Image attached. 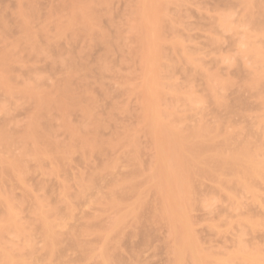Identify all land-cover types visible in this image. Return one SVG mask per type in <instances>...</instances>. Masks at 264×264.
<instances>
[{
	"label": "bare ground",
	"instance_id": "1",
	"mask_svg": "<svg viewBox=\"0 0 264 264\" xmlns=\"http://www.w3.org/2000/svg\"><path fill=\"white\" fill-rule=\"evenodd\" d=\"M8 1V0H7ZM9 1H11V0H9ZM14 1V0H13ZM27 2V4H31V2H33L32 0H26ZM58 2H56L57 4L59 3V0H57ZM70 1V3H67V1L65 2V3H67V5H69L70 6V4H71V6H70V8H72V7H75L76 8V10H77V6H76V4L78 3V2H84V1H86V0H69ZM92 1V0H91ZM96 0H94V2H95ZM99 1H101V0H99ZM104 2V4L106 5L107 3H109V1L107 2V0L105 1V0H103ZM123 1V0H122ZM129 1V0H128ZM134 1H138V0H134ZM164 1V0H163ZM171 1H173V0H171ZM171 1H170V3H171ZM181 1V0H180ZM179 1V2H180ZM190 1V0H189ZM228 1V0H227ZM3 2V1H2ZM21 2V0H19V2L18 3H20ZM55 2V1H54ZM64 2L62 1V3H63V5L62 6H65L66 4H64ZM87 2V1H86ZM85 2V3H86ZM90 2V1H89ZM89 2H87L85 5H83V7H82V5L80 4V3H78L77 5L79 6L78 7V11L77 12H79V13H77V14H79L81 17H78L77 16V18L79 19V18H82L81 20H85L86 21V24H84L83 25V23H85V21L81 24V22H80V25H82V26H86V28L84 29V30H86L85 32L86 33H83L82 34V36L83 35H86V37H87V31H88V35L90 36H88V38L90 39L91 37L94 39V41H95V39L96 38H94V37H96V35L98 36L97 37V41L96 42H99V44L98 45H100V43H102V42H104V39L106 38H104V36H107V35H109L110 33L109 32H107L108 34H106V31H105V28H108V27H105V28H103L102 26H100L99 24V27L98 28H100V27H102V28H100L99 29V31L102 29V31L104 30V33H105V35H98L100 32L98 31V30H96V28L95 29H93V24L94 25H97V24H95L96 22L94 21V19H95V15H97V13L98 14H100V12H102V10L104 11L105 9H103L102 7L104 6L105 7V5H102L103 3H100L101 4V8H102V10L101 11H99V12H97V11H95L96 9H94L93 7V4H92V6L90 7L89 5H91V4H89L88 6H87V4L89 3ZM97 2V5L99 4L98 3V1H96ZM95 2V3H96ZM113 2V1H112ZM121 2V1H120ZM156 2H157V4L159 3V4H161L162 5V3L163 4H165L166 3V1L165 2H162L161 3V1L160 2H158V0H139L137 3H139L140 4V6H141V9H142V13H141V15L139 14L140 13V10H139V8L137 9V7L139 6V4H135L134 5V8L132 9V10H134L135 11V13H133L132 12V15H133V21L135 22V23H137V24H135L134 22H133V24L135 25H133L132 24V27L134 26V27H136V25H137V27H136V30L137 31H135V30H133V28H132V30L134 31V33H135V35H136V33H139V31H140V38H138V35L139 34H137V38L139 39H137V41L139 42L138 43V45L136 46V49H134L135 51L137 50V52H138V55H136V52H135V56H137V57H139V52L141 53L140 55L142 56V59L144 60V63H145V70H144V73H143V75H142V81H141V85H140V87L142 86L143 87V89H144V92H141L142 91V89H141V91H140V89H138V92L136 91L137 90V86H138V88H140L139 87V85L138 84H136L137 86L135 87L136 88V90H134L135 91V94L137 95V96H135V99H136V97H138L137 99H141V107L138 105V103H137V105L141 108H137L136 106H135V108H137L138 110H140L142 113H141V122H140V120H136V118L138 117L139 119H140V114H139V111H138V114H139V116H138V114L136 113V111L135 110H137V109H135V108H133V107H130V111H132L131 109H134V111L133 112H128V111H123V114H122V116H120V117H116V116H114L113 115V112H111L110 110H112L110 107H109V109L110 110H107L108 112H110V113H112L111 115H113L114 116V119H115V117H116V119L117 118H121L122 120H124V122H122L121 121V119H120V122H121V124L120 125H118V123L119 122H117V124H116V129H118V127L119 128H121V130L119 131V130H116V131H119V133L121 132L123 135L122 136H124V137H122V136H118V132H117V134L115 135V133H113V132H111L113 135H114V137L115 138H108L107 137V139H105V141L107 140L108 142H104V139L102 140L101 139V137H100V139H101V141H103L102 142V144L104 143V145H105V143H106V145H108L107 143H109L110 142V144H114V142L113 141H116L115 139L116 138H118L117 140V142H119L120 141V139L122 138H126L125 136L126 135H128L127 137H129V135L131 134L132 135V133H130V132H132L133 130H136L135 132H134V137H136V132L138 131V126H140V124L142 123V124H144V126L142 125V127L140 126V129L141 128H143V130L145 129V131H144V133H142L141 131V134L143 135H145L146 133L147 134H149L151 137H153V139H155L156 140V142H154V152L155 153H151L149 156L150 157H152L151 155L152 154H156V156H157V158H155V160H157L156 162H155V169L154 170H152V174H151V185L152 186H154V189L155 188H157L156 189V191H157V196L155 195V193H156V191H152L151 189H153V188H148V187H146L147 185H146V182L144 183L146 186V188H148L149 190H151L154 194H153V200L152 201H155L156 199L159 201V202H156L155 201V203L156 204H158L159 205V207H158V205H156L154 202H152V201H150V199H148L152 204H151V206H150V208H152L153 206H157L158 207V209H157V211L156 212H158L159 211V208H161V210L158 212V213H156L157 214V217H158V220H160L161 218V220L160 221H162V220H164V218H166V222H167V220H169V230L171 231V232H169L168 230H166L167 231V233L165 232V233H163L164 235L165 234H167V236H165V237H169V239H170V234L171 233H173L175 236V239H174V242H176V243H178V239L179 238H177V237H180V242H179V244H178V246H177V248H176V252H175V263L176 264H184V263H187V262H183L184 260H186V258H188V259H190V258H192L194 261H195V264H219V261H217V256L216 257H214V258H212V255L214 256L215 254L213 253H211V251L209 250V251H207V249L204 247H202V250L201 249H199L198 247H197V245H196V241H195V239L194 238H192V234L190 233V231H189V220H190V222H191V220L193 221V222H191V223H194L195 221H194V219H195V217H192L193 219H189L188 220V218H191V217H188V209L190 208V207H192V205H193V207L191 208V209H189V210H192L194 207H196L197 206V203L199 204V202L200 201H197L196 200V202H193L192 203V201H194L195 199V197L196 196H194V195H196V192L198 191L199 193H202L201 192V190H203L204 188H206V186L204 187V184L205 183H207L206 181H208V179L210 178L211 180H209V182L208 183H210V184H208L209 186H213L212 188L211 187H209L210 189H211V192H212V190H214V188L215 189H217V191L219 190V192H221V193H219V192H217V191H215L216 193H218L217 195H219V194H221V195H223V194H225V195H223L224 196V198L225 199H229L230 198V200L231 201H233L234 202V204L235 203H237V206H239L240 208L239 209H242L241 208V206H240V202H239V204H238V202H236L237 200H239V199H237V198H239V197H235V195L233 194V191L235 190V188H236V192H238L237 194H240V193H244V191L247 193V192H249V193H247V194H250V196H252V198H251V200L253 199V201L255 200H258L260 197L258 196V193L260 192V190H261V188H260V190H258V185H259V187H260V185L261 184H264V139L262 138V140H261V142H263L262 144H261V142L259 141L260 139H259V135H260V132H262V131H264V22H263V19H264V17H260V16H264V0H238V3H237V6L240 4V9H242V11L243 12H241V14L243 15L242 17H243V20H244V18L246 19V22L245 23H247V24H249L250 26L251 25H253V32H251V33H249L248 35H247V40L245 41V44H246V46H247V49H246V54L248 55V56H250V58H251V62H252V67H251V71H250V68H248V70H249V72H250V74L248 73H246L245 72V69H244V72L246 73V78H244L243 80H242V77H239V78H241V82L239 81V83L237 82L238 80L237 79H235L234 78V75H232L233 77H231V76H229L228 74H224L225 76L226 75H228L227 77H224L223 75H221L222 76V79L221 78H219V77H221V76H219L220 74H221V72H220V74L218 73V70L216 71L217 73H218V77L216 76L217 75V73H214V71H213V73H214V75H212V74H210L212 71L210 70V73H207V72H209V69H208V71L206 72V71H204L202 68H200V67H205V70H207L206 69V64L205 65H200V67H197V66H194V62L195 63H197V64H201V63H203V62H201V60L200 59H196V61L195 60H193L192 58H193V56L192 55H194L192 52V55H191V53H189V55H188V53L186 54L184 51H183V55H184V58H182V56H180V57H178L179 59L181 58V64H187V65H189L190 66V64H192V66H191V68H194V67H196V68H194V70L192 71V70H190V72L192 71L194 74H196L195 73V71H199L197 74L200 76V78H201V75H202V78H204L205 79V81H206V86H204V84L205 83H203V88H202V93L201 94H204L205 92H207V94L210 96V98H209V101L207 100V98L209 97L208 95H205V97L207 96V98H205V100L204 101H208L207 103H204L202 100H203V95L201 96V97H199L198 96V93H196V95H193V94H195L194 92V88L192 89V88H190L189 86L190 85H188V87L186 86V87H181V86H174V85H176V84H168V83H177V82H174V81H170L172 78H170V76H169V72H171L172 70H171V67L173 66L172 65V62L173 63H176V61L174 62L173 60H171L170 58L173 56V55H171V56H166L164 59H165V61L166 60H168L167 62H171L170 64L171 65H169L170 66V69H168V71L169 72H167V74L165 75V74H163L164 72V70H165V68L167 67V65H168V63L166 62V67L165 66H163L162 68L164 69L163 71H161V67H160V64L164 61L162 58L164 57V54H163V52H166V51H163L162 49H161V51H163L162 52V55L161 54H158L157 53V50L159 49L160 50V48L158 47V42H159V40L160 39H163V41H165L166 40V38L163 36V35H161L160 36V33H161V31H163V30H159L161 27H162V25H164V24H159V23H163V20H164V22H165V20L167 19V17H168V15H169V12H168V9L167 8H165V9H167V12H168V14L167 15H165V16H163L162 17V15H159V11H161V13H163L162 11H163V9L161 10V8H160V5L158 6V5H156ZM179 2H177V3H179ZM182 2V1H181ZM236 2V1H235ZM234 2V3H235ZM6 3V2H5ZM13 3V2H12ZM16 3V2H15ZM22 3H25V0H23V2H21V4ZM25 3V4H26ZM56 3H54V5L56 4ZM60 3H61V1H60ZM73 3H76L75 5H72ZM94 3V4H95ZM228 3V2H227ZM33 6L31 7H29V5H25L26 7H28V10L30 9V10H32V11H30L29 12V17L31 16L30 15V13H32V14H34L35 15V13H36V15H37V12H36V10H35V13H33L34 12V10L32 9V8H34L35 9V4L36 5H38L37 4V0H34V2H33ZM48 4V3H47ZM55 5V6H61L60 4H58V5ZM99 4V5H100ZM110 4V3H109ZM109 4H107V6L109 5ZM119 4V3H118ZM127 5H129L130 6V4L129 3H126ZM218 4V3H217ZM230 4V3H229ZM18 5H20V4H18ZM15 6L16 8V10L18 9V7L20 8V6ZM32 5V4H31ZM81 5V6H80ZM113 5H115V4H113ZM126 5V6H127ZM138 5V6H137ZM219 5V4H218ZM231 6H233L232 4H230ZM230 5H227V6H230ZM235 5V4H234ZM2 6H3V4H2ZM40 6V5H39ZM48 6V5H47ZM55 6L53 7V9L54 10H52L53 12H51V13H54L55 14V16H58V17H61L60 15H62V13H64V11H65V9L67 10V12L66 13H68L69 15H72V14H70L69 12H72V10L73 11H75V9H71V11L69 10L70 8H68V7H58V9L57 8H55ZM110 6V5H109ZM116 6V5H115ZM119 6V5H118ZM129 6H128V9H130L129 8ZM132 6V5H131ZM153 6H158L159 7V10H158V15H157V10L155 11V7H153ZM175 6H177V5H175ZM179 6V5H178ZM217 6V5H216ZM97 7V6H96ZM95 7V8H96ZM99 7V6H98ZM111 7V6H110ZM114 7V6H113ZM112 7V8H113ZM133 7V6H132ZM157 7V8H158ZM163 7H164V5H163ZM169 7V6H168ZM181 7H183V6H181ZM180 7V8H181ZM242 7V8H241ZM8 8V9H7ZM10 7H6V9L5 10H10L9 9ZM23 7H22V5H21V11L23 10L22 9ZM38 7L36 6V9H37ZM41 8V7H40ZM43 8H44V6H43ZM60 8V9H59ZM65 8V9H64ZM89 8H91V9H89ZM100 8V9H101ZM116 8H118V7H116ZM127 8V7H126ZM179 8V7H178ZM232 8H235V6H233ZM25 9H27V8H25ZM58 11H57V10ZM64 10L63 12H62V10ZM92 9H94V11H95V13H93V14H95V15H92ZM98 10H99V8H97ZM137 9V10H136ZM216 9V8H215ZM20 9H18L17 11H16V14H18V13H20V11H19ZM27 10V11H28ZM38 10H39V8H38ZM48 10H50L49 8H48ZM91 10V11H90ZM121 10H123V8L121 9ZM11 11V10H10ZM19 11V12H18ZM24 12L26 11V10H23ZM41 11V10H40ZM57 11V12H56ZM110 11V10H109ZM108 10H106V11H104L103 13H101V14H108V12H109ZM113 11H114V9H113ZM137 11V12H136ZM178 11V10H177ZM212 11H213V9H212ZM217 10H215L214 12H216ZM223 11V10H222ZM227 11H229V10H227ZM3 12V11H2ZM24 12H22V13H24ZM115 13L116 12H118V10L117 11H114ZM114 12H113V14H114ZM123 12V11H122ZM121 12V13H122ZM125 12V11H124ZM223 12H225V11H223ZM15 13V12H14ZM22 13H20V15L18 16H16L17 17V19H20V16L22 15L23 16V14ZM38 13H40V12H38ZM42 13H43V11H42ZM57 13H59L58 15H56ZM73 13V12H72ZM75 13V14H76ZM120 13V14H121ZM164 13H165V11H164ZM164 13H163V15H164ZM217 13V12H216ZM3 14H5V13H3ZM12 14V13H11ZM25 14V13H24ZM26 14H27V12H26ZM46 13L44 12V14L42 15V16H44ZM47 14H48V11H47ZM46 14V15H47ZM49 14H50V12H49ZM74 14V15H75ZM76 14V15H77ZM127 14H129V12L127 13ZM137 14H139V21H135L136 20V18L138 17V16H136ZM166 14V13H165ZM176 14V13H175ZM174 14V15H175ZM178 14V13H177ZM212 14V13H211ZM221 14V13H220ZM6 15V14H5ZM9 15V14H8ZM14 15V14H13ZM34 15L33 16H31V17H33V18H30V20H28L29 18H27V23L26 24H24L25 22V20H26V18H24L26 15H24V17H21L23 20H21L22 22H23V25L25 26V25H28L31 21H34L35 19H34ZM41 15V14H40ZM39 15V16H40ZM45 15V16H46ZM66 15V14H65ZM68 15V16H69ZM74 15H72V17L69 19L68 17H67V15L65 16V18L66 19H68L69 21L65 24L64 22H66V20L64 21V19H62V20H59V22L60 21H62V23L63 24H65V25H63V26H61L60 28H59V30H58V27L59 26H57L56 28H55V30H56V34L54 33V36L56 37L57 36V34H58V36L60 37V36H62L63 37V34L65 35V37L64 38H62V40L63 39H67V37H66V32H68V34L67 35H69V26H71L70 27V32H73L74 30H75V32H73V38H75V39H77L78 38V34H77V32L78 33H80V31H82L83 29H82V27L81 26H78L79 24H73V23H76V21H78L77 19H75L76 18V16H74ZM122 15V16H121ZM120 16H121V18H123L124 17V15H123V13L121 14ZM131 15V16H132ZM180 15V14H179ZM184 15V14H183ZM38 16V17H39ZM50 16H51V14L49 15V16H47V18L49 17L50 18ZM109 16V15H108ZM128 16V15H127ZM136 16V17H135ZM162 17L161 19H159L160 17ZM214 16H215V14H214ZM227 16H229L228 14H227ZM226 16V13H225V16H221L220 18H219V23H218V21L216 20V23L219 25V28L221 27V26H223V28H221V29H223L222 31H224V29H228V28H230L229 27V23H227V19H229V17H227ZM11 17V16H10ZM36 17V16H35ZM58 17H57V19H58ZM70 17V16H69ZM98 17H100L99 15H97V17H96V19H98ZM102 17H104V16H102ZM110 18H111V20H113L112 18L114 17V15H113V17H112V14H111V16H109ZM130 17V16H129ZM169 17H172L173 18V16H172V14H171V16H169ZM180 17V16H179ZM178 17V18H179ZM218 17V16H217ZM3 18V17H2ZM1 17H0V19H2ZM6 18V17H5ZM47 18H46V21H47ZM53 18V17H52ZM62 18H63V16H62ZM105 18V17H104ZM120 18V17H119ZM175 18V17H174ZM183 18V17H182ZM262 19V21L261 22H263V23H261L260 24V22H259V19ZM6 19H8V18H6ZM14 19H16V18H14ZM34 19V20H33ZM39 19H42V17L41 18H39ZM44 20H45V17L43 18ZM56 19V20H57ZM60 19V18H59ZM95 19V20H96ZM106 19V18H105ZM176 19V18H175ZM181 19V18H180ZM80 19H79V21H81ZM99 20H101V19H98L97 21H98V23H99ZM122 20V19H121ZM138 20V19H137ZM177 20V19H176ZM179 20V19H178ZM212 20V19H211ZM3 21V20H2ZM2 21H0V23L2 22ZM6 21V20H5ZM8 21V20H7ZM14 21V20H13ZM17 22L19 25H21L20 27H21V29H22V24H20V23H22V22ZM49 21V20H48ZM75 21V22H74ZM78 21V22H79ZM105 21V20H104ZM110 21V20H109ZM115 21V20H114ZM119 21H120V19H119ZM161 21V22H160ZM168 22L169 21H173L172 19L170 20V18L167 20ZM182 21H184V18H183V20ZM16 22V21H15ZM14 22V23H15ZM53 22V21H52ZM112 21H110V23H111ZM122 22V21H121ZM131 22V21H130ZM139 22V23H138ZM178 22V21H177ZM176 22V23H177ZM180 22V21H179ZM4 23V22H3ZM2 23V24H3ZM17 23H16V25H17ZM44 23V22H43ZM56 23H57V21H56ZM61 23V24H62ZM118 23V22H117ZM120 23V22H119ZM132 23V22H131ZM170 23V22H169ZM168 23V24H169ZM174 23V22H173ZM175 23V25L176 26H178V24H176ZM214 23V22H213ZM253 23V24H252ZM259 23V24H258ZM12 24V23H11ZM33 24H35L34 22H33ZM46 24L48 25V22H46ZM50 24V23H49ZM104 24V23H103ZM122 23H120V25H121ZM171 24V23H170ZM169 24V26H173V25H170ZM180 24V23H179ZM215 24V23H214ZM7 25V24H6ZM10 25V24H9ZM9 25H7V26H9ZM15 25V26H16ZM18 25V26H19ZM57 25H60V23H58ZM73 25L74 26H77V27H79V28H75L74 29V27H73ZM97 25V26H98ZM114 25H116V24H114ZM113 25V26H114ZM158 25L160 26L159 28H158ZM221 25V26H220ZM254 25H256V27L254 26ZM11 26H13V25H11ZM23 26V27H24ZM28 26H30V28H32V29H34V25H33V27L31 26V24H29ZM28 26H27V28H28ZM48 26H50V25H48ZM96 26V27H97ZM105 26V25H104ZM130 26H131V24H130ZM2 27H3V25H2ZM20 27L18 28V29H20ZM44 27V26H43ZM66 27H67V29H66ZM139 27V28H138ZM163 27H165V25L163 26ZM162 27V28H163ZM224 27H226V28H224ZM228 27V28H227ZM6 28H8V27H6ZM5 28V29H6ZM16 28H17V26H16ZM26 27H24L23 29L25 30V29H27ZM29 28V29H30ZM71 28H73V29H71ZM97 28V29H98ZM112 28V27H111ZM122 28V27H121ZM161 28V29H162ZM171 28V27H170ZM169 28V29H170ZM251 28V27H250ZM252 28L250 29L251 31H252ZM0 29H1V27H0ZM23 29H22V32H23ZM28 29V30H29ZM32 29H30L29 30V32L30 33H27L28 32V30H25V32H23L24 34H22V35H24V38H21V39H19V41L22 43V45L20 44V43H18L19 41L18 40H16V41H18L17 43L18 44H20V47L17 45V43L16 42H12L11 44H10V42L8 43H6L7 45L8 44H10V45H13V47L15 48H17V46L19 47V48H21V50H23L24 49V51L26 50L28 53H29V51H30V53H33L34 51H31V49L33 50V49H35V48H37V45L35 44V45H33L34 43L32 42V33H33V31H32ZM37 29V28H36ZM76 29H78V31L76 30ZM117 29V28H116ZM126 29V28H125ZM127 29H129V28H127ZM135 29V28H134ZM173 29H175V28H171V31L173 30ZM177 29V28H176ZM178 29H179V27H178ZM177 29V30H178ZM12 30V29H11ZM15 30V29H14ZM65 30V33L63 32ZM67 30V31H66ZM83 30V31H84ZM91 30H94V31H91ZM124 29H122V31H123ZM130 30H131V27H130ZM158 30L160 31V32H158ZM208 30V29H207ZM207 30H205V31H207ZM218 30H220V29H218ZM250 30H249V32H250ZM2 32H4L5 33V30L3 31V29L1 30ZM7 31H8V29H7ZM9 31H10V28H9ZM34 31H35V29H34ZM59 31V32H58ZM91 31V33H89ZM101 31V32H102ZM110 31H111V29H110ZM164 31H166V27H165V30ZM178 31H180V30H178ZM204 31V32H205ZM2 32H1V34H2ZM16 32H17V30H16ZM42 32V31H41ZM58 32V33H57ZM95 32H98V33H95ZM117 32V34H118V32H120V31H117V30H115V33ZM125 32V31H124ZM127 32H130L129 30H127ZM159 34H158V33ZM168 32H169V30H168ZM3 33V35H5ZM36 32H34V34H35ZM38 33V32H37ZM94 33L96 34V35H94ZM121 33V32H120ZM120 33L118 34L119 35V37H124V35H122L123 33H121V35L122 36H120ZM164 33V32H163ZM166 33V32H165ZM178 33V32H177ZM180 33H182V32H180ZM206 33V32H205ZM207 33H209V34H211L212 35V38L211 39H213V36H215L214 34H213V32L211 31H209L208 30V32ZM12 34H13V32H12ZM11 34V35H12ZM17 34H20V33H17ZM26 34V35H25ZM45 34V33H44ZM161 37V38H159L158 37V35ZM162 34V33H161ZM170 34V33H169ZM216 34V33H215ZM8 35H9V33H8ZM22 35H20L21 37H22ZM36 35V34H35ZM46 35V34H45ZM50 34H48L47 36H49ZM52 35V34H51ZM70 35H71V33H70ZM133 35V34H132ZM173 35H174V33H173ZM180 35H182V34H180ZM206 35V34H205ZM217 35V34H216ZM2 36V35H1ZM10 36V35H9ZM44 36V35H43ZM46 36V37H47ZM54 36L52 37L53 39H54ZM167 36V35H166ZM218 36V40H220L219 39V35H217ZM5 37H7V35L5 36ZM11 37V36H10ZM36 37H37V35H36ZM70 37V36H69ZM77 37V38H76ZM79 37H80V34H79ZM113 37V36H112ZM111 37V38H112ZM117 37V36H116ZM116 37H114V38H112L113 40L114 39H117ZM118 37V38H119ZM162 37H164V38H162ZM169 37V36H168ZM176 37H178V35L176 36ZM176 37H174V38H176ZM3 38V37H2ZM19 38V37H18ZM44 38H45V36H44ZM47 38H50V37H47ZM72 38V40L75 42V39H73ZM84 38V39H83ZM91 38V40H87V41H89V43H90V41H91V43L93 44V42L94 41H92L93 39ZM99 38L101 39V42H100V40H99ZM109 38H110V36H109ZM111 38L110 39H108V37H107V40L106 41H112L111 40ZM24 39V40H23ZM46 39V38H45ZM44 39V40H45ZM53 39H49V40H53ZM71 39V38H70ZM70 39H69V41H70ZM79 39L80 38H78L77 40L79 41ZM81 39H82V41L83 42H80V43H83L84 44V40H86L85 39V36H83V37H81ZM122 39H124V38H122ZM136 39V38H135ZM157 39H158V41H157ZM168 39V38H167ZM178 39H179V37H178ZM181 39H182V36H181ZM3 40V39H2ZM14 40V39H13ZM48 40V41H49ZM57 40H59V38H57L56 40H55V42H51L52 44L53 43H55L56 44V41ZM103 40V41H102ZM121 40V39H120ZM120 40H119V42H120ZM130 40H132V39H130ZM171 40V42H170V44H172V47L174 46V47H176V45H178L177 44V42H173L174 40H173V36H172V39H171V36H170V38H169V40L168 41H170ZM173 40V41H172ZM180 40V39H179ZM183 40V39H182ZM181 40V41H182ZM214 40L215 41H212V40H210L211 42H214V43H219L218 42V40L216 41V39L214 38ZM7 41V40H6ZM24 41H26L27 43H29L28 44V47L30 46V44L31 45H33V46H31V48H30V50H29V48L26 46V44H24L25 42ZM66 40H63V42H65ZM68 41V40H67ZM72 41V42H73ZM87 41H86V43H87ZM105 41V42H106ZM117 43H118V41L117 40H115ZM123 41V40H122ZM135 41V40H134ZM136 41V42H137ZM161 41V40H160ZM167 41V40H166ZM167 41V42H168ZM176 41V40H175ZM185 41V40H184ZM3 42H4V40H3ZM34 42H35V40H34ZM50 42V41H49ZM48 42V43H49ZM60 42H61V40H60ZM96 42H94L95 44H96ZM105 42L104 43H102L101 45H103L104 46V44H105ZM124 43H125V41H123ZM123 42H122V44H123ZM173 42V43H172ZM186 42V41H185ZM210 42V43H211ZM37 43H38V40H37ZM46 43V41L44 42V46L42 45H40L41 47H42V50H43V55H41V56H44V54H45V52L47 51V49L48 48H50V46H51V48L53 47V46H55V44L52 46V44L50 45V44H45ZM62 43V42H61ZM76 43H77V45L79 44L80 46H81V44L80 43H78L77 41H76ZM88 43V44H89ZM91 43L89 44V45H91ZM107 43V45L109 46L110 45V47H108L107 46V48H110V49H112V46H111V44L113 43V44H117V43H115V42H111V43H109V42H106ZM129 43H130V41H129ZM160 43V42H159ZM213 43V44H214ZM6 44L4 45V47L2 46V45H0V46H2L3 48H4V52H2L1 51V55H0V89L1 90H3L4 92L3 93H5V96L6 97H3V100H2V102H0V113L1 114H3V115H5V117L3 116V118L2 119H4L5 118V121L7 120V119H11L10 117H8L7 115H9V114H12V113H10V112H12V111H10V110H13L14 111V109L12 108H10V110H8L7 111V109H9L8 107H7V109H6V104L4 105V103H3V101H5L6 100V98H8L7 99V103L8 102H10L11 100H13L14 101V99H11L10 100V96L11 95H15V96H12V97H18V95H19V93L21 92V94L24 96V94L23 93H25V94H27L28 96V99H30L31 100V102H32V104H33V106H31V108H33V110H31L30 112H31V115H30V117H26V119L27 118H29L28 119V123L26 122L27 120H25L24 119V123H27V125H26V127L24 128V130L22 131V129H21V131L20 130H18V127H21V125L20 126H18L17 124H15V125H17V126H15V125H13V126H15L17 129L16 130H18L17 131V133H19V131H20V133L21 134H19L18 135V137H17V139L15 140L16 142H17V144H18V148H19V151L17 152L18 154H16V153H14V152H16V151H14V149H16V147H14V146H17V144L15 143V141L13 140V138L15 137L16 138V136H14V135H17V134H15V133H13L12 134V136H14V137H12L11 135H10V133H9V129L12 127V125L10 124V122H13V121H15L14 119H15V117H14V119H12L11 121H9L8 120V123H9V125L11 126H9V125H6L7 123L6 122H4V123H0V148L3 150V152H2V150H1V154H0V180H1V178H2V180H3V184L0 182V186L2 187V185L3 186H5L4 184H7V186H9V184H8V182L6 183H4V181H5V178H8L9 179V181H10V184H11V181L13 180V181H15V183H16V185L14 184L13 185V187H15V186H18V187H20L21 189V191H22V196H23V198H21V200H20V197L21 196H19V194H18V196H19V201H15V198L17 197H14V198H12L13 197V193H12V195H11V192L9 191V189H8V187L7 186H5V187H7V191H9V193H10V195L4 190V188H2V189H0V208H1V214H0V264H34V263H36V262H34V257H35V259L37 258V257H41V258H43V256L46 258V256H48V255H52L53 253L55 254L56 252V250H55V248H57V241H56V238H57V240H58V242H60L59 241V239H60V237H59V235H61V234H59L58 232L63 228V224H62V221L63 220H65L64 222H66V220L67 219H70L71 220V218H68V217H72V214L70 215V216H68V217H66V216H64V218H67V219H64L62 216H63V214L65 213V212H67L69 209L71 210L72 208H70V207H72V205H74V203L72 204L69 200V198L66 196L67 194L65 193V192H67V191H70L71 189H69V190H67L66 189V184H67V182H66V184L63 182V181H60V177H63L64 179H66L65 178V176H59V175H61V173L59 174V175H57L58 176V178H59V181L60 182H63V183H61V186H62V188H58V190L59 191H61V195L59 194L60 192L58 191V192H56V193H58L59 195H60V197L58 196V198H59V200H61L60 202H54V201H56V200H54V198H55V195H54V198H51L52 197V195H51V193L50 192H52V191H54V188H51V189H49L46 185V187L48 188L45 192L43 191V189H42V193H45V194H41L42 196H43V199H44V197L45 196H47V197H45V200H47L49 197H50V199H51V202L50 203H54V204H57L58 203V205H60L59 207H62L61 205L62 204H60L61 202H63V204L65 203V200L69 203V205H71L70 207H69V205L67 204V206L69 207V209H68V207L67 208H65L66 207V204L65 205H63V209H64V213H63V211H62V214H60L61 215V217L60 218H63L62 219V221H61V219H59L57 216V218H58V222L56 221L57 219L55 218V215H57V211H56V209H57V207H58V205H54V204H51V205H53L54 206V208H56V209H53V207L51 206V208L49 207V212H48V207H46L45 205H47V203L45 204L44 202V200L42 199V197L41 196H39V195H35L36 197L38 196V198H34V197H32L33 199H34V202H31L33 199L32 198H30L29 197V193L31 192V190H33V188H30V186L29 185H31L30 183L28 184V180H24V177H26V179H27V177L28 176H26V175H28L27 173H29V172H34V170L35 171H37L38 172V170H42L43 171V169L45 168V167H50V164L51 165H53L52 167H51V169L50 168H48V170L45 168V171H48L47 173L44 171V173H46V175L43 173H41L42 175H44V177L46 178L48 175H50L51 176V174H55L57 171H59V172H61L62 171V169L61 170H59V168L61 167H63L66 163H67V161L69 160V158H70V160H74V159H71L72 157H73V155H71L74 151L75 152H77V154L79 153V154H82L83 155V157L85 156V155H89L90 156V153H93V152H95V151H97V153L98 152H100L99 151V149H100V147H101V145H99V143L98 142H100V141H98L97 139L99 138H97L96 139V133H97V130L100 128H104V129H106L107 127L106 126H103V124H104V120H106V118L107 117H100V113H99V115H98V109H96V108H100L101 107V105L100 104H98V107H97V105H93V106H96L95 107V109L96 110H92V109H94V107H91L90 106V103L88 104V102L89 101H87V103H85V105L86 106H83V104H80V103H83L84 101V99H82L81 97V100L83 101V102H81V100L80 99H78L79 97H78V95H80V96H83V97H85L86 95V97L89 99L90 98V96L88 95L89 93H90V90L93 88V87H95L94 86V84H95V82H94V84H92L93 85V87L89 90V88L88 87H86V89L87 90H85L87 93H88V91H89V93L88 94H84L85 93V91L83 92L82 90H83V88H80L79 90L80 91H77L78 89H76V91L75 90H73V89H75V88H73V86H74V84L72 85V87H70L71 85L69 84V83H71L70 81H69V79L70 78H72L73 76H71L69 79H68V77L70 76V74H69V71H68V73L66 72V69L65 68H63V70H65L64 72H66L67 74L65 75V74H62L63 73V71H62V68L60 67V65H58L57 63H56V66H58V67H60V69L58 70V71H62L61 73H57L56 74V76L57 75H59V74H62V75H65L64 77V79L62 78V76L61 75H59L60 77V80L62 79V81L60 82L59 81V83L57 84L55 81H57L56 79H55V77H53V79H55L54 80V82H55V84H57L58 86H53V84H54V82H53V84L52 83H50V84H52L51 85V88L49 87V92H50V94L49 95H46V94H48L47 92H46V94H44V92H43V94L42 93H40L39 92V90L38 89H40V88H42L43 89V86L45 87L46 85H43L42 83H41V85H43V86H40V84H39V86L40 87H38L37 88V86L35 87L34 85H36L37 84V82H34V83H36V84H33L32 86L31 85H29V83L30 84H32L33 83V80H31V77H33V73L31 74V77L28 79L30 82H24V84H26V85H21V86H19V83H18V86L21 88V89H18L19 90V92H18V95L16 94L17 92H14L13 91V89H15L16 91H18L16 88L18 87L17 86V84H16V88L14 87L15 85H11V83H13V82H15V81H10V80H8V77H7V74L5 73L4 74V72H8L9 70H10V65L8 66L9 67V69H7V65H8V63H9V60H11L13 57H12V55L14 56V55H16V56H19L20 55V52H19V54L17 55V50H20V49H14V48H12V49H7V51L8 50H10L11 52L13 51V49L14 50H16V53H14V51L12 52L13 54H10L11 52H7V51H5V49L9 46V48H10V45H8L7 47H5L6 46ZM63 44V43H62ZM70 44H72V43H70ZM70 44H67L68 45V48H70ZM112 44V45H113ZM119 44V43H118ZM160 44H162L163 46H164V44H165V42H163L162 43V41H161V43ZM169 44V43H168ZM168 44H167V46H168ZM170 44H169V46H170ZM185 44H187V45H189L187 42L185 43ZM209 44V43H208ZM17 45V46H16ZM24 45V46H23ZM47 45H49V47H47ZM58 45V44H57ZM56 45V46H57ZM67 45H65L66 46V48H67ZM86 45V44H85ZM115 45H113V47H115ZM132 45H134V44H132ZM139 45H140V47H139ZM162 45H160V46H162ZM180 45V44H179ZM183 45V44H182ZM186 45V46H187ZM215 45V44H214ZM27 47L28 48V50H27V48L25 49V48H23V47ZM46 46V47H45ZM63 46H64V44H63ZM73 46V45H72ZM71 46V47H72ZM93 46V45H92ZM92 46H90V47H92ZM102 46V47H103ZM128 46H130V45H128ZM192 46V45H191ZM209 46V45H208ZM33 47V48H32ZM41 47H39V48H37L36 49V51H35V56L38 54V53H40V54H42L41 52H42V50H41ZM75 47V46H74ZM89 46L87 47V48H85V49H83L82 47H80V48H82L83 49V51H85V52H83V56L82 57H85V56H87V55H85V54H87V51L89 50L88 48H90ZM98 47V46H97ZM105 47V48H104ZM103 47V50L104 49H106L107 51H108V49L106 48V46H104ZM117 48H118V45L116 46ZM158 47V48H157ZM171 47V46H170ZM169 47V48H170ZM173 47V48H174ZM189 47V46H188ZM1 48V47H0ZM2 48V49H3ZM50 48V49H51ZM56 48H59V46H57ZM73 48V47H72ZM122 48H124V46L122 47ZM164 48V47H163ZM167 48V47H166ZM187 48V47H186ZM215 48H217L216 46H215ZM1 49V50H2ZM55 49V48H54ZM62 49V48H61ZM77 49H78V47H77ZM88 49V50H87ZM109 49V50H110ZM115 49V48H114ZM130 49H132L133 50V48H131L130 47ZM171 49V48H170ZM175 49V48H174ZM173 49V50H174ZM178 48L176 47V49L174 50L175 51V53L177 52L176 50H177ZM188 49V48H187ZM194 49H195V47H194ZM39 50H41V52L39 51ZM59 50V49H58ZM64 50H65V48H64ZM72 49L70 48V51H71ZM106 50H104V52H102V53H104V55L103 56H107L108 55V57L110 56L109 54H105V51ZM116 50V49H115ZM119 50V49H118ZM125 50V49H124ZM128 50V49H127ZM131 50V51H132ZM139 50V51H138ZM183 50H184V46H183ZM186 50V49H185ZM23 51V52H24ZM37 51H39V52H37ZM49 51V50H48ZM47 51V52H48ZM62 51V50H61ZM106 51V52H107ZM111 51V50H110ZM110 51H108V52H110ZM122 51V50H121ZM131 51H129L131 54H130V56H132V54H133V51L131 52ZM160 51V52H161ZM170 51V50H169ZM194 51V50H193ZM200 51V50H199ZM199 51L196 53V55H198L199 54V56H200V53H199ZM37 52V53H36ZM47 52H46V54H47ZM64 52V51H63ZM72 52V51H71ZM71 52H68L69 53V55H70V53ZM75 52V51H74ZM77 52H78V54H80L81 52H79L78 50H77ZM100 52V53H101ZM107 52V53H108ZM128 52V53H129ZM168 52V51H167ZM187 52V51H186ZM195 52V51H194ZM212 52V51H211ZM29 53V54H30ZM56 53H58L57 51H56ZM122 53H123V51H122ZM125 53H126V50H125ZM171 53V52H170ZM40 54H39V56H40ZM59 54V53H58ZM61 54V53H60ZM65 54H67V53H64L63 55L61 54V56L60 55H57V56H59V57H56V59H58L59 61H60V59L61 60H63L62 58H64L65 57ZM74 54V53H73ZM73 54H71L69 57L71 58V56L73 57ZM111 54V53H110ZM176 54H179V52L178 53H176ZM211 54V53H210ZM214 54H216V53H214ZM31 55V54H30ZM82 55V54H81ZM80 55V56H81ZM85 55V56H84ZM90 55V54H89ZM112 55V54H111ZM124 55V54H123ZM133 55V56H134ZM191 55V56H190ZM203 56H204V54H202ZM209 55V54H208ZM217 55V57H218V54H216ZM15 56V57H16ZM51 54H50V58H51ZM63 56V57H62ZM66 56H68V54L66 55ZM75 56V55H74ZM79 56V55H78ZM116 56H118L117 54H116ZM126 56V55H125ZM134 56V57H135ZM161 56H163V57H161ZM174 56H175V54H174ZM176 56H178V55H176ZM199 56H197V57H199ZM12 57V58H11ZM14 57V58H15ZM19 57H21V55L19 56ZM47 57V56H46ZM45 56H44V58L45 59H48V57L46 58ZM53 57V56H52ZM55 57H53L52 59H55ZM69 57L68 58H64V60H65V62H67L66 60H68L69 59ZM92 57V56H91ZM121 57H123V56H121ZM121 57H119V58H121ZM126 57H128V55L126 56ZM137 57H135V59H137ZM161 57V58H160ZM194 57H195V55H194ZM212 57H213V54H212ZM11 58V59H10ZM75 58V57H74ZM73 58V60H71V61H73V63L72 64H74V66L71 68V66L69 67V68H71L72 70H70L69 68H68V70H70V71H72V73L74 72L75 74L77 73V76H79V74H81L80 72H84V70H83V68L84 69H86V71L87 70H89V69H91V67L89 68V67H87V64L83 61V58H75V59H79V61L77 62V64L75 63V59ZM98 58V60H97V63L99 62V59L101 60V62H99L100 63V65H106V64H108V63H103L102 61V59L103 58H100V57H97ZM105 58V57H104ZM114 58V57H113ZM116 58V57H115ZM119 58L117 59V60H119ZM124 58V57H123ZM18 58H16L14 61H16ZM21 59V58H20ZM20 59H18L19 61L17 62L18 63V65L19 64H21V60ZM51 59V60H52ZM56 59L54 60V61H56ZM72 59V58H71ZM80 59H82L81 60V62L83 61V65H81L82 63L80 62ZM86 59V58H85ZM84 59V60H85ZM90 59V58H89ZM92 59V58H91ZM112 59V58H111ZM122 59V58H121ZM125 59V58H124ZM131 59H132V57H131ZM139 59V58H138ZM159 59H161V60H163L161 63L159 62ZM174 59V58H173ZM184 59V60H183ZM195 59V58H194ZM23 60V59H22ZM33 60V59H32ZM35 60V59H34ZM56 61V62H58L59 63V61ZM105 61L107 60L108 61V58L107 59H104ZM110 60V59H109ZM114 60V59H113ZM123 60V59H122ZM126 61H127V58L125 59ZM143 60H141V61H143ZM170 60V61H169ZM178 60V59H177ZM200 60V62L198 63L197 61H199ZM203 60V59H202ZM12 61H13V59H12ZM11 62V63H15V65H16V62ZM36 61V60H35ZM40 60H38V62H39ZM50 61V60H49ZM71 61H69L68 60V64H65V63H61L62 64V66H64V64L66 65V66H64V67H68L69 66V64H70V62ZM87 61V60H86ZM104 61V62H105ZM106 61V62H107ZM114 61H116V60H114ZM124 61V60H123ZM130 61V63H131V60H129ZM164 61V62H165ZM210 61V60H209ZM219 61V60H218ZM23 62V61H22ZM29 62V61H28ZM27 62V63H28ZM37 62V61H36ZM38 62L35 64V65H37L38 64ZM52 61H50V65L52 66V63H54V62H52ZM61 62V61H60ZM63 62V61H62ZM88 62V61H87ZM90 62V61H89ZM89 62H88V64H89ZM113 62V61H112ZM117 62H119V61H117ZM134 62V61H133ZM132 62V63H133ZM139 62V61H138ZM137 62V63H138ZM186 62V63H185ZM11 63H9V64H11ZM26 63V62H25ZM26 63V64H27ZM31 63H33L34 64V62H31ZM48 63V62H47ZM80 63V65H81V67H83V68H81V67H79L78 66V64ZM86 65H85V64ZM102 63V64H101ZM110 64H111V62H109ZM116 63V62H115ZM124 63V62H123ZM127 63V62H126ZM137 63H133V64H137ZM158 63H160V64H158ZM207 63V62H206ZM215 63V62H214ZM13 64H11V65H13ZM40 64H42V63H40ZM39 64V65H40ZM60 64V63H59ZM123 67L125 66V63L124 64H122V63H120ZM140 64V63H139ZM219 63H217V65H218ZM31 65V64H30ZM43 65H45L44 63H43ZM71 65V64H70ZM76 65H77V67H76ZM91 65V64H90ZM96 65V64H95ZM99 65V64H98ZM142 65H143V62H142ZM142 65L139 67V65H137V67H138V69H140V68H142ZM158 65H159V67H158ZM179 65H180V63H179ZM21 66H25L24 65V63H23V65L21 64ZM28 66V65H27ZM42 66V65H41ZM56 66H52L53 67V69L56 67ZM97 66V65H96ZM95 66V67H96ZM108 65H106V67H107ZM115 66H116V64H115ZM118 66L120 67V65L118 64ZM132 66V65H131ZM130 66V67H131ZM168 66V67H169ZM175 66V65H174ZM233 66H235L234 64H233ZM35 67H37V66H35ZM39 67V66H38ZM44 66H42V68H43ZM48 67V66H47ZM51 67V68H52ZM75 67L78 69V67H79V69H82L80 72H79V74H78V71H79V69H78V71L75 69ZM100 67V66H99ZM98 67V68H99ZM111 68H106V70H105V72H108V69L109 70H111L112 69V66H110ZM117 67V66H116ZM116 67H114V69L116 68ZM129 66L127 67V69H129L130 68ZM133 67V66H132ZM134 67H136V66H134ZM184 67H185V65H184ZM231 68V65H229L227 68ZM77 71V72H75V71H73L74 69ZM87 68H89V69H87ZM104 68V67H103ZM103 68L101 67V69H96L95 68V70H96V73L99 71V73L98 74H104L105 72L103 71ZM121 68V67H120ZM158 68H159V71H161L160 73L163 75H161V74H159L160 76H161V78L160 79H162L161 80V82H160V79H159V75H158ZM190 68V67H189ZM190 68V69H191ZM200 70H199V69ZM229 68V69H230ZM6 69L8 70V71H6ZM23 69V68H22ZM40 69V68H39ZM105 69V68H104ZM125 69V68H124ZM123 69V70H124ZM130 69H132V68H130ZM136 69V68H135ZM135 69L133 68L132 69V73L133 72H135ZM172 69H173V67H172ZM196 69V70H195ZM211 69L213 70H215V68H212L211 67ZM216 69H219L218 67L216 68ZM27 70V69H26ZM41 70V69H40ZM100 70H102V71H100ZM113 70V69H112ZM117 70H119V69H117ZM134 70V71H133ZM166 70H167V68H166ZM223 70V69H222ZM43 71V70H42ZM55 71V70H54ZM91 71L93 72V69L92 70H90V71H87V72H84V73H82L83 75H81L82 76V78H81V76L80 77H78L77 79H76V75H74L75 76V78H73V79H75V81L76 80H81V82L83 83V82H85V79L86 78H89L90 79V77H92V75H94V74H92V75H90V74H87V73H91ZM114 71V70H113ZM120 71V70H119ZM138 71V70H137ZM136 71V72H137ZM142 71V70H141ZM178 71V70H177ZM231 71V70H230ZM229 71V72H230ZM242 71V70H241ZM241 71H239V73L241 72ZM13 72V71H12ZM16 72V71H15ZM56 72V71H55ZM55 72H54V74H53V76L55 75ZM101 72V73H100ZM121 72V71H120ZM120 72H118V74L120 73ZM129 72V71H128ZM127 72V73H128ZM130 72H131V70H130ZM129 72V73H130ZM163 72V73H162ZM166 72V71H165ZM202 72V73H201ZM227 72V71H226ZM228 72V73H229ZM233 72H235V71H233ZM237 72H238V70H237ZM244 72H242V74L244 73ZM9 74H11L10 72H8ZM48 73V72H47ZM71 73V72H70ZM93 73H95V72H93ZM116 74V72H112V74ZM126 73V72H125ZM126 73V74H127ZM140 73V72H139ZM142 73V72H141ZM172 73V72H171ZM182 73H184V71L182 72ZM200 73V74H199ZM236 73V72H235ZM15 74H17V76L16 77H18V73H15ZM28 74V73H27ZM37 74V73H36ZM36 74H35V79H36ZM46 74V73H45ZM88 75L85 79L83 78V76L84 75ZM117 74V75H118ZM121 74V73H120ZM120 74H119V80H123V78H121V76H120ZM126 74H122V75H124L125 77H126ZM135 74V73H134ZM175 74V73H174ZM176 74H177V72H176ZM196 74V75H197ZM223 74V73H222ZM238 74V73H237ZM236 74V75H237ZM69 75V76H68ZM110 75V74H109ZM128 75H130L129 77H134V75H132L131 76V74H128ZM141 74H139V76H140ZM173 75V74H172ZM184 75V74H183ZM191 75H193V74H191ZM240 75V74H239ZM245 75V74H244ZM243 75V76H244ZM9 76V75H8ZM11 76V75H10ZM9 76V77H10ZM13 76V75H12ZM11 76V77H12ZM24 76V75H23ZM67 76V77H66ZM102 76V75H101ZM100 76V77H101ZM105 76V75H104ZM112 76V75H111ZM168 76V77H167ZM175 77H176V75H174ZM181 76V75H180ZM248 76V77H247ZM15 77V76H14ZM39 77H41V76H39ZM38 77V78H39ZM44 77V75H42V78ZM85 77V76H84ZM114 77H116V75L114 76ZM163 77V78H162ZM164 77H165V79L166 80H168V81H170V82H168V83H166V80H165V85L167 84V86L169 85L170 87V89H168V87H166V89L165 88H163L162 86H163V79H164ZM172 77V76H171ZM187 77V76H186ZM189 77V76H188ZM236 78H237V76H235ZM245 77V76H244ZM18 78H20V77H18ZM18 78H16V79H18ZM25 78V77H24ZM23 78V79H24ZM38 78L36 79V80H38ZM41 78V81L43 82V83H45L48 79H50V78H48L47 79V76H45V78L47 79H42ZM59 78H57L58 80H59ZM81 78V79H80ZM98 78V77H97ZM103 78V77H102ZM111 78V77H110ZM110 78L108 79L107 77H106V81L104 80V82H107V81H109L110 80ZM138 78V77H137ZM139 78H141V77H139ZM178 78V77H177ZM190 78V77H189ZM201 78V79H202ZM228 79V78H230V80L228 79V80H224V79ZM234 79V81H232V79ZM12 79H15V78H12ZM22 79V78H21ZM23 79H22V81H23ZM26 79H27V77H26ZM40 79V78H39ZM84 79V80H83ZM98 79H100V78H98ZM97 79V80H98ZM108 79V80H107ZM114 79H116V78H114ZM125 79V78H124ZM127 79V78H126ZM125 79V80H126ZM131 79V78H130ZM174 79V78H173ZM176 79V78H175ZM180 79V78H179ZM179 79H176V80H179ZM182 79V78H181ZM197 79V78H196ZM195 79V80H196ZM203 79V80H204ZM44 80H46L45 82H44ZM51 80V79H50ZM71 80V79H70ZM78 80V81H79ZM88 80V79H87ZM91 80H92V78H91ZM118 80V79H117ZM117 80H114V81H117ZM125 80H123V81H125ZM128 80H129V78H128ZM186 80V79H185ZM185 80H183V81H185ZM190 80V79H189ZM235 80H237V81H235ZM240 80V79H239ZM21 81V82H22ZM40 81V80H39ZM51 81H53V80H51ZM78 81H76V82H78ZM99 81V80H98ZM130 82H131V80H129ZM132 81H133V79H132ZM180 81V80H179ZM242 81H243V87H245V89H247V90H249L250 92H252V90H253V94H254V96H253V94L251 93V95H250V93H249V95H250V97L249 98H251V97H254V99L256 98V100L254 101V103L257 101L258 102V108H257V102H256V106L254 105H252L253 104V102H251L252 100H254V99H250L249 101H250V103H252V104H250L249 103V101H247L248 103V105H250L248 108H250V109H248L246 106L247 105H245L246 104V102L244 103V101L245 100H247L245 97L243 98V95L244 94H246L247 92H246V90L245 91H242V90H238V89H241V88H243L241 85V88H240V86L238 87V92H246V93H244L242 96H241V94L242 93H238L237 92V94L236 95H240L239 97L240 98H238V96L236 97H233L235 100H232V99H230L229 98V96L227 97L226 95L228 94V93H225V91L227 92V90L226 89H228V90H231L230 88L231 87H233L234 85V87H235V91H237L236 90V85L237 84H240V83H242ZM20 82V81H19ZM32 82V83H31ZM48 82H50V81H48ZM58 82V81H57ZM72 82H74V81H72ZM87 82H89V80L87 81ZM103 82V83H104ZM110 82H111V80H110ZM112 82H113V80H112ZM118 82V81H117ZM116 82V83H117ZM122 82V81H121ZM126 82H128V81H126ZM125 82V83H126ZM188 83H189V81H187ZM184 83V84H188V83ZM201 82H202V80H201ZM204 82V81H203ZM237 82V83H236ZM17 83V82H16ZM23 83V82H22ZM39 83V82H38ZM75 83V82H74ZM99 83H101V81L99 82ZM99 83H98V87H99ZM103 83H101V84H103ZM119 84H123V86H125L124 84V82H122V83H120V81L118 82ZM118 83H117V85H118ZM134 83V82H133ZM140 83V82H139ZM190 83H191V81H190ZM189 83V84H190ZM193 83V82H192ZM191 83V84H192ZM28 84V85H27ZM45 84H47V83H45ZM78 84H80V83H78ZM91 84V83H90ZM105 84H107V83H105ZM112 84V83H111ZM128 83H126V85H127ZM135 84V83H134ZM133 84V85H134ZM162 84V85H161ZM199 84H200V82H199ZM198 84V85H199ZM38 85V84H37ZM77 85V84H76ZM75 85V87H77ZM110 84H107V85H105L106 87H108ZM128 85H130V87H132V85L131 84H128ZM127 85V86H128ZM165 85H164V87H165ZM177 85H179V84H177ZM193 85V84H192ZM191 85V86H192ZM202 85V84H201ZM34 86V87H33ZM50 86V85H49ZM81 86V84L79 85V87ZM84 85H82L81 87H83ZM87 86V85H86ZM91 86V85H90ZM100 86H102V85H100ZM104 86V85H103ZM102 86V87H103ZM111 86H113V85H110V87ZM121 86V85H120ZM135 86V85H134ZM200 86V85H199ZM47 87H48V85H47ZM55 87H56V90H55ZM78 87V88H79ZM85 87V86H84ZM102 87H100V88H102ZM115 87V86H114ZM122 87V86H121ZM126 87V86H125ZM181 87V88H180ZM198 87V86H197ZM206 87V88H205ZM234 87L232 88V91L234 90ZM37 88V89H36ZM54 88V89H53ZM73 88V89H72ZM96 88V87H95ZM109 88V87H108ZM129 88V87H128ZM180 88V89H179ZM187 88H189L190 89V91H189V89L188 90H186ZM41 89V90H42ZM45 89H46V87H45ZM103 89H104V87H103ZM102 89V90H103ZM111 89V88H110ZM114 89H116V90H118L117 88H114ZM113 89V90H114ZM121 89V88H120ZM131 89V91H133L132 89L133 88H130ZM164 89L165 90H169V92L172 94V96H173V99L175 98V100L177 99V101H175L176 103V105L174 104V106H173V109L169 112V111H167L166 112V110L165 109H167V108H169V106H170V108H171V106L173 105H169L168 104V107L167 106H165L164 108H162L165 104H163V103H161L162 105H160V100H162V96L165 94V92H164ZM203 89H206V91L205 92H203ZM219 89L220 90H223L222 92V94H224L225 93V96L224 95H221L220 93H221V91H219ZM225 89V90H224ZM51 90H55V92H53L52 94H51ZM95 89H93V91H94ZM98 90V89H97ZM100 90V89H99ZM101 90V91H102ZM113 90H111V92L113 91ZM129 90V89H128ZM127 90V91H128ZM183 90V91H182ZM185 90V91H184ZM197 90V89H196ZM45 91V90H44ZM92 91V90H91ZM105 91V90H104ZM110 91V90H109ZM194 91V92H193ZM199 91V90H198ZM234 91V92H235ZM256 92V95H255V92ZM15 94H14V93ZM78 92L80 93V94H78ZM108 92V91H107ZM117 92V91H116ZM120 92V91H119ZM122 93L124 92V91H121ZM125 92H126V89H125ZM129 92V91H128ZM127 92V93H128ZM193 92V93H192ZM229 92V91H228ZM13 93V94H12ZM96 93V92H95ZM94 93V95H95V97L94 98H96V97H98L96 94ZM105 94H106V92H104ZM104 93H102L103 95H104ZM109 93V92H108ZM118 93V92H117ZM139 94V96L141 95V93H143V95L142 96H138V94ZM230 93V92H229ZM92 94V92L90 93V95ZM98 94V93H97ZM112 94V93H111ZM116 94V93H115ZM126 93H124L123 95H125ZM130 94H132V92H130ZM168 94V93H167ZM51 95V96H50ZM85 95V96H84ZM101 95V94H100ZM109 95V94H108ZM117 95V94H116ZM127 95V94H126ZM125 95V96H126ZM166 95V94H165ZM247 95V94H246ZM248 95V96H249ZM2 96H3V94H2ZM26 96V95H25ZM53 96V97H52ZM56 98H55V97ZM89 96V97H88ZM106 96V95H105ZM105 96H103V97H105ZM122 96V95H121ZM121 96H119V97H121ZM133 96H134V92H133ZM167 96V95H166ZM11 97V98H12ZM22 96H20L19 95V98H21ZM93 97V96H92ZM90 98V102H92V103H96V99H94V101L92 100L93 98ZM112 97H113V95H112ZM164 97V99H165V96H163ZM168 97H169V95H168ZM225 97H227V99H228V101H234L235 102V104H233L232 103V105H233V107L231 108L232 109V112L233 111H238V107L240 106L241 107V105L242 106H245L246 108H242V109H240V111L242 110L243 111V109H248L249 111H247L246 110V115H248V114H250V115H248V117L251 119L252 117H251V115H253V113L255 114L254 116H255V118H256V120H255V118L253 117L252 119L253 120H255L256 121V123H255V121H254V123H255V125H256V127H259L258 129H260V131H259V134L257 135V133H256V131H254V130H256L254 127H255V125H253L252 127L254 128V129H252V127H251V125H250V127L251 128H249V129H251V131L249 130V131H247L246 129H243V130H246V132H244L242 129V131L245 133H243L242 131H240V129L239 128H241L243 125V123L245 122L244 120H242V122H241V120H240V122H241V126L239 125L240 124V122L238 123V125L237 126H239V131H236V133L235 134H237L238 132H239V134L241 135V139H242V134H244V136L246 135V138L244 139V140H241L239 137V139L237 140L236 139V141H235V139H233V135H235L234 133L233 134H231L233 137H230V134L226 131L227 130V128L225 127V126H223L225 129H222V125H224L225 123L224 122H222V121H220L221 119L223 120V118H224V114L226 115L227 113H229V115L231 116V115H233L234 113H232V114H230L231 112H229L231 109H230V106H232L231 104H230V102H227V99L225 98ZM244 99H242V98ZM17 99L16 101H18V100H20V99ZM87 98H85V101L86 100H88ZM106 98H109L108 96L107 97H105L104 99H106ZM170 98H171V95H170ZM236 98H238V99H236ZM5 99V100H4ZM24 99V98H23ZM27 99V98H26ZM98 99H100V97L99 98H97V101H98ZM112 98H110V101L112 102L113 101V103L115 102L116 103V106L114 107L112 104V106H113V108H116L117 107V101H114V100H111ZM118 99V97L116 98V100ZM120 99H125V98H120ZM119 99V100H120ZM168 99V98H167ZM166 99V100H167ZM240 99H242L241 101H240ZM0 100V101H1ZM8 100H10V101H8ZM79 100V101H78ZM108 100V99H107ZM118 100V101H119ZM126 100V99H125ZM131 100V102H129ZM130 100L128 101L129 103H131V104H133L134 105V99H132V98H130ZM178 100H181V102L179 101L178 102ZM210 100H212V103L214 104L213 106H217V108H222L223 109V111L224 112H222V110H220L221 112L220 113H218L217 114V111H215V108L216 107H213V106H211L212 107V111L214 112L215 111V113L217 114V115H221V116H223L222 118L221 117H219V116H217V115H215V113H213L214 115H215V117L214 118H216V122L214 123L213 122V127H204L203 125H205V124H203L202 126H200V123L202 124V122H200L199 120L202 118H197V119H199L198 120V122H200L199 124L197 123V122H195L196 124H194V125H198L199 127H187L186 128V126H185V123H184V121L185 120H183V119H186V118H188L189 117V121H190V117H191V115H189L188 113H190V109H196V107L197 106H199V103L201 104V105H203V104H207V105H209V102H210V104H212L211 103V101ZM15 101V102H16ZM24 102H26L25 101V99L23 100ZM99 101H102V99L101 100H99ZM98 101V102H99ZM140 101V100H139ZM138 101V102H139ZM162 101H164V100H162ZM168 101V100H167ZM198 101V102H197ZM78 102H80L79 104H78ZM106 102V101H105ZM108 102V101H107ZM106 102V104L108 105V103ZM119 102H121V103H119L120 104V106H118L116 109L117 110H119L120 108H122V106H121V104L122 105H124L123 103H125L126 101H124L123 103H122V100L121 101H119ZM165 102V101H164ZM169 102V101H168ZM194 102L196 103H198V105L197 104H195L194 105ZM203 102V103H202ZM5 103H6V101H5ZM12 103H14V102H12ZM12 103H10V104H12ZM17 103V102H16ZM15 103V104H16ZM21 103V102H20ZM19 102L16 104L17 106L20 104ZM23 103V102H22ZM21 103V104H22ZM101 103V102H100ZM172 103V102H171ZM173 103H174V100H173ZM177 103H178V106H184V105H186V106H184L183 108H184V110H186V108L188 109V111L189 112H187V114L188 115H186V111H185V113H179L180 111H183L184 112V110L182 109L181 110V107H180V111H179V109H177V111H175L174 109H176L175 108V106H177ZM179 103L180 104H182V105H179ZM185 103V104H184ZM236 103H237V105H236ZM240 103H242L241 105H239ZM244 103V104H243ZM24 104V103H23ZM22 104V107L21 108H23L24 107V105ZM28 104V103H27ZM30 104V103H29ZM29 104H28V106H29ZM88 104V105H87ZM103 104L105 105V103L103 102ZM102 104V105H103ZM130 104V105H131ZM192 104H193V106H195V108H191L192 107ZM100 105V106H99ZM103 105V106H104ZM110 105V106H111ZM115 105V104H114ZM128 105V103H126L125 104V107ZM167 105V104H166ZM197 105V106H196ZM207 105H205V106H207ZM238 106L236 109H235V107L236 106ZM9 106V105H8ZM16 106V107H17ZM20 106V105H19ZM18 106V107H19ZM132 106V105H131ZM162 106V107H161ZM209 106V107H210ZM252 106H253V108H252ZM12 107V106H11ZM15 107V106H14ZM18 107H17V109H18ZM108 107V106H107ZM124 107V109L125 110H127V107H129V106H127L126 108ZM20 108V109H21ZM119 108V109H118ZM179 108V107H178ZM207 108H208V106H207ZM214 108V109H213ZM235 110H234V109ZM252 108V109H251ZM255 108V109H254ZM256 108L257 109H259V111H256ZM16 109V108H15ZM30 109V108H29ZM101 109V108H100ZM115 109V110H116ZM124 109H122V110H124ZM129 109V108H128ZM163 109H164V111H165V114L167 115L168 114V116H166V118H165V115H164V111H163ZM197 109H199V107L197 108ZM197 109H196V111H197ZM201 109H202V107H201ZM228 110V112L226 111V110ZM28 110V109H27ZM53 111V110H55L56 111V113H58L59 114V118H61V122L62 123H60V119L58 120V124H60L61 125V127H62V130H61V128L60 127H57L59 130H58V132H61L62 133V131L64 130L67 134H68V136H70V137H68V138H70L68 141L70 142H68L67 141V139H63V140H65V142H68L67 144H64V146L62 145V143H64L63 141H62V143H60L61 145H59L58 143H56L55 142V140H54V136L57 134H55V135H52V137L50 136V134H54L53 132H54V130H53V128H52V126H51V118H49V113H50V111ZM75 110H78V112H80V113H82V117H80V118H83L84 119V123L87 121V119L90 121L91 119L93 120V117L92 116H95V115H93V114H96V116L97 117H99V118H97L96 116L94 117L95 119L93 120L94 122H91L90 121V123H92V125H93V127H92V130L90 129L91 128V126H90V130H91V134H88V135H90V136H88L87 134H86V132H87V129H85V127H84V129L85 130H82V131H86L85 132V134H82L81 135V133L79 132V127L78 126H75V127H72V126H74L73 124H72V122H71V120L69 119V121H70V124H67L68 122V118H67V116H69V118H72V116L70 117V115H72V113H73V111H75ZM104 110V109H103ZM106 110V109H105ZM115 111L114 112V114L117 112L118 113V111ZM203 110H206L207 111V109H206V107H205V109H204V105H203V109L201 110V113H203V112H205L206 113V111H203ZM218 110V109H217ZM252 111V113H251V111ZM10 111V112H9ZM94 111H97V113L96 112H94ZM101 111V110H100ZM99 111V112H100ZM106 111V112H107ZM114 111V110H113ZM120 111H121V109H120ZM195 111V110H194ZM194 111H192V112H194ZM199 112H197L200 116H201V113H200V109L198 110ZM239 111V114H237L236 112H235V114H236V116H238V115H242L243 116V114H245V112L243 113L242 111L240 112ZM255 111L257 112V113H255ZM17 112V111H16ZM16 112H15V114H16ZM24 112V111H23ZM29 112V111H28ZM27 112V113H28ZM29 112V113H30ZM72 112V113H71ZM122 112V111H121ZM227 112V113H226ZM7 113V114H6ZM25 113H26V111H25ZM29 113H28V115H29ZM54 113V112H53ZM75 113V112H74ZM102 113V112H101ZM110 113H108V114H110ZM116 113V114H117ZM129 113V120H131L130 118H132V116L130 117V113H132L131 115H133V113H134V115H135V113L137 114L136 116V118L135 117H133L137 122H135V125L136 124H138V126H136L135 128H134V126H132L133 125V119H132V127H133V129H131L130 127H128L126 124V119H124V118H127V117H125V116H128L127 114ZM222 113H224V114H222ZM242 113V114H241ZM0 114V115H1ZM21 114V113H20ZM70 114V115H69ZM107 114V113H106ZM108 114H107V116H108ZM115 114V115H116ZM124 114H126V115H124ZM181 114V115H180ZM197 114V115H198ZM14 115V114H13ZM53 115V114H52ZM110 115V116H111ZM184 115H186L185 117H183ZM206 115V114H205ZM213 115V116H214ZM246 115H244V116H246ZM8 118H7V117ZM10 116H12V115H10ZM54 116H55V114H54ZM58 116V115H57ZM103 116H104V114H103ZM110 116H109V118H110ZM164 116V117H163ZM193 116V115H192ZM227 117H228V115H226ZM230 116H229V120H231V119H233V118H231L230 119ZM51 117V116H50ZM196 117V116H195ZM207 117V116H206ZM217 117H219V119H217ZM226 117V118H227ZM247 116H246V119L248 118ZM13 118V117H12ZM20 118V117H19ZM53 118V117H52ZM57 118V117H56ZM77 118V117H76ZM79 118V119H80ZM98 120H97V119ZM101 118V119H100ZM105 118V119H104ZM112 118V117H111ZM194 118V117H193ZM203 118H204V116H203ZM202 118V119H203ZM207 118H209V117H207ZM221 118V119H220ZM226 118H224V121H225V119ZM236 118V117H235ZM234 118V119H235ZM249 118L247 119V120H249ZM82 119V120H83ZM86 119V120H85ZM103 119V120H102ZM113 119V118H112ZM111 119V120H112ZM197 119H196V121H197ZM233 119V120H234ZM241 119H243V117H241ZM251 119V120H252ZM107 120H109V119H107ZM106 120V121H107ZM128 120V121H129ZM194 120V119H193ZM207 121V119H205L204 118V121ZM229 120L226 122L227 124H229ZM233 120H231L232 121V123H231V121H230V123L232 124H230V128L232 127L233 128V126L234 127H236L235 125L236 124H234V123H236V122H234ZM238 120H239V118H238ZM246 120V124H247V122H248V127H249V123L251 122V123H253L251 120H249V121H247ZM4 120H2V122H3ZM52 121H53V119H52ZM55 121V120H54ZM53 121V122H54ZM89 121L87 122L88 124H89ZM96 121V122H95ZM97 121H98V123H97ZM104 121V122H103ZM110 121V120H109ZM117 120H115V122H116ZM203 121V122H204ZM244 121V122H243ZM1 122V121H0ZM52 122V123H53ZM56 122V121H55ZM78 122V121H77ZM100 122V123H99ZM103 122V124H101ZM112 122V121H111ZM110 122V123H111ZM186 122H187V120H186ZM194 122V121H193ZM234 122V123H233ZM15 123V122H14ZM18 123V122H17ZM79 123H80V121H79ZM83 123V124H84ZM122 123L124 124L125 123V125L128 127V128H126V126L123 128V127H120L121 125H122ZM129 123V122H128ZM178 123H182V124H179V125H177ZM205 123V122H204ZM250 123V124H251ZM19 124V123H18ZM57 124V122H56V124L55 123H53V125H54V127H55V125H58ZM78 124V123H77ZM82 126L81 127H83V126H85V125H83L82 123H80ZM87 124V125H88ZM106 125H108L107 124V122L105 123ZM104 124V125H105ZM191 124V123H190ZM193 124H191L190 126H192ZM234 124V125H233ZM71 127H70V126ZM79 125V124H78ZM110 125V124H109ZM181 125V127H185L186 129H188L187 130V132H189V131H191L190 133H185V136H183L182 135V132L179 130V129H181V127L179 128V126ZM193 125V126H194ZM206 125H207V122H206ZM209 125H211V122H210V124ZM211 125V126H212ZM226 125V124H225ZM115 126V125H114ZM118 126V127H117ZM124 126V125H123ZM188 126H189V124H188ZM226 126H228V131L230 130V128H229V125H226ZM244 126H245V123H244ZM260 126H262V129L263 130H261V128H260ZM14 127V128H15ZM76 127H78V129L76 128ZM89 127V126H88ZM110 128H111V126H109ZM247 127V126H246ZM245 127V128H246ZM9 128V129H8ZM14 128H12V130L13 131H15V129ZM179 128V129H178ZM185 128H184V130H185ZM244 128V127H243ZM56 129V128H55ZM83 129V128H82ZM88 129V130H89ZM99 129V130H100ZM126 129H128L126 132H129L128 134L127 133H124L125 131H123V130H126ZM139 129V130H140ZM237 129V130H238ZM257 129V130H258ZM11 129H10V132L12 131ZM113 130V129H112ZM142 130V129H141ZM183 129H182V131H184ZM253 130V131H252ZM51 131H52V133H51ZM56 132H57V129L55 130ZM232 131V130H231ZM230 131V132H231ZM102 132V131H101ZM139 132V131H138ZM137 132V133H138ZM140 132H139V135H137L138 137L139 136H141L140 135ZM233 132H235V130L233 131ZM250 133V132H255V133H253V135H252V133H250V134H248L249 136L250 135H252L253 137L254 136H258V142H260V145L259 144H256L257 142V137H254V138H256V139H254L252 136L249 138V137H247L248 135L246 134V133ZM60 133V134H61ZM242 133V134H241ZM263 134H264V132H262ZM63 134V133H62ZM66 134V135H67ZM98 134V133H97ZM255 134V135H254ZM83 135H85L86 136V138H84L83 137ZM109 135V134H108ZM111 135V134H110ZM119 135H121V134H119ZM238 135V134H237ZM57 136V135H56ZM88 136V137H87ZM112 136V135H111ZM110 136V137H111ZM117 136V137H116ZM239 136V135H238ZM243 136V137H244ZM58 137V136H57ZM67 137H65L64 136V138H67ZM104 137H106V136H104ZM113 137V136H112ZM138 137H136L135 138V140L137 141V139H138ZM145 137H147L146 135L144 136V138ZM236 137V136H235ZM234 137V138H235ZM261 137H264V135L263 136H260V138ZM52 138H53V140H54V142L52 141ZM56 138V137H55ZM62 138V137H61ZM103 138V137H102ZM140 138V137H139ZM150 138V137H149ZM110 139H112L111 141H110ZM122 139H121V141H122ZM129 139L130 138H128V139H126V140H128V142H129ZM141 139V138H140ZM148 139V138H147ZM152 138H151V140H153ZM249 139H251V140H253V141H255V143L254 144H256V145H252V143H250V141H249ZM58 140H60L59 138H56V141H58ZM139 140V139H138ZM142 140V142H143V138L141 139ZM155 140H153V141H155ZM239 140H241L242 142H238ZM73 141V142H72ZM76 141H78L77 143H76ZM120 141V142H121ZM124 142H126L125 140H123ZM131 141V140H130ZM135 141V142H136ZM146 141H149L150 142V139H148V140H146ZM75 142V143H74ZM80 142V144H78ZM81 142H82V144H81ZM113 142V143H112ZM117 142H115V144L116 145H108L109 147L111 146H113L112 148H114V146H116L115 148H117ZM124 142H121L120 144H123L125 147L123 148V149H120V151L122 150V151H124V149L126 148V144H124ZM132 142H134V140L133 141H131V143ZM139 142V141H138ZM141 142V141H140ZM16 144V145H14V144ZM72 143V144H71ZM74 143V144H73ZM131 143H129L128 144V146L130 147V144ZM137 143V142H136ZM157 145H156V144ZM12 144L14 145L13 146V148H12ZM75 144H78V145H76V146H74V147H79V148H81L82 150L79 152V151H77V150H75V148L72 146V145H75ZM84 144H85V146H84ZM120 144L118 143V145L120 146ZM142 144H144L145 145V142L144 143H142ZM28 145H30V149L31 150H29L28 149ZM66 145H69V146H66ZM81 145H83L84 146V149H83V146H81ZM103 145V147L102 148H105V149H102L101 148V153H105L106 154V152H105V150H107L108 149V146H104ZM123 145H121L122 147H123ZM147 145L148 146H150L149 144H148V142H147ZM156 145V146H155ZM121 146L119 147V148H121ZM127 146V152H126V154H128V157L129 156H131V157H133V155H131V153H129L130 151L128 150V147ZM134 146V144L130 147L131 148V150H135L134 148L132 149V147ZM135 146H137V151H134V153H136L137 152V154H135V156L137 155L138 156V158H139V154H138V151L140 150V152L141 151H143V150H141V148H139L140 146H138L137 144L135 145ZM77 147V148H78ZM106 147H107V149H106ZM141 147H143V145L141 146ZM151 147V149H153V147L152 146H150ZM150 147H147V146H145V147H143V148H147L148 149V152L150 151ZM17 148V149H18ZM76 148V149H77ZM78 148V149H79ZM119 148H117V150L119 149ZM136 148V147H135ZM138 148H139V150H138ZM111 149V148H110ZM110 149H109V151H110ZM147 149L146 150H144V152H147ZM102 150L104 151V152H102ZM113 150V149H112ZM111 150V151H112ZM119 150L117 151V153L119 152V154H117V156H116V158L115 159H117V160H115V161H119L118 160V157H122V156H119V155H121V152H120ZM132 151V152H133ZM115 153H116V151H114ZM96 153V152H95ZM110 153H113V152H110ZM115 153H113V154H115ZM94 154V153H93ZM92 154V155H93ZM100 154V153H99ZM98 154V156L100 157V155ZM107 154H108V152H107ZM112 154V155H113ZM122 154H124V152H122ZM149 154V153H148ZM147 154V155H148ZM90 156V160H91V158L93 157V156H95V154L93 155V156ZM104 154H102V156H103ZM111 155V154H110ZM111 155V156H112ZM145 156H147L146 154H144ZM70 156H72V157H70ZM76 156V155H75ZM79 156V155H78ZM89 156L87 157V158H89ZM109 156V155H108ZM110 156V157H111ZM141 156H142V153H141ZM144 156V157H145ZM149 156H148V161L150 162L151 160L149 159ZM81 157V156H80ZM80 157H79V159H80ZM124 157H125V155H124ZM126 157H127V155H126ZM144 157H142V158H144ZM153 157H155V155H153ZM28 158L29 159H31L30 160V162L31 161H33V162H35L34 160H36L37 162H38V165H35V163H30L29 162V160H28ZM51 158H53L54 160H55V162H53L54 164H52V161H51ZM87 158H82V160L84 159V162H85V160L87 159ZM103 158V157H102ZM112 158H114V156H112ZM112 158H107V160L108 159H112ZM46 159H48L47 161L49 162V159H50V163H49V165L48 166H44V165H46V164H44V163H42V161L43 160H46ZM52 159V160H53ZM95 159H96V157H95ZM125 159V158H124ZM129 159V158H128ZM132 159V158H131ZM131 159H129L128 161H131ZM134 159H136V160H138L137 162L139 163L140 162V160L139 159H137V157H135ZM53 160V161H54ZM69 160V161H70ZM77 160V159H76ZM81 160V159H80ZM81 160V161H82ZM89 160V159H88ZM114 160V159H113ZM113 160H111V161H113ZM123 160V159H122ZM121 160V161H122ZM126 160V159H125ZM142 160V159H141ZM143 160H145V159H143ZM142 160V161H143ZM155 160H153V161H155ZM46 161V162H47ZM114 161V162H115ZM135 161V160H134ZM134 161H132V162H130L129 163V165L131 166L132 164L131 163H134ZM147 161V160H146ZM25 162H29V163H27V164H29V166H31V165H33V167H36V168H34V170H32L31 171V169H33V167H29V168H31L30 169V171H29V168L28 167H26V168H28V169H26L25 168V166L27 165ZM39 162H41V163H39ZM84 162H82L83 164H84ZM88 162V161H87ZM92 162H93V160H92ZM100 162H102V160L100 161ZM107 162V161H106ZM106 162H104L103 161V163L104 164H102L103 165V167H101L100 166V168H99V165H98V168H99V170L101 171V172H104V170L106 169H110L109 170V172H111L112 170H113V168L115 167V165H114V162L112 163V162H110V160L108 161V165H106ZM124 162V161H123ZM136 162V166L133 164V166L132 167H134L135 166V168L137 167L138 168V163ZM145 162V161H144ZM78 163H79V161H78ZM95 163H96V161H95ZM110 163V164H109ZM118 163V162H117ZM122 163V162H121ZM128 163V162H127ZM141 163H143V162H141ZM146 163V162H145ZM145 163H143L144 165H145ZM37 164V163H36ZM41 164H43V166H44V168L41 166V168H40V165ZM69 164V163H68ZM68 164H66L65 165V170H64V173L63 174H65V171H66V166H68V167H70ZM72 164V163H71ZM74 164H77L76 162H74ZM119 164V163H118ZM126 164V163H125ZM140 164V163H139ZM148 163H146V165H147ZM151 164V163H150ZM35 165V166H34ZM87 165V164H86ZM97 165V164H96ZM96 165H94V163H93V166H96ZM101 165V164H100ZM106 165V166H105ZM114 165V166H113ZM142 165V164H141ZM145 165V166H146ZM72 166V165H71ZM78 166V165H77ZM85 166V165H84ZM83 166V167H84ZM129 166V167H130ZM149 166V165H148ZM147 166V167H148ZM37 167L38 168H40V169H38L37 170ZM78 167H80V166H78ZM86 167V166H85ZM92 167V166H91ZM122 167V166H121ZM131 167V169H133ZM142 167H144V166H142ZM43 168V169H42ZM87 169H89L88 168V166L86 167ZM95 168V167H94ZM101 168H102V170H101ZM103 168H104V170H103ZM112 168V169H111ZM124 168V167H123ZM126 168V167H125ZM72 169V168H71ZM73 169H74V166H73ZM93 169V168H92ZM117 169V168H116ZM119 169V168H118ZM128 169H130V168H128ZM127 169V170H128ZM144 168H142V170H143ZM147 169V168H146ZM146 169H144V170H146ZM152 169V168H151ZM50 170V171H49ZM67 170H68V168H67ZM75 171H76V169H74ZM80 170V169H79ZM84 170V169H83ZM99 170L98 171H96V174H98V176H100V175H102L101 174V172H100V174H99ZM137 170V169H136ZM142 170H141V168H140V170H137V171H139V173H137L138 175L141 173L142 174ZM150 169H148V171H149ZM26 171H28L27 173H26ZM126 171V170H125ZM154 171V172H153ZM41 172V171H40ZM58 172V173H59ZM66 172H68V171H66ZM77 172H78V170H77ZM77 172H75V173H77ZM83 172V171H82ZM90 172V171H89ZM89 172H88V174H85V175H88V176H85V177H89V175L91 176V179H93V181H97V183H99L98 181H100V180H97L96 178L94 179V178H92V177H94V176H96L97 177V175L95 174V172H94V174L92 173V170H91V174H89ZM98 172V173H97ZM115 172V171H114ZM117 172H118V170H117ZM131 172H136V171H131ZM25 173V174H24ZM39 173V172H38ZM58 173H56V174H58ZM78 173H81V172H78ZM77 173V174H78ZM105 173V172H104ZM103 173V174H104ZM107 173V172H106ZM112 173V172H111ZM133 173V174H134ZM143 173H145V172H143ZM37 174V173H36ZM40 174V175H41ZM62 174V175H63ZM71 174V173H70ZM117 174V173H116ZM126 174V173H125ZM125 174L123 175V174H121V175H123V176H125ZM128 174V173H127ZM136 174V173H135ZM23 175H25V176H23ZM82 174H80V175H78L79 177L81 176ZM113 175V174H112ZM111 175V176H112ZM130 175H132V174H130ZM137 175V176H138ZM143 175V174H142ZM141 175V176H142ZM3 176H6L5 178L3 177ZM50 176H48V177H50ZM55 176V175H54ZM66 176H68L67 174H66ZM110 176V177H111ZM117 176V175H116ZM119 176H120V174H119ZM129 176V175H128ZM134 176V175H133ZM35 177V176H34ZM38 177V176H37ZM42 177V176H41ZM79 177H77L78 179H80L79 180V183L80 184H83V180L81 179L82 178V176L79 178ZM83 177H84V174H83ZM102 177V176H101ZM100 177V178H101ZM106 177H107V175H106ZM109 176H108V178H110ZM136 177V176H135ZM135 177H133L132 179H134ZM149 177V176H148ZM11 178V179H10ZM52 178V177H51ZM74 178H76L75 176H74ZM90 178V177H89ZM113 178V177H112ZM120 178H122V177H120ZM124 179H126L127 177L125 176V177H123ZM122 178V179H123ZM130 178V177H129ZM144 178H146V176L144 177ZM199 178H205V179H207L206 181H205V179H204V181H202L201 179V181L204 183L203 185H202V183H201V187H203V189L201 188L200 189V191H199V189H197V191L195 190L196 188H199V187H196L195 186V188H193V185L195 184H197V183H194L193 184V182H196L195 180H199ZM8 179H6L7 181H8ZM43 179V178H42ZM53 179V178H52ZM84 179V178H83ZM86 180H88L89 181V179H87V178H85ZM84 179V180H85ZM90 179V180H91ZM132 179L130 178V180L132 181ZM31 180V179H30ZM63 180V179H62ZM118 180V179H117ZM121 180V179H120ZM127 180H129V179H127ZM129 180V181H130ZM140 180V181H139ZM138 181L136 180H133L132 182H134L135 181V183L137 184H135L136 186H138L139 184V182L140 183H143V180L142 179H139ZM141 180H142V182H141ZM28 181V182H27ZM81 181V182H80ZM111 180L109 179V182H110ZM125 181V180H124ZM123 180H122V182L121 183H123L124 182ZM127 182V181H125L126 182V184L125 183H123V184H125V186L124 187H126L127 189H128V187H130L131 185L133 186V183H131V182ZM148 182L147 183H149L150 181H149V178H148V180H147ZM213 181V183H212V185H211V182ZM27 182V183H26ZM94 182V183H95ZM112 182V181H111ZM69 184H70V182H68ZM93 182H87V184L85 183V186H84V184H83V188H87V187H90L91 188V186H92V184H94ZM114 183H116V182H114ZM35 184V183H34ZM43 184V183H42ZM42 184H40L41 186H42ZM100 184V183H99ZM103 184H105V183H103ZM143 184V185H144ZM48 185V184H47ZM56 185V184H55ZM110 185V184H109ZM111 185H113L112 183H111ZM143 185H139L140 187H142ZM206 185V184H205ZM11 186H12V184H11ZM10 186V187H11ZM32 186V185H31ZM36 186V185H35ZM37 186H39V185H37ZM44 186V185H43ZM73 186H75V184L73 185ZM120 187H121V189H123L122 188V185H119ZM199 186H200V182H199ZM13 187L11 188L12 190L11 191H13L14 189H13ZM17 187V188H18ZM53 187V186H52ZM101 187V186H100ZM119 187V188H120ZM134 187V186H133ZM140 187L139 188H137V191H135L136 190V188L134 187V188H132V190L133 189H135L134 191L135 192H141V193H138L139 194V196H137L138 198L139 197H141L140 195H143V192L141 191V190H139L140 189ZM16 188V187H15ZM68 188H69V186H68ZM71 188V187H70ZM77 188V190H79L78 189V186L76 187ZM75 188V189H76ZM96 188V187H95ZM110 188V187H109ZM116 188H118V185H116ZM125 188V189H126ZM6 189V188H5ZM61 189V190H60ZM106 189V188H105ZM112 189V188H111ZM125 189H123V190H125ZM129 189H131V188H129ZM141 189H144V188H141ZM147 189V190H148ZM208 189V188H207ZM238 189H240V190H243V192L241 191V192H239L238 191ZM1 190H4L5 192H2ZM48 190H49V192H48ZM67 190V191H66ZM104 190V189H103ZM115 190H117V189H115ZM123 190H122V192H123ZM194 190L196 191V192H194ZM206 190V189H205ZM15 191V190H14ZM83 191L84 190H82L81 192L83 193ZM96 191V190H95ZM106 191V190H105ZM126 191V190H125ZM124 191V193L123 194H125L126 192ZM131 191V190H130ZM134 191H132V193L134 192ZM144 191V190H143ZM150 191V192H151ZM209 191V190H208ZM257 191H259L258 193H257ZM264 191V190H263ZM34 192V191H33ZM33 192H32V194H33ZM38 192H39V190H38ZM37 192V193H38ZM47 192V193H46ZM71 192V191H70ZM80 191H78L77 193H72V194H74V195H76V196H79V195H82L81 193H79ZM84 192H86V191H84ZM94 192V191H93ZM98 192V191H97ZM108 192H110V191H108ZM112 192L113 191H111V194H109V195H113L112 194ZM119 192H121V190L119 189ZM118 192V194H120ZM121 192V193H122ZM135 192L133 193V194H129V191L127 190V193L129 194V196H130V198L132 197V198H134L135 196ZM204 193H205V191H203ZM214 192V193H215ZM24 193V194H23ZM40 193V192H39ZM49 193V194H48ZM52 193H55V191L54 192H52ZM67 193H69V192H67ZM78 193H79V195H78ZM104 193V192H103ZM131 193V192H130ZM146 193V192H145ZM199 193H198V195L197 196H199ZM210 193V192H209ZM223 193V194H222ZM226 193H227V196H226ZM234 193H235V191H234ZM31 194V193H30ZM31 194V195H32ZM36 194V193H35ZM47 194V195H46ZM66 194V195H65ZM72 194H68L69 195V197L70 198H74V196H72ZM84 194V193H83ZM94 194V193H93ZM123 194H121V199H122V195ZM211 194V193H210ZM236 194V193H235ZM263 194V193H262ZM51 195V196H50ZM98 195V194H97ZM104 195V194H103ZM107 195V194H106ZM115 195H116V193H115ZM114 195V198L117 196H115ZM149 195V194H148ZM148 195H146L145 196V198L148 196ZM151 195V197H152V194H150ZM261 195V194H260ZM33 196V195H32ZM72 196V197H71ZM94 196V195H93ZM92 196V198H94ZM125 197H126V194L124 195ZM129 196L128 197H126V198H128L127 200H129ZM156 196V197H155ZM158 196H161V197H164V198H162V200L163 199H165V197L167 198V203H166V201H164L163 200V203L165 202V204H163L164 205V207H161V200H159V197ZM192 196L194 197L193 199H192ZM213 196V195H212ZM232 196L234 197V199H235V201H234V199L232 198ZM240 196V195H239ZM27 197H29L30 199V202L31 203H33V204H31L30 202H28L27 200H25V202L27 201L28 203H29V205H30V207H31V209H32V211L33 212H30L31 211V209H29L28 210V212L29 213H32L31 215H33L32 217H31V215H30V217L29 218H31V219H28V217L25 219V220H27L28 219V221H25V220H23L22 219V217H20V215H18V210H19V212L21 213V211L23 212L24 211V208L26 209V207L25 206H28V205H25L24 204V206H23V203H25L24 202V199H27ZM39 197H41V198H39ZM69 199H67V198ZM81 197V196H80ZM86 197H87V195H86ZM89 197V196H88ZM107 197H109L108 195H107ZM112 198H113V196H111ZM120 197L119 196H117V198L118 199H114L116 202V204L114 203V205L112 206V203L114 202L113 200V202H111L110 204L111 205H108L106 202H104V203H106V206L105 207H107V209L106 210H108V211H110L109 209H111V211L113 210V208L115 207H118V206H116L117 204H120L121 205V203H122V201L124 200V199H122V201H121V199H120ZM124 197V198H125ZM149 197V196H148ZM147 197V198H148ZM150 197V198H151ZM263 197V196H262ZM47 198V199H46ZM64 198H66L65 200H63ZM72 198V199H73ZM79 198V197H78ZM82 198V197H81ZM83 198H84V196H83ZM99 198V197H98ZM100 198H101V196H100ZM105 198V197H104ZM111 198V199H112ZM134 199L135 201H134V203L135 202H137L138 204H139V202L140 201H145L144 202V204H146V201L147 200H145L144 199V195H143V200H140L139 201V199ZM156 198V199H155ZM202 198H203V196H202ZM233 200H232V199ZM50 199H48V200H50ZM71 199V200H72ZM74 199H76V198H74ZM107 199H110V197L109 198H107ZM141 199V198H140ZM196 199H198V198H196ZM212 199H214V197H212ZM218 199H220V198H218ZM16 200H17V198H16ZM47 200V201H48ZM97 200V199H96ZM100 200H102V199H100ZM106 200V199H105ZM118 200V201H117ZM119 200L121 201L120 203H119ZM206 200V199H205ZM222 200V199H221ZM230 200H228V201H230ZM242 200V199H241ZM46 201V202H47ZM57 201H58V199H57ZM90 201V200H89ZM102 201H104V200H102ZM125 202H126V200H124ZM124 201H123V203H122V206L120 207V205H119V210L121 209V208H123L124 209V207L126 206V205H128V207L131 205L130 203H133L132 202V200L131 201H129L128 203L129 204H127V202H126V205L125 206H123V204H124ZM209 201H211V199L209 200ZM208 201V202H209ZM214 201H218V200H214ZM230 201V202H231ZM259 201V200H258ZM263 201V200H262ZM27 202H26V204H27ZM107 202H108V200H107ZM110 202V201H109ZM203 202V201H202ZM202 202H201V204L200 205H198V206H201L202 205ZM233 202H231L230 204H233ZM242 202V201H241ZM251 202V201H250ZM260 202V201H259ZM49 203V204H50ZM71 203V204H70ZM90 203V202H89ZM93 202L91 201V203L90 204H92ZM97 203H98V201H97ZM100 203V202H99ZM133 203V205H134V207L128 212V210L127 211H125V212H128V213H126L127 215H129V216H133V217H139V215H137V213L139 212L140 213V211H138V210H140V209H138L137 211H133V213H131V214H129L133 209L135 210V208H137L136 206L138 205L137 203V205L136 204H134ZM153 203L155 204V205H153ZM160 203V204H159ZM203 203H206L205 201L203 202ZM213 203V202H212ZM261 203V202H260ZM88 204V203H87ZM94 204L96 205V202H94ZM101 204V203H100ZM142 204V202L140 203V205H138L140 208H141V206L143 207V204ZM148 204V203H147ZM192 204V205H191ZM207 204V203H206ZM211 204V203H210ZM229 204V205H230ZM253 204V203H252ZM255 204V203H254ZM259 204V203H258ZM264 204V203H263ZM78 205V204H77ZM82 205V204H81ZM111 206V207H108V206ZM133 205H131V206H133ZM196 205V206H195ZM208 205H209V203H208ZM208 205L206 206V207H208ZM227 205V204H226ZM257 205V204H256ZM256 205H255V207H256ZM261 205V204H260ZM260 205H258V206H260ZM22 206H23V209H21L20 210V208H22ZM33 206V207H32ZM47 206H49V205H47ZM55 206H57V207H55ZM65 206V207H64ZM80 206V205H79ZM83 206V205H82ZM130 206V207H131ZM145 206V205H144ZM262 206V205H261ZM29 207V206H28ZM29 207V208H30ZM74 207V206H73ZM93 207V206H92ZM127 207V206H126ZM149 207V206H148ZM156 207V208H157ZM189 207V208H188ZM206 207H204V208H206ZM223 207V206H222ZM232 207V206H231ZM246 207V206H245ZM245 207H243L244 208V210H245ZM253 207V206H252ZM47 208V209H46ZM84 208V207H83ZM114 208V212H115V209ZM145 210H147V211H149V208H145V207H143ZM224 208V207H223ZM28 209V208H27ZM53 211H56V212H52V210ZM94 209H96V208H94ZM128 209V208H127ZM144 209L142 210L141 209V211H142V216H143V213L145 212V214H146V216H148V219L149 220H151V218L154 220V222H156L157 221V223H156V228H157V225H158V230H159V227L161 226V227H163L164 225H168V223H166L165 221L163 222H161L162 223V225H163V223H164V225L162 226L159 222L160 221H158L155 217H156V214H154L152 211H149L148 213H146L147 211H144ZM196 209V208H195ZM197 209H198V207H197ZM229 209V208H228ZM250 209H251V207H250ZM253 209V208H252ZM252 209H251V211H252ZM257 209V208H256ZM261 209V208H260ZM264 209V208H263ZM47 210V211H46ZM50 210H51V212L52 213H50ZM57 210H61L60 208H58ZM101 210H104V209H101ZM124 210H126V208L124 209ZM123 210V211H124ZM150 210H152V209H150ZM156 210V209H155ZM218 210V209H217ZM223 210V209H222ZM235 211H237L236 209H234ZM243 210V209H242ZM259 210V209H258ZM26 211V210H25ZM76 211H77V208H76ZM108 211H106V213L108 212ZM112 211V212H113ZM116 211H118V210H116ZM144 211V212H143ZM195 211H197V210H195ZM202 211H203V206H202ZM209 211V210H208ZM212 211V210H211ZM210 211V212H211ZM221 211V210H220ZM230 211V210H229ZM247 211V210H246ZM69 212V211H68ZM71 212H72V210H71ZM70 212V213H71ZM83 212V211H82ZM124 212V213H125ZM155 212V211H154ZM192 212V211H191ZM203 212H206V210L205 211H203ZM231 212V214L234 212H232V211H230ZM240 212V211H239ZM254 211H252V213H253ZM55 213V215H53ZM59 213H61V211H59ZM58 213V214H59ZM94 213V212H93ZM97 213H101V212H97ZM96 213V214H97ZM116 213L117 212H115V213H113V215L115 216V218H113V220H112V222L111 221H109V222H111L110 224H109V226L107 225H103L104 224V219L106 218L107 219V216L109 217V219H107V220H111L112 218H110V216L109 215H111V214H109V215H105V218L103 219V220H101V219H99V221H97V225L99 226V229H101V231L103 232V238H101L102 237V233L100 232V237L99 238H96L97 239V244H100L101 242V244L100 245H98L99 247L98 248H100V246H101V248L98 250V248H97V250H98V252H97V254L96 255H98V256H96L95 254H93V255H95L96 257H98V258H96V259H99L100 258V260H98V261H100V264H109V259H111L112 258V256H113V252L112 251H109L108 250V245L112 242H114L113 244H118L119 242H117V241H121V240H123V241H126V242H128V238H131V237H136L137 236V234H135L136 236H132V235H134L133 234V232H136V231H133V228L136 230V226H137V221L139 220V219H141L142 220V218H141V214H140V217L138 218V220L135 222V220L134 221H131L130 222V226H132V231H131V228H130V231H129V233L131 232L132 233V235H130L129 237H127V239H125L124 240V237H125V235H129V233H127L126 234V231L127 230H129V227H128V229H126L125 231L123 230L124 228H126V226H124V224H127L129 221H130V219L129 218H127L126 216V214H125V216H123V217H125V218H127V220L128 221H126L125 223H123L124 221H123V217H122V215L123 214H119V216L121 217H117L116 218V216H118V215H116ZM151 213V214H150ZM159 213H161L160 214V216H158V214ZM194 213H196V212H194ZM200 213V212H199ZM198 213V214H199ZM215 213V212H214ZM221 213V212H220ZM224 213V212H223ZM222 213V214H223ZM238 213V212H237ZM245 213V212H244ZM264 213V212H263ZM95 214V213H94ZM104 214H105V210H104ZM103 214V215H104ZM164 214V215H163ZM191 214H193V213H191ZM219 214V213H218ZM221 214V215H222ZM228 214V213H227ZM226 214V215H227ZM231 214H230V216H231ZM241 214H242V212H241ZM259 214V213H258ZM257 214V215H258ZM262 214V213H261ZM18 215V216H17ZM26 215V214H25ZM29 215V214H28ZM59 215V216H60ZM82 215V214H81ZM113 215H111V216H113ZM149 215H151V216H149ZM153 215H155V217L153 216ZM164 217H163V216ZM203 215V214H202ZM214 215V214H213ZM224 215V214H223ZM234 215V214H233ZM233 215H232V217H233ZM250 215V214H249ZM249 215H244L243 216V218L241 219L240 218V216H239V218L241 219V220H239V221H242L243 223L241 224L240 222H237V224H238V226H240V224L243 226L244 225V223H246V225H244V227L246 226L247 228H245V229H247V230H249V231H251V232H254L255 233V231H257V230H259V231H261V230H264V217H263V219H257V217H255L257 220H255V218L253 219L252 218V216L251 217H249ZM254 215V214H253ZM74 216H75V214H74ZM93 216H95V215H93ZM99 216V215H98ZM98 216L96 217L97 218V220H98ZM102 216V215H101ZM100 216V217H101ZM128 216V217H129ZM145 216V215H144ZM145 216V217H146ZM189 216H191L190 214H189ZM198 216V215H197ZM207 216V215H206ZM205 216V217H206ZM217 216V215H216ZM242 216V215H241ZM245 216H246V218H245ZM259 216V215H258ZM263 216V215H262ZM23 220V223H21L22 221H20V218ZM23 217H24V214H23ZM92 217V216H91ZM130 217V218H131ZM150 217V218H149ZM155 219H154V218ZM160 217V218H159ZM210 217L211 216H208L207 218H209L210 219ZM215 217V216H214ZM218 217V216H217ZM228 217H229V215H228ZM249 217V218H248ZM74 218H76V217H74ZM83 218V217H82ZM96 218H94V219H96ZM124 218V219H125ZM224 218V217H223ZM234 218V217H233ZM236 218V217H235ZM238 218V219H239ZM252 218V219H251ZM261 218V217H260ZM87 219V218H86ZM85 219V220H86ZM136 219V218H135ZM143 219L145 220V218L143 217ZM147 219V218H146ZM202 219V218H201ZM204 219V218H203ZM219 219H221V218H219ZM237 219V218H236ZM29 220H31V221H33V222H35V224L38 222L39 223V228H37V226H36V228H37V230H34V229H36V228H30L29 226H31L30 224H32V226H34V224H33V222L31 223V221L29 222ZM140 220V221H141ZM143 220V221H144ZM153 220L152 221H149L148 222V220H146V221H142L143 223V225L141 224V222H140V224H141V226L139 225V227H141L140 228V232H142V226L144 227V225H145V222H146V224H149V223H151V225L149 224V227L150 226H152L153 224L152 223H154L153 222ZM199 220V219H198ZM205 220H206V218H205ZM212 220V219H211ZM213 220H214V218H213ZM227 220V219H226ZM77 221V220H76ZM89 221V220H88ZM100 221H101V223H100ZM201 221V220H200ZM223 221V220H222ZM27 222H29L30 224H29V226H25L24 224H26ZM71 222V221H70ZM83 222H85V221H83ZM93 222H94V220H93ZM93 222L91 221V224H93ZM134 222L136 223V225L134 224ZM148 222V223H147ZM197 222V221H196ZM195 222V223H196ZM221 222V221H220ZM224 222V221H223ZM228 222V221H227ZM234 222H235V220H234ZM80 223V222H79ZM88 223V222H87ZM90 223V222H89ZM106 223V222H105ZM190 223V224H191ZM194 223V224H195ZM199 222H197L196 224H198ZM219 223V222H218ZM240 223V224H239ZM65 224H67V222L65 223ZM107 224H108V222H107ZM177 224L179 225V227L177 226ZM194 224H191V225H194ZM88 225V224H87ZM87 225H86V227H87ZM94 225H96V224H94ZM96 225V226H97ZM101 225V226H100ZM135 225V226H134ZM154 225H155V223H154ZM62 227L59 231H57L55 228H57V227ZM73 226H75V225H73ZM82 226H83V224H82ZM82 226H78V227H81V229L82 228H85V225L82 227ZM91 226V225H90ZM93 226V225H92ZM91 226V227H92ZM96 226H95V228L94 227H92V228H94V233L95 232H97L98 233V235L97 234H95V236L97 235V237L99 236V231H98V226H97V228H96ZM104 226H105V228H104ZM166 226H164L163 228H164V230L166 229ZM218 227H219V225H217ZM222 226V225H221ZM224 226V225H223ZM237 226V227H238ZM241 226V227H242ZM58 227V228H59ZM107 227V228H106ZM147 229H149L148 228V226L146 225L145 226ZM68 228V227H67ZM90 227L88 226V228L86 229L87 231H88V229H89ZM103 228H104V230H103ZM123 228V229H122ZM137 228H138V226H137ZM146 228H145V230H146ZM153 228V227H152ZM206 228V227H205ZM211 228V229H210ZM210 230H212V229H216L217 227L216 226H214V225H210ZM234 227H232V229H233ZM235 228H236V226H235ZM243 228V227H242ZM54 229L56 230V231H54ZM74 230L75 228H71V230ZM77 229V231L79 232V230H81V229H79L78 230V228H76ZM202 229V228H201ZM200 229V230H201ZM209 229H206L207 231L209 230ZM237 229H239V228H237ZM236 229V230H237ZM31 230H34V232L37 234V237L39 238V242H38V247L36 246V245H34V248H33V244H36L37 242H36V240L34 241V242H32V238H31V235H33V234H35V233H33V231H31ZM39 230H41V231H39ZM63 230V229H62ZM65 230V229H64ZM70 230V236H71V239L69 238L70 236H69V234L67 235V236H65L66 238H64V237H62L61 239H67V238H69V244H71V247H73V245H74V248H75V244L76 243H78V242H76V236H77V234H76V232H75V234H72L71 231ZM90 231L92 230V229H89ZM97 230V231H96ZM143 230H144V228H143ZM144 230V231H145ZM204 230V229H203ZM247 230H243L244 231V233L243 234H248V233H250L249 231H248V233H247ZM69 231V230H68ZM82 231V230H81ZM89 231V233H85V235H84V237L83 238H85V236H86V238H88L89 237V235L88 234H91V232ZM92 231V232H93ZM163 231V230H162ZM191 231H193V230H191ZM230 231V230H229ZM241 231V230H240ZM246 231V232H245ZM32 232V233H31ZM61 232V231H60ZM84 232H85V230H84ZM83 231H82V233H84ZM122 232H124V236H122V237H120L119 235L122 233ZM128 232V231H127ZM138 232V231H137ZM147 232V231H146ZM145 232V234H143V235H145L146 236V234L148 235L149 233H150V231L148 230V232L149 233H146ZM161 232V231H160ZM164 232V231H163ZM196 232V231H195ZM202 232H204L205 233V231H202ZM223 232V231H222ZM232 232H233V230H232ZM262 232V231H261ZM38 233H40L41 235H38ZM59 235H58V234ZM62 233V232H61ZM68 233V232H67ZM143 233V232H142ZM154 233V232H153ZM170 233V234H169ZM197 234H199L198 232H196ZM207 233V232H206ZM224 233V232H223ZM231 233V232H230ZM238 233H241V232H238ZM253 233V234H254ZM58 236H57V235ZM81 234V233H80ZM79 234V235H80ZM138 234H141V233H138ZM194 234V233H193ZM202 234V233H201ZM200 234V235H201ZM210 234H212L211 233V231H210ZM227 234H229V232L227 233ZM234 234V233H233ZM246 234H245V236H246ZM12 235V238H11V240L9 241V240H7V242L9 241V243L11 242H13L14 244V246L12 245V247L11 246H7L6 244H5V240H6V237H7V239L9 238L8 236H11ZM64 235V234H63ZM66 235V234H65ZM79 235L77 236L78 238H79ZM121 235H123V234H121ZM151 235V233L149 234V236ZM158 235H160L159 237H162L161 236V234L159 233V234H156V236H157V239H158ZM208 235H209V233H208ZM242 235V234H241ZM13 236H14V238H15V240H14V238H13ZM34 236V239H36L35 237V235H33ZM42 236V237H41ZM69 236V237H68ZM92 236V235H91ZM94 236V235H93ZM140 236H142V235H140ZM139 236V237H140ZM155 236V237H156ZM210 236V235H209ZM214 236H215V234H214ZM225 236V235H224ZM228 236H230V235H228ZM235 236H236V233H235ZM249 236V235H248ZM258 236V235H257ZM82 237V236H81ZM118 237H120V238H118ZM138 237V236H137ZM147 237V236H146ZM165 237L164 238H162V239H165ZM173 237V236H172ZM194 237V236H193ZM204 237V236H203ZM220 237V236H219ZM237 237V236H236ZM239 237V236H238ZM242 237V236H241ZM254 237V236H253ZM259 237V236H258ZM90 238V237H89ZM126 238V237H125ZM143 238H144V236L141 238L142 240H143ZM147 238H149V237H147ZM147 238H145V241H147ZM199 238H200V236H199ZM202 238V237H201ZM206 238H209V237H206ZM215 238H216V236H215ZM257 238V237H256ZM17 239V240H16ZM79 239H81V238H79ZM99 239H101V240H99ZM103 239V240H102ZM156 239V238H155ZM155 239L152 241L153 243V246H154V244H156L157 242H158V240L156 241V243H155ZM166 239H168V238H166ZM165 239V240H166ZM168 239V242H169V246H170V240H172V238L169 240ZM222 239L224 240V238L222 237ZM227 239V238H226ZM239 239V238H238ZM237 239V240H238ZM241 239V238H240ZM243 239H244V236H243ZM245 239H247L246 237H245ZM255 239V238H254ZM263 239V238H262ZM261 239V240H262ZM13 240V241H12ZM42 240V242H40ZM82 240H84V239H82ZM86 240V239H85ZM84 240V241H85ZM98 240H99V242L100 243H98ZM116 240V241H115ZM135 240V239H134ZM161 240V239H160ZM165 240H161L163 243H165ZM201 240H203V241H205L206 239H201ZM211 240V239H210ZM215 240V239H214ZM229 240H231V239H229ZM232 240H233V238H232ZM235 240V239H234ZM264 240V239H263ZM14 241H16V242H14ZM63 241V240H62ZM61 241V242H62ZM89 241V240H88ZM87 241V242H88ZM122 241V242H123ZM132 241V240H131ZM130 241V242H131ZM209 241V240H208ZM228 241V240H227ZM248 241V240H247ZM250 241V240H249ZM253 241V240H252ZM6 242V243H7ZM61 242L60 243H58L59 245L61 244ZM67 244H66V243ZM65 242L63 241L62 242V244H64V245H66V247H68V248H71L70 247V245L68 246V242H67V240H65ZM79 242H80V240H79ZM86 242V241H85ZM84 242V243H85ZM91 242V241H90ZM93 242V241H92ZM94 242H96V240H94ZM130 242H128L129 243V245H132V244H130ZM140 242V241H139ZM143 242H144V240H143ZM160 243V241L158 242L159 244H163V243ZM201 241H199V243H200ZM210 242V241H209ZM214 241H212V243H213ZM220 242H221V240H220ZM226 242V241H225ZM243 242V241H242ZM17 243V246H15V244ZM43 243V248H39V244H42ZM80 243H82V242H80ZM124 243V242H123ZM122 243V244H123ZM132 243V242H131ZM202 243H204V244H206L205 242H202ZM202 243H200V244H202ZM216 244L218 243V242H215ZM229 243V242H228ZM246 243V245H243L244 247H242V246H240V244H238L236 247L237 248H235V250H236V252H235V254L233 255V256H229V257H227L226 259H225V262L224 263H220V264H233L236 260H240L243 264H264V253L262 252L263 250H262V248H261V245H260V248L258 249V251H257V249L255 250V249H253V250H255V251H253V250H249L248 251V248L250 247V246H248V248L247 247H245V246H247L248 244H247V242H245ZM261 243V242H260ZM60 245L59 247H60V249L62 248V247H64L63 245ZM79 244V243H78ZM83 244V243H82ZM82 244H79V245H77L76 247V249H79L80 250V252H79V250H77L79 253H81V252H83L84 254L86 253L85 252V250L87 249H85L83 246L84 245H82ZM88 245H89V242L87 243ZM93 244V243H92ZM91 244V245H92ZM96 244V243H95ZM97 244H96V246L95 245H92L95 249H96V247H97ZM149 244H150V241H149ZM152 244H151V246H152ZM166 244H168L167 242H166ZM166 244H164V245H166ZM214 244V243H213ZM221 244H222V242H221ZM254 244V243H253ZM8 245H10V244H8ZM91 245H90V248H88V250H90V252L89 253H93V251L95 250V249H91V248H93V247H91ZM119 245V247L120 246H122L123 247V245H121V244H118ZM163 245V249H164V246ZM211 245V244H210ZM218 245V244H217ZM226 245V244H225ZM252 245V244H251ZM258 245H259V243H258ZM62 246V247H61ZM85 246H87V245H85ZM132 246H134V245H132ZM138 246V245H137ZM150 246V247H151ZM162 246V245H161ZM166 246H168V245H166ZM168 246V249H170V247ZM222 246V245H221ZM263 246V245H262ZM16 247V248H15ZM36 247H37V249L39 250V252H38V250L36 249ZM58 247V248H59ZM66 247H64V248H66ZM87 247H89V246H87ZM118 247V246H117ZM147 247V246H146ZM155 247H157V245H155ZM219 247H220V243H219ZM228 247V246H227ZM226 247V248H227ZM252 247V246H251ZM255 247V246H254ZM254 247H252V248H254ZM258 246H256V248H257ZM67 248V249H68ZM115 249H116V245H115V247H114ZM132 248V247H131ZM130 248V252L132 253V249ZM136 249H137V247H135ZM153 248V247H152ZM159 248H160V246H159ZM166 249H167V247H165ZM230 248V247H229ZM232 248V247H231ZM34 249V250H33ZM40 249H42L43 250V252H44V255H37V253L39 254H41L42 252H41V250ZM75 249V250H76ZM129 249V248H128ZM141 249V248H140ZM148 249V248H147ZM166 249H164V250H166ZM209 249V248H208ZM221 249H222V247H221ZM225 249V248H224ZM223 249V250H224ZM247 249V250H246ZM63 249H61L60 251H62ZM72 250H73V248H72ZM84 250V251H83ZM87 250V251H88ZM96 250V251H97ZM111 250V249H110ZM113 251H114V249H112ZM118 251H119V248L117 249ZM153 250V249H152ZM161 250V249H160ZM171 250H172V247H171ZM207 252H206V251ZM226 251H227V249H225ZM232 250V249H231ZM260 250H262L261 252H260ZM25 251H26V253L28 252V251H31V252H33V253H36L35 255L37 256H35L34 254H33V259H32V256H30V257H28L27 256V254L25 253ZM35 251V252H34ZM60 251H57V254L60 252ZM64 252L66 251L65 249L63 250ZM71 251V250H70ZM95 251V252H96ZM117 251V252H118ZM121 251H122V248H121ZM121 251H119V253L121 252ZM144 251V250H143ZM162 251V250H161ZM168 250H166V252H167ZM214 251V250H213ZM212 251V252H213ZM218 252H219V250H217ZM225 251V252H226ZM229 251V250H228ZM253 251V252H252ZM74 252H76V251H74ZM111 252V253H110ZM115 252V251H114ZM124 252V251H123ZM136 252H138V251H136ZM136 252H135V254H136ZM149 252L151 253V250H149ZM169 252V251H168ZM210 252V253H209ZM216 252V251H215ZM224 252V253H225ZM229 252H231V251H229ZM233 252V251H232ZM113 253V254H112ZM116 253V252H115ZM126 253V252H125ZM221 253H222V251H221ZM263 253V254H262ZM26 254V255H25ZM45 254H46V256H45ZM57 254H55V255H57ZM60 254V253H59ZM59 254L56 256L57 258H55L54 257V255H52V257H51V259L50 260H52V261H54V259H52L53 257L55 258V261L57 260V261H60V262H62L60 259H61V257L63 256L64 257V254L62 253L61 255H60V257H59ZM73 254V253H72ZM111 254V255H110ZM121 254H122V252H121ZM143 254H145V252L143 253ZM142 253L140 254L141 255V257H142V255H143ZM148 254V253H147ZM163 254V256H164V258H165V256H167L168 254H164L163 252L161 253V255ZM170 254V253H169ZM217 254H219V253H217ZM226 254V253H225ZM224 254V255H225ZM29 255H31V253H29ZM76 255V254H75ZM87 255H88V257H89V254H88V252H87ZM86 254L84 255L85 257L87 256ZM118 255V254H117ZM126 255V254H125ZM156 255V254H155ZM158 255H160V254H158ZM171 255V254H170ZM173 255V254H172ZM79 256H81V255H79ZM78 255H77V258L79 257ZM95 256H92V260H90L88 257H87V260L89 259V261H92V262H95V261H93V257H95ZM115 256H116V254H115ZM121 256V255H120ZM126 256H129L128 254L126 255ZM151 256V255H150ZM153 256H154V254H153ZM227 256V255H226ZM225 256V257H226ZM62 257V259H63V264H65V257L63 258ZM74 257V256H73ZM85 257H81V258H85ZM118 257V256H117ZM131 257V256H130ZM138 257H140L139 255H138ZM210 257H211V259H212V261H210ZM40 258V259H41ZM81 258H80V260H81ZM127 258V257H126ZM133 258V257H132ZM145 258V257H144ZM154 258V257H153ZM222 258V257H221ZM44 259V258H43ZM43 259H41V260H43ZM79 259V258H78ZM78 259H72V260H70V261H66V263H71V261H73L74 262V264H75V262H76V260L78 261ZM114 259V258H113ZM118 260V258H116L115 257V260ZM139 259V258H138ZM149 260H150V258H148ZM160 259V258H159ZM166 259V258H165ZM171 259L172 258H169L168 257V262H166V264H169V262H171ZM174 259V258H173ZM214 259V260H213ZM49 260V259H48ZM47 260V261H48ZM79 260V261H80ZM127 260V259H126ZM131 261V258L129 259L128 258V261ZM133 260V259H132ZM134 260H135V258H134ZM143 260V259H142ZM144 260H146V259H144ZM154 260V259H153ZM161 260H163V259H161ZM161 260H159V261H161ZM38 262H39V260H37ZM57 261H56V264H57ZM78 261V262H79ZM88 261V262H89ZM139 261V260H138ZM140 261H141V258H140ZM173 261V260H172ZM223 261V260H222ZM234 261V262H233ZM44 262H45V260H44ZM60 262H58V264H61ZM84 262H85V260H84ZM87 262V264H92L91 262H89L88 263ZM110 262H112V261H110ZM113 262H115L114 260H113ZM142 262V261H141ZM148 262V261H147ZM156 262V261H155ZM191 262V261H190ZM48 263V262H47ZM46 263V264H47ZM82 263H83V261H82ZM82 263H80V264H82ZM128 263V262H127ZM130 263V262H129ZM135 263V262H134ZM161 263V262H160ZM165 263V262H164ZM189 263V262H188ZM187 263V264H188ZM192 263V262H191ZM190 263V264H191ZM235 263H237V262H235ZM39 264V263H38ZM40 264H45V263H42V261H40ZM49 264V263H48ZM72 264V263H71ZM79 264V263H78ZM84 264V263H83ZM85 264H86V262H85ZM95 264V263H94ZM97 264V263H96ZM125 264V263H124ZM137 264V263H136ZM150 264V263H149ZM157 264H159V263H157ZM172 264H174L173 262H172ZM238 264V263H237Z\"/></svg>",
	"mask_w": 264,
	"mask_h": 264
},
{
	"label": "rangeland",
	"instance_id": "2",
	"mask_svg": "<svg viewBox=\"0 0 264 264\" xmlns=\"http://www.w3.org/2000/svg\"><path fill=\"white\" fill-rule=\"evenodd\" d=\"M2 1H3V2H2ZM32 1L34 2V0H32ZM54 1H55V2H54ZM60 1H61V3H60ZM62 1H63V2H64V1L66 2V1H67V3H70L69 0H59V3H58V4H60V5L62 4V5H63ZM81 1H82V0H81ZM86 1H87V2L90 1V2L87 4V6H88L89 4H91V5H89V6L91 7L92 4H93V6H94L93 8L96 9L95 11H97V12L101 11L102 8L105 9L104 11H106V10L109 11V10H110V11L108 12V14H101V13L104 12L103 10H102V12H100V14L97 13V15L100 16V17H98V19H101V20H99V23H98V21H97L98 19H96L97 15L93 14V13H95V11H94V9H92V10H93V11H92V15H95V16H96V17H95L96 20L94 19V21L96 22L95 24H97V25L99 24L100 26L103 25V26H102L103 28L109 26L108 28H105V31H106V34H108L107 32H109L110 34L107 35V36H104V38L106 37V38L104 39V42L107 40V37H108V39H110L112 36H113L112 38H114V37L117 36V37H116L117 39H114V40H113V39L111 38V40H112L113 42L117 43V42L115 41V40H117L118 43H119V44L117 43L116 45L112 43L113 45H115V47H113V45L111 44L112 49H110V48H111L110 45L108 46L107 43H106V42L111 43L112 41H109V40H108V41H106L105 44H104V46H106V48H107V46L110 47V48H107L108 51L111 50L110 52H108L106 49H104V50H106V51L108 52V53H107V52L105 51V54H109V55H110L109 57H108V55H107V56H103L104 53H102V52H104V50H103V47H104V46L101 45V44L104 43V42L100 43V45H98L99 42H96V41L98 40V39H97L98 36H97L95 33H98V32H95V33H94V35H96V37H94V38H96L95 41H94V39L91 37V38L93 39L92 41L96 42V44H95L94 42H93V44H92L91 41H90L91 45H89L90 43H89V41H87V40H91V38H90V39L88 38V36H89V35H88V31H87V37H86V35H83V36H85V39L87 38L86 40H84V44H83V43H80V42H83L82 39H81V37H83L82 34H83V33H86V32H85L86 30H84V29L86 28V26H82V25H80V22H81V24H82L85 20L83 21V20H81L82 18H79V19L81 20V21H79V19L77 18V16L79 15V14H77V13H79V12H77V11H78V7H79V6H78V5H79L78 3H80V2L77 3L78 5H77L76 3H73V4H72V5H75V4H76V6H77V10H76L75 7L70 8L71 4H70V6L67 5V3H65V2H64V4H66V5H65L66 7L69 6L68 8H70V9H69L70 11H71V9H75V11L72 10L73 13H72V12H69V13L72 14V15H74V14L77 12V13H76L77 15L75 14L74 16H76L75 19H77L79 22L76 21V23H73V24H76V25L79 24L78 26H81L82 29H83L84 31L82 30V31H80V33L77 32V34H78V38H80L79 41H78V40H77V39H78L77 37H76L77 39L73 38V35H74L73 32H75L74 29H75L77 26H74V25H73L74 29L71 28V29L74 30L73 32H70V27H71V26H69V28H68V29H69V35H67L68 32H66V33H67V34H66L67 39H66V38L63 39V40H66L65 42H63L62 38H64L65 35L63 34V37H62V36L59 37L58 34H57V36L55 37V36H54V33L56 32L55 28H56L57 26H59V27H58V30H59V28H60L61 26L65 25V24L69 21V20L66 19V18L68 17V18L70 19V18L72 17V15H69L68 13H66V12H67V10L65 9L66 7H65V6H62V5H61V6H58V7H61V8H62V7H65L64 9H65L66 12H65L64 10H62V9H63V8H62L61 10H62V12L64 11V13H62V15H60L61 17H58V16H59V15H58L59 13L56 14V15H58V16H55L54 13H51V12H53L52 10H54L53 7L57 4L56 2H58L57 0H37V4H38V5L35 4V9L32 8V9L34 10L33 13H35V10H36L37 15H36V13H35V15L32 14V13H30L31 16L34 15V19H35V20L33 19L34 21H31V22L29 23V24H31L32 27H33V25H34V29H35V31H34V29L30 28V26H28L29 24L24 26V25H23V22L21 21V20H23V19L26 18V17L29 18L28 20H30V18H33V17H31V16L29 17V12L32 11V10H30L31 8L28 10V7H26L27 5H29V7H30V6L32 7V6L34 5L33 2H31V4H32V5H31V4H27V3H26V2H27L26 0H25V3H26V4H25V3H22V4H21V2H23V0H21L20 3H18L19 0H14V1H13V0H11V1H9V0H8V1H7V0H0V17H1V18L3 17L2 19H0V21L3 20V21L0 23V27H1V29H0V45H2L3 47H4V45H5L7 42H8V43L10 42V44H11L13 41L17 43V42L19 41V39L24 38V35H22V34H24L23 32H25V30H28L29 28L32 29V31H33V33L31 34V35H32V42L34 43L33 45H35V44L37 45V48L41 47L42 45L44 46V42H45V41H46L45 44H50V45H51V44H52L51 42H55V40H56L57 38H59V40L56 41V44H55V43L52 44V46H53L54 44H55V46H53L52 48H51V46H50L51 49L48 48L47 51H48V50H49V51H48V52L46 51L47 54H46V52H45L44 56H45V57H46V56H47V57L49 56L48 59H45L44 56H41V55H43L42 47H41L42 52H41V50H39L42 54L38 53V54L35 56L34 53H35V51H36L37 48H35V49H33V50L31 49V51H34V50H35V51H34L33 53H30L29 50H30L31 46H33V45L30 44V46L28 47V44H29V43H27L26 41H24V42H25L24 44H26V46L29 48V50H28L27 47H23L24 45H23L22 47L25 48V49L27 48V50L29 51V53H30L31 55H30L26 50H25V51H24V49L21 50V48H19V47H20V44L22 45V43L20 42L22 39L18 42V43H20V44L17 43V45L19 46V47H18V46L16 45L17 48H16V47H15V48L13 47V45L15 44L14 42H13L14 44L12 43L13 45L8 44V45H10V48H9V46L6 44L5 47H7V46H8V47L5 49V51H7V49H12V48H14V49H20V50H17V51H18V52H17V55H18L19 52H20L21 57H19L20 55H19V56H16V55L13 56V55H12L13 58H12V57H11V58L13 59V61H14L16 58H18V59L21 58V59H20V60H21V64L23 65V63H24V65H25V66H21V64L18 65V63H17V62L19 61L18 59L16 60L17 62L14 61V62H16V65H15V63H14V64L11 63V62H13V61H12V59L10 58L11 60H9V63H11V64H13V65H11V64L8 63V65H7V69H9L8 66L10 65V70L8 71V70L6 69V71L10 72L11 74H9L8 72H4V74H5V73L7 74L8 80H10V81H15V82L11 83V85H12V86L15 85V86H14L15 88L18 86V83H19V86H21V85H22V86H23V85H26V84H24V82H27V83L30 82L28 79L31 77V74L33 73V77H31V80H33V83L31 82L32 84L29 83V85L32 86L33 84H36V83H34V82H37L38 85H37V84L34 85L35 87L37 86V88L40 87V86L46 85V86H45L46 89H45V87L43 86V89L40 88V89H38V90H39V92L41 91L40 93H42V94H43V92H44V94H46V92H47L48 94H46V95H49V94H50V92H49V90H50L49 87L51 88V85L53 84L54 80L56 79L58 82H57V81H55V82L58 84L59 81H60V82L62 81V79L60 80L61 77H60L59 75H61L62 78L64 79V78H65L64 76H65V75L68 73V71H69L70 76L68 75V76H69L68 79H69L71 76H73L72 78H70L71 80L69 79V81L71 82V83H69V84L71 85L70 87H72V85L74 84L73 88H75V89H73V88H72V89L75 90V91H76V89H78L77 91H80V90H81L80 88H83L82 91L84 92V91L87 90L89 87H90V88H89V90H90V89L93 87L92 84H94V82H95L94 86H95L96 88L93 87V88L91 89L92 91L90 90V93L92 92V94L90 95L89 91H88L89 94H88L86 91H85L84 94H85V95L88 94V95L90 96V98L93 96V97H92V98H93L92 100L94 101V99H96V100H95L96 103H92V102H90V98L88 99V98L86 97L87 95H86V96L84 95L85 97L78 95V97H79L78 99H80V100H81V98L84 99V100H83L84 102L81 100V102H83V103L78 102V104L80 103V104H83V106H86L85 103H87V101H89L88 104L90 103V106H91V107H94V109H92V110H96V109H98V115H99V113H100V117H107L106 120H107V119L110 120V121H109V120H107V121L104 120V121H105V122L103 121L104 124L107 122L108 125H106V124L104 125L103 122H102L101 124H103V126H106V127L108 126V127H107L106 129H104L103 127H102L101 129L99 128L100 130H99V129L97 130V133H98V134L96 133V139L99 137L97 140L100 141V142H98V143H99V145H101V147H100V149H99L100 152H98V153H97V151H95L96 153L93 152V153L95 154V156H93V155H94L93 153H90V156L93 154V155H92L93 157L91 158V160H90V156H89V155H88L89 158H87L88 156L85 155L84 157L87 158V159H86L85 162H84V159L82 160V158H84L83 155H82V154H79V153L77 154V152L74 151V152L71 154V155H73V157L70 156V157H72L71 159H74V160H70V158H69L70 161H69V160L67 161L66 164L69 163L68 165H69L70 167L66 166V171H68V172L65 171V174H63V173H64V170H65V165H66V164H65L62 168H61V167L59 168V170L62 169L61 172L57 171L56 173H58V172H59V173H58V174L55 173V174H54L55 176H54L53 174H51V176L48 175V176H50V177L47 176V177L45 178L44 175H42V174L44 173V171H45V168L48 170V168L51 169V167L53 166V165L50 164V167H48V168L45 167V168H44V166H48V165H49V163H50V159H49V162L47 161L48 159L42 161V163L45 162L44 164H46V163L48 164V165L46 164V165H44V166H43V164L40 165V168H41V166L44 168V169L42 168L43 171H42V170H38V169H40V168L37 167V170H38L39 173H38L37 171H35L36 169L34 170V168H36V167H33V165L29 166V164H27V163L30 162L31 159L28 158L29 162H25V163L27 164V165L25 166V168H26V167H28V168H29V167H33V169L29 168V171H30V169H31V171L34 170V172H29V173H27L28 171H26V173L28 174V175H26V176H28V177H27V179H26V177H24V180H25V181L29 179V180H28L29 182L27 181L28 184L31 182L30 184H31L32 186H31V185H29V186H30V188H33V190H31L30 193L32 194V192L34 191L33 194H32L33 196L29 193V197H30V198H32V197H34V198H38V196L36 197L35 195H39V196H41L42 199H43V196H42L41 194H45V193H42V192H43V191L45 192L48 188H49V189L54 188L55 193H52V192H54V191L50 192L51 195H52L51 198H54V195H55L54 200H56V201H54V202H60L61 200H59L58 196L60 197V195H61V191H59L58 188H62L61 183H63V182H64L65 184H66V182H67V184H66V189H67V190L71 189L70 191H71L72 193H77L78 191H80L79 193L82 194V195H79V193H78L79 196H76L77 194L74 195V194H72L70 191H67V190H66V191L69 192V193L65 192V193L67 194V195H66V194H65V195H66L70 200H69L67 197H66V198H67L72 204L74 203V205H72V207H70L71 205H69V203L65 200L66 198L63 199V200H65V203H64V204H63V202L60 203V204H62V205H61L62 207H59L60 205H58V203H57V204L50 203V202H51L50 197L48 198V199H50V200H48L47 198H46V199H47L48 201L45 200V197L48 196L47 194H46L47 196H45L44 199H43V200L45 201L44 203H45V204L47 203V205H49V206L45 205L46 207H48V212H49V207L51 208V206L53 207V209H56V208H54V206L51 205V204L58 205V207H57V206H55V207H57V209H58V208L61 209V210H57V209H56V211H57V215H55V213L53 214V215H55V218L57 219V220H56L57 222H58V218L61 219V221H62V219L64 218V216L67 215L66 217H68V216H70V215L72 214V217H71V216L68 217V218H71V220H70V219H67V218H64V219H67V220H66L67 224H65V223H66V222H64L65 220L62 221L63 228H62V227H61V228H62L63 230H62L59 226H58L59 228H58V227L55 228L56 230L58 229L57 231H59V230L61 229L60 231H61L62 233H61L60 231L58 232V233L61 234V235H59V234L57 233V234L59 235V237H60V239H59L60 242H61L62 240H63L64 242H65V240H67V242H68V246L70 245V247H71V244H69V238L71 239V236H70V235H71V234H70V230H71V228H75L74 230H73V229L71 230V231H72L71 233H72V234H75V232L77 231L76 228H78V230L81 229V227H78V226H82V224H83V226L85 225V228H82V229H81L83 232H84V230H85L84 233H82L81 230H79V232H78V231L76 232L77 236L81 233V234L79 235V238H81V239H79V238L76 236V242H78L79 244H82V243H83V244H82V245H84L83 247H84L85 249L87 248V249L85 250V252H86L85 254L87 255V252H88L90 258L88 257V255L85 257V256H84L85 254H84L83 252L79 253L80 250H79V249H76V248H77L76 246L79 245L78 243L75 244V245H76L75 248H74V245H73V247L68 248V247H66V245H64L66 242H65L64 244H62V242H63V241H62L61 244H62L64 247H66V248H64V247L61 246V247H62L61 249H63V250L65 249L66 251H65V252H64L63 250L60 251L61 249H60L59 246H60L61 244H60V245L58 244V243H60V242H58V240H57L58 237L56 238V241H57V242H56V243H57L56 246H57V248H55V250H56V249H57V250L55 251V252H56L55 254H57V251H60V252H59L60 254L58 253V254H59V257H60V255L63 253V254H64V257H65V259H64V260H65V261H64L65 264H71V263L74 264L73 261H71V263H70V262H69V263H66V261H67V260L70 261V260H72V259L74 260V259H78V258H79V259H78V261H79L80 258H81L82 256L85 257V258H81V260H80L79 262L76 260L75 264H78V263L80 264V263H82V261H83L84 264H85V262H86V264H87V262L89 261V259L92 260V259H91L92 256H95V255L97 254L98 250H99V249L101 248V246H102V245H101L100 248H98V247H99L98 245H100L102 242L100 243L99 240H101V239H99V240H98V243H100V244H97V239H96V238H99V237H100V235H101L100 232L102 233V237H101V238H103V232H104V231H103V232L101 231L102 228L99 229V226L97 225V221H99V219L103 220V219L105 218V215H106V214H107V215H109V214L113 215V213H115V212H117L116 215H118V216H116V218L121 216V215L119 216L120 213L123 214L122 217L125 216V214L128 213V212L134 207V205H133V203H134V201H135L134 199H135V198H136V199L138 198V197H137V196H139L138 193H141V192H135V191H137V188L140 187L139 185H143V184L146 182V185H147V186L144 184L142 187H140L139 190H141V191L143 192L144 199L147 200V201H146V204H144L145 201H140V200H143V199H142V198H143V195H140L141 197L138 198L139 201H140L139 204H138L137 202H135L134 204L137 203L138 205H140V203L142 202L143 207H145V208H146V207L149 208V211H152L154 214L158 213V212L161 210V208H159V211L156 212L157 209H158V207H159V205L155 203V201H156L157 199L155 198L156 200H155V201H152V200L154 199V198H153V194H154V193H153L152 191H156L157 188L154 189V186L151 185V174H152L151 172H152V170H154V169L156 168L154 165H155V162L157 161V160H155V158H157V156H156V154H152V155H151L152 157H150L149 155H150L152 152L155 153L153 150L156 148V147L154 148V142H156V140L153 139V137H151V136H150L149 134H147V133L145 134L147 137L144 138L145 135H144V134H143V135L141 134V132L143 131L142 133H144V131H145V129H146V128H145V129L143 130V128L145 127L144 124H142V123L140 124L141 127H142V125L144 126L143 128H141L142 130L140 129V126H138V124L135 125V122H137L136 120H140V122H141V113H142V112H141L140 110H138L137 108H140V107H141V99H142V98H141V99H140V98L137 99L138 97H136V99H135V96H137V95L135 94V91H134V90H136V88H137V90H136L137 92H138V89H140V91H141V89H142L141 92H144L143 87H142V86L140 87V85H141V81H142V75H143L144 70H145V63H144V60L142 59V56L140 55L142 52H141V53L139 52V57H137V56L134 55L135 52H136V55H138L137 50L135 51L134 49H136V46H137L138 43H139V42L137 41V39L140 38V37H139V36H140V31H139V33H136V35H135L134 31H133V30L137 31V30H136L137 25H136V27H134V26H135V25L133 24V22H134V21H133V15H134V14L132 15V12H133L134 10H132V9L134 8V5H135L139 0H138V1H134V0H129V1H128V0H123V1H122V0H110V1H109V0H107V2L109 1V3H110V4H109V3H107V4H109L111 7H110L109 5L107 6V4L105 5V4L103 3V2H104L103 0H101V1L96 0V1H98L99 4H100V3H103L102 5H105V7H104V6L102 7L101 4H100V5H99V4L97 5V2L95 1V2H96V3H95L94 0H92V1H91V0H86ZM86 1L80 3V4L82 5V7H83V5H85V4L87 3ZM105 1H106V0H105ZM112 1H113V2H112ZM120 1H121V2H120ZM160 1H161V3L166 1V3H165V4L162 3V5L159 4V3L157 4V2H156V5H158V6L160 5L161 10L163 9L162 12L164 13V11H165L166 14L164 13V15H163V13H161V11H159V12H160L159 15H162V17H163V16L167 15L168 12L170 11V12H169V15H168V17H167V19L165 20V22H164V20H163V23H159L160 25H161V24H164L165 27H166V31H164V30H165V27H163L164 25H162V27H163V28L161 27L162 29H161V28L159 29V30H163V31H161L162 34L160 33V36L163 35V36L166 38L167 41L169 40L170 36H171V39H172V36H173V40L175 39L176 41H175V40H174V41L172 40V41H173V42H177V41H178V42H177L178 45H176V47L178 48V49L176 50V51H177L176 53L179 52V54H176V53H175L174 50L176 49V47H174L175 45L173 46L175 49L172 47V44H170L171 40L167 42L166 40L163 41V39H160V40L162 41V43L165 42L164 46H163L162 44H160V43H161L160 40H159L160 43H159V42L157 43V44H158V47H159V48L161 47L160 50H159V49L157 50V53L159 52L158 54H161V55H162V52H163V51H166V52H163L164 57L161 56V57H163L162 59H163L164 61H165L164 58H165L166 56L169 57V56H171V55H173V56H172L170 59L173 60V61H174V60L176 61V63H173V62L171 61V62H172V65H173V66H172L173 69H172V67H171V70H172V71H171L172 73H171V72H169L170 70L168 71V69H170V66H169V65H171V64H170L171 62H170V63L167 62L168 60H166V61L164 62L163 60L159 59V62H160V63L163 61L161 64L158 63V64H160V67H161V68L159 67V65H158V67L161 69V71L164 70L162 67L166 65V62L168 63L167 67L165 66V67L167 68V70H166V68H165V70L163 71L164 73H163V72H162V73H163V74H165V73L167 74V72H169V76H170V75L172 76V77L170 76V78H172L170 81L177 82V83H173V82H172V83H168V82H170V81L166 80L167 78L165 79V77H164V79H163V81H162L163 83H164L165 80H166V83H168L169 85H170V84H173V85L176 84V85H174L175 87H176V86H178V87L181 86V87H183V88L186 87V86L188 87V85H190V86H189L190 88H192V87L194 88V87H195V88H194V91H195V92L193 91L195 94H193V95H196V93H198V96H199V97H201V96L203 95L204 98H203L202 101H203L204 103H207V102L209 101L210 96L207 94V92H205L206 89H203V92H205L204 94H205V95H208L209 97L207 98V96L205 97L204 94H201V93H202V88H203V83H205L204 86H206V81H205V79L202 78V75H201V78H202V79L200 78V76L197 74V73L199 72L198 70L195 71V73L197 72V73H196L197 75L194 74V73L192 72V71L194 70V68H196V67L191 68L192 64H190V66L187 65V64H184V63L181 64V62H182V61H181V58L179 59L178 57H180V56L183 55V54H182L183 51H184L186 54L188 53V55H189V53L192 52V53L195 55V57H194V55H192V53H191V55L193 56V58H192L193 60L196 61V59H197V60L200 59L201 62H203V63H201V64L199 63L200 60L197 61L199 64H197V63L194 62V66L200 67V65H205V64H206V69L208 68V69H209V72H207L208 69L205 70V67H203V66L200 67V68H202V69H203L204 71H206L207 73H210V70H211L212 72H211L210 74H212V75H214V73H217L216 71L218 70V73H219V74H220V72H221V74H220L219 76L223 75L224 77H227V76L229 75V76L233 77L232 75H234V78L238 80V81H237V80H235V81H237V82L239 83V81L241 82V78H239V77H242V80H243L244 78H246V73H247V72L250 74L248 68H250V71H251L252 62H251V58H250V56H248V55L246 54L247 46H246V44H245V41L247 40V35H248L249 33L253 32V28H252L253 25L250 26L249 24L245 23V22H246V19H245V18H244V20H243V17H242V16H243V15H242L243 13L241 14V12H243V11H242V9H240V4L237 6L238 0H228V1H227V0H190V1H189V0H181L182 2H181L180 0H173V1H171V0H164V1H163V0H158V2H160ZM170 1H171V3H170ZM179 1H180V2H179ZM235 1H236V2H235ZM5 2H6V3H5ZM12 2H13V3H12ZM15 2H16V3H15ZM85 2H86V3H85ZM177 2H179V3H177ZM227 2H228V3H227ZM234 2H235V3H234ZM47 3H48V4H47ZM54 3H56V4L54 5ZM94 3H95V4H94ZM118 3H119V4H118ZM126 3H129L130 6L127 5ZM217 3H218L219 5H218ZM229 3L232 4L233 6H235V8H232L233 6H231ZM2 4H3V6H2ZM18 4H20V5H18ZM58 4H57V5H58ZM113 4H115L116 6L113 5ZM137 4H139V3H137ZM234 4H235V5H234ZM14 5H15V6H17V5L20 6V8L18 7V9H20V10H19L20 13L24 12L23 10H26V11L24 12L25 14L22 13L23 16H22V15L20 16V19H21V20H20V19H17V17H16L18 14L20 15V13L16 14V11H17L18 9L16 10V9H15L16 7H15ZM21 5H22V7H23V8H22V9H23L22 11H21ZM25 5H26V6H25ZM39 5H40V6H39ZM47 5H48V6H47ZM81 5H80V6H81ZM118 5H119V6H118ZM126 5H127V6H126ZM131 5H132L133 7H132ZM163 5H164V7H163ZM175 5H177V6H175ZM178 5H179V6H178ZM216 5H217V6H216ZM227 5H230V6H227ZM36 6L39 8V10H38V8L36 9ZM43 6H44V8H43ZM96 6H97V7H96ZM98 6H99V7H98ZM100 6H101L102 8H101ZM113 6H114V7H113ZM128 6H129L130 9H128ZM137 6H138V5H137ZM158 6H156V7L153 6V7H155V11L157 10V11H156V12H157V15H158V10H159V7H158ZM168 6H169V7H168ZM181 6H183V7H181ZM6 7H10L9 9H10L11 11H10V10H5ZM33 7H34V6H33ZM40 7H41V8H40ZM58 7L55 6V8H57V9H58ZM95 7H96V8H95ZM112 7H113V8H112ZM116 7H118V8H116ZM126 7H127V8H126ZM139 7H140V8H139ZM157 7H158V8H157ZM178 7H179V8H178ZM180 7H181V8H180ZM25 8H27V9H25ZM48 8H49L50 10H48ZM97 8H99V10H98ZM100 8H101V9H100ZM122 8H123V10H121ZM138 8H139V10H140V13H139V14L141 15V13H142V9H141L140 4H139V6L137 7V9H138ZM165 8L168 9V12H167V9H165ZM215 8H216V9H215ZM241 8H242V7H241ZM7 9H8V8H7ZM57 9H56V10H57ZM59 9H60V8H59ZM89 9H91V8H89ZM113 9H114V11H117V10H118V12L115 13V12L113 11ZM134 9H135V8H134ZM137 9H136V10H137ZM212 9H213V11H212ZM27 10H28V11H27ZM40 10H41V11H40ZM177 10H178V11H177ZM215 10H217V11H216L217 13L214 12ZM222 10L225 11V12H223ZM227 10H229V11H227ZM2 11H3V12H2ZM19 11H18V12H19ZM42 11H43V13H42ZM47 11H48V14H47ZM57 11H58V10H57ZM57 11H56V12H57ZM90 11H91V10H90ZM122 11H123V12H122ZM124 11H125V12H124ZM14 12H15V13H14ZM26 12H27V14H26ZM38 12H40V13H38ZM44 12L47 14V15L45 14L46 16H45V15L42 16V15L44 14ZM49 12H50L51 16H50V18H49V17L47 18V16L50 15ZM113 12H114V14H113ZM121 12H122L123 15H124L123 18H121V16H122V15H121V14H122ZM128 12H129V14H127ZM136 12H137V11H136ZM3 13H5L6 15L3 14ZM11 13H12V14H11ZM104 13H105V12H104ZM120 13H121V14H120ZM133 13H135V11H134ZM175 13H176V14H175ZM177 13H178V14H177ZM211 13H212V14H211ZM220 13H221V14H220ZM225 13H226V16H227V14L229 15V16H227V17H229V19H227V23L230 24V25H229L230 28L227 27L228 29H224V31H222L223 29H221V28H223V26L220 25L221 27L219 28V25L216 23V20L218 21L219 18H220L221 16H225ZM8 14H9V15H8ZM13 14H14V15H13ZM40 14H41V15H40ZM65 14L67 15L66 18H65V16H66ZM111 14H112V17H113V15H114V17L112 18L113 20H111V18L109 17V16H111ZM139 14L136 15V16H138V17L136 18L135 21H139V18H140V17H139ZM171 14H172L173 18H172V17H169V16H171ZM174 14H175V15H174ZM179 14H180V15H179ZM183 14H184V15H183ZM214 14H215V16H214ZM19 15H18V16H19ZM24 15H26V16L24 17ZM39 15H40V16H39ZM68 15H69L70 17H69ZM108 15H109V16H108ZM120 15H121V16H120ZM127 15H128V16H127ZM131 15H132V16H131ZM10 16H11V17H10ZM35 16H36V17H35ZM38 16H39V17H38ZM62 16H63V18H62ZM102 16H104L106 19H105L104 17H102ZM129 16H130V17H129ZM136 16H135V17H136ZM179 16H180V17H179ZM217 16H218V17H217ZM5 17L8 18V19H6ZM21 17H24V18L22 19ZM41 17H42V19H39V18H41ZM44 17H45V20L43 19ZM52 17H53V18H52ZM57 17H58V19H57ZM78 17H81V16L79 15ZM119 17H120V18H119ZM159 17H160V16H159ZM162 17H160L159 19H161ZM174 17H175L177 20H176ZM178 17H179V18H178ZM182 17L184 18V21H182V20H183ZM260 17L262 18V17H264V16L262 15V16H260ZM14 18H16V19H14ZM27 18H26V20L24 19V20H25V21H24V22H25L24 24L27 23V21H28ZM46 18H47V21H46ZM59 18H60V19H59ZM169 18H170V20H171V19L173 20L172 22L169 21L171 24L167 21ZM180 18H181V19H180ZM56 19H57V20H56ZM62 19H64V21L66 20V22H64L65 24H63L62 21L59 22V20H62ZM119 19H120V21H119ZM121 19H122V20H121ZM137 19H138V20H137ZM178 19H179V20H178ZM211 19H212V20H211ZM258 19H259V18H258ZM262 19H263V18H262ZM262 19H259L260 24L264 22V19H263V22H261ZM5 20H6V21H5ZM7 20H8V21H7ZM13 20H14V21H13ZM48 20H49V21H48ZM104 20H105V21H104ZM109 20L112 21V22L110 23ZM114 20H115V21H114ZM161 20H162V19H161ZM15 21H16V22H15ZM18 21H19V22L21 21L22 23H20V24H22V25H23L24 27H26V28H27V26H28V28L24 30V29H23L24 27L22 26V29H23V32H22V29H21V27H20L21 25H19V24L17 23ZM52 21H53V22H52ZM56 21H57V23H56ZM121 21H122V22H121ZM130 21H131L132 23H131ZM177 21H178V22H177ZM179 21H180V22H179ZM244 21H245V22H244ZM3 22H4V23H3ZM14 22H15V23H14ZM33 22H34L35 24H33ZM43 22H44V23H43ZM46 22H48V25H50V26H48V25L46 24ZM74 22H75V21H74ZM117 22H118V23H117ZM119 22L122 23V24L120 25ZM160 22H161V21H160ZM173 22H174V23H173ZM176 22H177V23H176ZM213 22H214L215 24H214ZM2 23H3V24H2ZM11 23H12V24H11ZM16 23H17V25H16ZM49 23H50V24H49ZM58 23H60V25H57ZM61 23H62V24H61ZM103 23H104V24H103ZM134 23H135V22H134ZM138 23H139V22H138ZM168 23H169L170 25H173V26H169ZM175 23L178 24V26H176ZM179 23H180V24H179ZM218 23H219V21H218ZM6 24H7V25L10 24V25L7 26ZM84 24H86V21H85V23H83V25H84ZM114 24H116V25H114ZM130 24H131V26H130ZM132 24L134 25L133 27H134L135 29L132 27ZM135 24H137V23H135ZM219 24H220V23H219ZM252 24H253V23H252ZM258 24H259V23H258ZM2 25H3V27H2ZM11 25H13V26H11ZM15 25L17 26V28H16ZM18 25H19V26H18ZM97 25H94V24H93V26H94L93 29L96 28V30L99 31V29L102 28V27L98 28L99 25H98V26H97ZM104 25H105V26H104ZM113 25H114V26H113ZM43 26H44V27H43ZM65 26H66V25H65ZM96 26H97V27H96ZM254 26L256 27V25H254ZM6 27H8V28H6ZM19 27H20V29H18ZM111 27H112V28H111ZM121 27H122V28H121ZM130 27H131V30H130ZM159 27H160V26L158 25V28H159ZM170 27H171V28H175V29H173V30L171 31V28H170ZM178 27H179V29H178ZM250 27L252 28V31L250 30V29H251ZM5 28H6V29H5ZM9 28H10V31H9ZM36 28H37V29H36ZM77 28H79V27H77ZM97 28H98V29H97ZM103 28H102V29H103ZM116 28H117V29H116ZM125 28H126V29H125ZM127 28H129V29H127ZM132 28H133V30H132ZM138 28H139V27H138ZM169 28H170V29H169ZM176 28H177L178 30H180V31H178ZM224 28H226V27H224ZM2 29H3V31L5 30V33H6V34H5L4 32L1 31ZM7 29H8V31H7ZM11 29H12V30H11ZM14 29H15V30H14ZM30 29H29V30H30ZM56 29H57V28H56ZM66 29H67V27H66ZM68 29H67V30H68ZM79 29H80V28H79ZM102 29L99 31L100 33H99L98 35H100V34H101V35H102V34L105 35L104 30L102 31ZM110 29H111V31H110ZM122 29H124V30L122 31ZM207 29H208L210 32L212 31L213 34L215 35V36H213V39H211V38H212V35L209 34V33H207V32H208ZM218 29H220V30H218ZM16 30H17V32H16ZM29 30H28L27 33H30ZM67 30H66V31H67ZM76 30L78 31V29H76ZM115 30L120 31L121 33H123L122 35H124V37H122V38H124V39H122L121 37H119L118 34H119L120 32H118V34H117V32L115 33ZM127 30H129L130 32H127ZM159 30H158V32H160ZM168 30H169V32H168ZM205 30H207V31H205ZM249 30H250V32H249ZM41 31H42V32H41ZM54 31H55V32H54ZM91 31H94V30H91ZM91 31H90L89 33H91ZM101 31H102V32H101ZM124 31H125V32H124ZM204 31H205L206 33H205ZM1 32H2V34H1ZM12 32H13V34H12ZM34 32H36L35 34L37 35V37H36V35L34 34ZM37 32H38V33H37ZM58 32H59V31H58ZM58 32H57V33H58ZM63 32L65 33V30H64ZM158 32H157V33H158ZM163 32H164V33H163ZM165 32H166V33H165ZM177 32H178V33H177ZM180 32H182V33H180ZM3 33H4L5 35H3ZM8 33H9V35H10L11 37L8 35ZM17 33H20V34H17ZM21 33H22V34H21ZM44 33H45L46 35H45ZM70 33H71V35H70ZM121 33H120V36H122ZM169 33H170V34H169ZM173 33H174V35H173ZM215 33H216L217 35H219V39H220V40L217 39L218 36H217ZM11 34H12V35H11ZM48 34H50V35L47 36ZM51 34H52V35H51ZM55 34H56V33H55ZM72 34H73V35H72ZM79 34H80V37H79ZM132 34H133V35H132ZM137 34H139V35H138V38H137ZM158 34H159V33H158ZM158 34H157V35H158ZM180 34H182V35H180ZM205 34H206V35H205ZM1 35H2V36H1ZM6 35H7V37H5ZM20 35H22V37H21ZM25 35H26V34H25ZM43 35L45 36L46 39L44 38ZM166 35H167V36H166ZM177 35H178V37H179L180 40L178 39V37H176ZM46 36H47V37H50V38H47ZM53 36H54V39L52 38ZM69 36H70V37H69ZM109 36H110V38H109ZM160 36L158 35L159 38H161ZM168 36H169V37H168ZM181 36H182V39H183V40L181 39ZM2 37H3V38H2ZM18 37H19V38H18ZM89 37H90V36H89ZM118 37H119V38H118ZM164 37H162V38H164ZM174 37H176V38H174ZM70 38H71V39H70ZM72 38L75 39V42L72 40ZM135 38H136V39H135ZM167 38H168V39H167ZM214 38L216 39V41L218 40L219 43H214V42H211V41H210V40L215 41ZM2 39L4 40V42H3ZM13 39H14V40H13ZM44 39H45V40H44ZM49 39H53V40H49ZM69 39H70V41H69ZM83 39H84V38H83ZM120 39H121V40H120ZM130 39H132V40H130ZM6 40H7V41H6ZM16 40H18V41H16ZM23 40H24V39H23ZM34 40H35V42H34ZM37 40H38V43H37ZM48 40H49L50 42H49ZM60 40H61V42L64 44V46H63V44L60 42ZM67 40H68V41H67ZM99 40H100V42H101V39H100V38H99ZM119 40H120V42H119ZM122 40L125 41V43H124ZM134 40H135V41H134ZM138 40H139V39H138ZM181 40H182V41H181ZM184 40H185L189 45L185 44L186 42H185ZM72 41H73V42H72ZM76 41H77L78 43H80L81 46H80L79 44L77 45ZM86 41H87V43H86ZM102 41H103V40H102ZM129 41H130V43H129ZM136 41H137V42H136ZM157 41H158V39H157ZM48 42H49V43H48ZM122 42H123V44H122ZM173 42H172V43H173ZM210 42H211V43H210ZM70 43H72V44H70ZM88 43H89V44H88ZM97 43H98V44H97ZM168 43L170 44L171 47L169 46ZM208 43H209V44H208ZM213 43H214L215 45H214ZM3 44H4V45H3ZM57 44H58V45H57ZM67 44H70L69 46H70V48L72 49V50H71L72 52L70 51V48H68V45H67ZM85 44H86V45H85ZM132 44H134V45H132ZM167 44H168V46H167ZM179 44H180V45H179ZM182 44H183V45H182ZM40 45H41V46H40ZM56 45L59 46V48H56V47H57ZM65 45H67V48H66ZM72 45H73V46H72ZM92 45H93V46H92ZM117 45H118V48L116 47ZM128 45H130V46H128ZM160 45H162V46H160ZM186 45H187V46H186ZM191 45H192V46H191ZM208 45H209V46H208ZM2 46H0V47H1V48H0V53H1V51L4 52V48H3ZM14 46H15V45H14ZM71 46H72L73 48H72ZM74 46H75V47H74ZM88 46H89V47L92 46V47L88 48L89 50L87 49V50H88V51H87V54H85V55H87V56L84 55L85 57H82V56H83V52H85V51H83V49L87 48ZM97 46H98V47H97ZM102 46H103V47H102ZM123 46H124V48H122ZM183 46H184V50H183ZM188 46H189V47H188ZM215 46H216L217 48H215ZM45 47H46V46H45ZM47 47H49V45H47ZM77 47H78V49H77ZM80 47H82L83 49L80 48ZM130 47L133 48V50L130 49ZM139 47H140V45H139ZM158 47H157V48H158ZM163 47H164V48H163ZM166 47H167V48H166ZM169 47H170L171 49H170ZM186 47H187L188 49H187ZM194 47H195V49H194ZM2 48H3V49H2ZM32 48H33V47H32ZM54 48H55V49H54ZM61 48H62V49H61ZM64 48H65V50H64ZM104 48H105V47H104ZM114 48H115L116 50H115ZM1 49H2V50H1ZM14 49H13V51H14V53H16V50H14ZM39 49H40V48H39ZM58 49H59V50H58ZM109 49H110V50H109ZM118 49H119V50H118ZM124 49L126 50V53H125V50H124ZM127 49H128V50H127ZM161 49H162L163 51H161ZM173 49H174V50H173ZM185 49H186V50H185ZM61 50H62V51H61ZM77 50H78L79 52H81V51H82V52H81L80 54H78ZM85 50H86V49H85ZM121 50L123 51V53H122ZM131 50L133 51L132 56H130L131 53L129 52V51H131ZM169 50H170V51H169ZM193 50H194L195 52H194ZM199 50H200V51H199ZM13 51H12V52H13ZM23 51H24V52H23ZM39 51H37V52H39ZM56 51H57L59 54L56 53ZM63 51H64V52H63ZM74 51H75V52H74ZM101 51H102V52H101ZM132 51H131V52H132ZM138 51H139V50H138ZM160 51H161V52H160ZM167 51H168V52H167ZM186 51H187V52H186ZM198 51H199V53H200V56H199V54L196 55V53H197ZM211 51H212V52H211ZM7 52H11V51L8 50ZM12 52H11L10 54H13ZM37 52H36V53H37ZM68 52H71L70 55L74 53V54H73V57L71 56L72 59L69 57L70 55H69ZM100 52H101V53H100ZM128 52H129V53H128ZM170 52H171V53H170ZM60 53H61L62 55H63L64 53H67L68 56H66L67 54H65V57H66V58L69 57V59H68L69 61L73 60L74 57H75V58H77V57H78V58H79V57H80V58H83V61L87 64V67H89V68L91 67V69L87 68V69H89V70H87V71H90V70L93 69V72H95V73H93V72L91 71V73L89 72V73H87V74H90V75L94 74V75H92V77H90V79H89V78H86V77L88 76V75L86 74V75H84L85 77L83 76L84 79L86 78V79H85V82L82 83L81 80H79V79H78L79 81L76 80V81H78V82H76L75 79H73V78H75L74 75H76V79H77L78 77H80L81 75H83L82 73L87 72L86 69H84L83 67H81V65H83V61L81 62L82 59H80V62H81L82 64L80 65V63H79L78 66L80 65L79 67L83 68L84 72H80L82 69H79V67H78V69H79V71H78V69L76 68V67H77V65H76L75 69L78 71V74H79V72L81 73V74H79V76H77V73L75 74L74 72L72 73V71H70V70H72L71 68L74 66V64H72L73 61L70 62L71 65L69 64L68 67H64V66H66L65 64H68V63H69L68 60H66V61L68 62V63H67V62H65V60H64L65 57L62 58L63 60L60 59L61 62H60L58 59H56V57H59V56H57V55H60V56H61ZM110 53H111L112 55H111ZM210 53H211V54H210ZM214 53L218 54V57H217V55L214 54ZM39 54H40V56H39ZM50 54H51L53 57L56 56L55 59H56V61L58 60L60 64H59L58 62L54 61L55 59H52V58H53L52 56H51V58H50ZM81 54H82V55H81ZM89 54H90V55H89ZM116 54H117L118 56H116ZM123 54H124V55H123ZM174 54H175V56H174ZM202 54H204V56H203ZM208 54H209V55H208ZM212 54H213V57H212ZM0 55H1V54H0ZM74 55H75V56H74ZM78 55H79V56H78ZM80 55H81V56H80ZM125 55H126V56L128 55V57H126ZM133 55H134L135 57H137V59H135V57H134ZM176 55H178V56H176ZM179 55H180V56H179ZM191 55H190V56H191ZM15 56H16V57H15ZM91 56H92V57H91ZM121 56H123L125 59L127 58V61H126L123 57H121ZM197 56H199V57H197ZM14 57H15V58H14ZM47 57H46V58H47ZM62 57H63V56H62ZM97 57L103 58V59H102V60H103L102 62L105 63V64L108 63V64H106V65H108V66L106 67V65H100V63H99V62H101L100 59H99V62L97 63V60H98ZM104 57H105V58H104ZM113 57H114V58H113ZM115 57H116V58H115ZM119 57H121L124 61H123L121 58H119ZM131 57H132V59H131ZM161 57H160V58H161ZM75 58H74V59H75ZM85 58H86V59H85ZM89 58H90V59H89ZM91 58H92V59H91ZM107 58H108V61L106 60V61H107V62H106L104 59H107ZM111 58H112V59H111ZM118 58H119V60H117ZM138 58H139V59H138ZM166 58H167V57H166ZM173 58H174V59H173ZM182 58H184V55L182 56ZM194 58H195V59H194ZM22 59H23V60H22ZM32 59H33V60H32ZM34 59H35L37 62H38V60H40V61L38 62L37 65H35L37 62H36ZM51 59H52V60H51ZM84 59H85V60H84ZM109 59H110V60H109ZM113 59L116 60V61H114ZM167 59H168V58H167ZM177 59H178V60H177ZM202 59H203V60H202ZM49 60L52 61V62H54V63L51 62L53 67L56 66V63H57L58 65H60V67L62 68V71H63L62 74H65V75L59 74V75L56 76V74H57L58 72L61 73L62 71H61V70L58 71V70L60 69V67H58V66H56V67L53 69V67L50 65V61H49ZM86 60H87L88 62L90 61L89 64H88V62H87ZM129 60H131V63H130ZM141 60H143V61H141ZM183 60H184V59H183ZM209 60H210V61H209ZM218 60H219V61H218ZM22 61H23V62H22ZM28 61H29V62H28ZM62 61H63V62H62ZM78 61H79V59H75V63H76V64H77ZM104 61H105V62H104ZM112 61H113V62H112ZM117 61H119V62H117ZM133 61H134V62H133ZM138 61H139V62H138ZM169 61H170V60H169ZM175 61H174V62H175ZM25 62H26V63L28 62V63L26 64ZM31 62H34V64L31 63ZM47 62H48V63H47ZM109 62H111V64H110ZM115 62H116V63H115ZM123 62L125 63V66H124V67L120 64V63L124 64ZM126 62H127V63H126ZM132 62H133V63H137V62H138V63L135 65V64H133ZM142 62H143V65H142ZM206 62H207V63H206ZM214 62H215V63H214ZM40 63H42V64H40ZM43 63H44L45 65H43ZM61 63H62V64L65 63L64 66H62ZM85 63H84V64H85ZM139 63H140V64H139ZM179 63H180V65H179ZM185 63H186V62H185ZM204 63H205V64H204ZM217 63H219V64L217 65ZM30 64H31V65H30ZM39 64H40V65H39ZM86 64H85V65H86ZM90 64H91V65H90ZM95 64H96L97 66H96ZM98 64H99V65H98ZM101 64H102V63H101ZM115 64H116L117 67L115 66ZM118 64L120 65L121 68L118 66ZM233 64H234L235 66H233ZM27 65H28V66H27ZM41 65L44 66V67L42 68ZM131 65H132L133 67H132ZM137 65H139V67L142 65V68L138 69ZM174 65H175V66H174ZM184 65H185V67H184ZM229 65H231V68L229 67L230 69L227 68ZM35 66H37V67H35ZM38 66H39V67H38ZM47 66H48V67H47ZM70 66H71V68H69ZM83 66H84V65H83ZM95 66H96V67H95ZM99 66H100V67H99ZM110 66H112V69H113L114 71H113L112 69H111V70L108 69V72H105L106 68H108V67L111 68ZM128 66H129V67L131 66L130 68H132V69H133V68H134V69L136 68V69H135V72L132 73V69H130V68L127 69ZM134 66H136V67H134ZM168 66H169V67H168ZM51 67H52V68H51ZM98 67H99V68H98ZM101 67H102V68H103V67L105 68V69L103 68V71H104L105 73H104V74H103V73H102V74H98L99 71L96 73L95 68L99 70V69H101ZM114 67H116V68L114 69ZM189 67H190L191 69H190ZM211 67H212V68H215V70H214V69L212 70ZM217 67H218L219 69H216ZM22 68H23V69H22ZM39 68H40L41 70H40ZM63 68H65V69L67 68V69H66V72H67V73L64 72L65 70H63ZM68 68H69L70 70H68ZM124 68H125V69H124ZM159 68H158V71H159ZM26 69H27V70H26ZM73 69H74V68H73ZM75 69H74L73 71L77 72ZM117 69H119L121 72H120L119 70H117ZM123 69H124V70H123ZM192 69H193V70H192ZM198 69H199V68H198ZM222 69H223V70H222ZM244 69H245V72H246L247 70H248V71L245 73V72H244ZM42 70H43V71H42ZM54 70H55L56 72H55ZM130 70H131V72H130ZM137 70H138V71H137ZM141 70H142V71H141ZM177 70H178V71H177ZM190 70H192V71L190 72ZM195 70H196V69H195ZM199 70H200V69H199ZM230 70H231V71H230ZM237 70H238V72H237ZM241 70H242V71H241ZM12 71H13V72H12ZM15 71H16V72H15ZM100 71H102V70H100ZM103 71H102V72H103ZM106 71H107V70H106ZM128 71H129L130 73H129ZM133 71H134V70H133ZM136 71H137V72H136ZM161 71L158 72V75L161 74V73H160ZM165 71H166V72H165ZM183 71H184V73H182ZM213 71H214V73H213ZM226 71H227V72H226ZM229 71H230V72H229ZM233 71H235L236 73L233 72ZM239 71H241V72L239 73ZM47 72H48V73H47ZM54 72H55V75L53 76ZM70 72H71V73H70ZM112 72H116V74H115V73L112 74ZM118 72L121 73V74H120V73H119V74H120L121 78H123V80H125L126 78H127V79H126L125 81H123V80H119V78H118V77H119ZM125 72H126V73L128 72V73L126 74ZM139 72H140V73H139ZM141 72H142V73H141ZM176 72H177V74H176ZM228 72H229V73H228ZM242 72H244V73L242 74ZM15 73H18V77H20V78L16 77L17 74H15ZM27 73H28V74H27ZM36 73H37V74H36ZM45 73H46V74H45ZM100 73H101V72H100ZM134 73H135V74H134ZM174 73H175V74H174ZM201 73H202V72H201ZM218 73H217V75H216L217 77H218ZM222 73H223V74H222ZM237 73H238V74H237ZM248 73H247V74H248ZM35 74H36V79H37L39 76H41V77H39L40 79L38 78V80H36V79L34 78V77H35ZM73 74H74V75H73ZM84 74H85V73H84ZM109 74H110V75H109ZM117 74H118V75H117ZM122 74H126V77H125L124 75H122ZM128 74H131V76L134 75V77H133V76H132V77H129L130 75H128ZM139 74H141V75L139 76ZM166 74H165V75H166ZM172 74H173V75H172ZM183 74H184V75H183ZM191 74H193V75H191ZM199 74H200V73H199ZM224 74H228V75L225 76ZM236 74H237V75H236ZM239 74H240V75H239ZM244 74H245V75H244ZM8 75H9V76H10V75H11V76L13 75V76H12V77H11V76L9 77ZM23 75H24V76H23ZM42 75H44L43 78H42ZM101 75H102V76H101ZM104 75H105V76H104ZM111 75H112V76H111ZM115 75H116V77H114ZM161 75H162V74H161ZM167 75H168V74H167ZM174 75H176V77H175ZM180 75H181V76H180ZM243 75H244L245 77H244ZM14 76H15V77H14ZM29 76H30V77H29ZM45 76H47V79L50 78V79L53 80V81H51L50 79L47 80V79L45 78ZM100 76H101V77H100ZM117 76H118V77H117ZM162 76H163V75H162ZM186 76H187V77H186ZM188 76H189L190 78H189ZM229 76H228V77H229ZM235 76H237V78H236ZM24 77H25V78H24ZM26 77H27V79H26ZM53 77H55V79H53ZM59 77H60V78H59ZM66 77H67V76H66ZM88 77H89V76H88ZM97 77L100 78V79H98ZM102 77H103V78H102ZM106 77H107L108 79L111 77V78H110L111 82H110V80L107 81V82H104V80L106 81ZM137 77H138V78H137ZM139 77H141V78H139ZM167 77H168V76H167ZM177 77H178V78H177ZM247 77H248V76H247ZM12 78H15V79H12ZM16 78H18V79H16ZM21 78H22V79L24 78L23 81H22ZM41 78H42V79H46L47 81L44 80V82L46 81L45 83H47V84L43 83V82H42L43 80L41 81ZM57 78H59V80H58ZM81 78H82V76H81ZM81 78H80V79H81ZM91 78H92V80H91ZM114 78H116V79H114ZM124 78H125V79H124ZM128 78H129V80H131V82L128 80ZM130 78H131V79H130ZM160 78H161V76L159 75V79H160ZM162 78H163V77H162ZM173 78H174V79H173ZM175 78H176V79H179V78H180V79H179L180 81H179V80H176ZM181 78H182V79H181ZM196 78H197V79H196ZM219 78L222 79V76L219 77ZM84 79H83V80H84ZM87 79L89 80V82H87V81H88ZM97 79H98L99 81H98ZM103 79H104V80H103ZM108 79H107V80H108ZM117 79H118V80H117ZM132 79H133V81H132ZM185 79H186V80H185ZM189 79H190V80H189ZM195 79H196V80H195ZM203 79H204V80H203ZM228 79L230 80V78H228ZM228 79L226 78V79H224V80H228ZM231 79H232V78H231ZM239 79H240V80H239ZM39 80H40V81H39ZM112 80H113V82H112ZM114 80H117L118 82L120 81V83H122V82L125 83L126 81H128V82H126V83L131 84L132 87H130V85H128V84H127V85H128V86H127L126 83L124 84V85L126 86V87H125V86H123V84H119L117 81H114ZM161 80H162V79H160V82H161ZM183 80H185V81H183ZM201 80H202V82H201ZM222 80H223V79H222ZM19 81H20V82H19ZM21 81H22L23 83H22ZM48 81H50V82H48ZM72 81H74L75 83L72 82ZM100 81H101V83H103V82H104V83L101 84V83H99ZM121 81H122V82H121ZM187 81H189V83H190V81H191V83L193 82V83H192L193 85H192L191 83L189 84ZM203 81H204V82H203ZM232 81H234V79H232ZM16 82H17V83H16ZM38 82H39V83H38ZM55 82H54L53 86H55V85L58 86L57 84H55ZM116 82L118 83V85H117ZM133 82H134L135 84H134ZM139 82H140V83H139ZM186 82H187L188 84H184V83H186ZM199 82H200V84H199ZM237 82H236V83H237ZM41 83H42L43 85H41ZM50 83H52V84H50ZM78 83H80L81 86L84 85L85 87H84V86H83V87H81V86L79 87L80 84H78ZM90 83H91V84H90ZM98 83H99V87H98ZM105 83L110 84V85H113V86L110 87V85H109V86H108L109 88H108V87L105 86V85H107V84H105ZM111 83H112V84H111ZM16 84H17V86H16ZM39 84H40V86H39ZM76 84H77V85H76ZM133 84H134L135 86H134ZM136 84H138V85L140 84V85H139L140 88H138V86H137ZM177 84H179V85H177ZM198 84H199L200 86H199ZM201 84H202V85H201ZM242 84H243V81H242V83L237 84V85H236V86H237V87H236V90L238 89V87H239L240 85L243 87ZM27 85H28V84H27ZM47 85H48V87H47ZM49 85H50V86H49ZM75 85H76L77 87H75ZM86 85H87V86H86ZM90 85H91V86H90ZM100 85H102V86L104 85V86H103L104 89H103V87L100 86ZM120 85H121L122 87H121ZM161 85H162V84H161ZM164 85H165V83H164L163 86H162L163 88L166 89V87H168V89H170L169 87H170L171 85H170V86H169V85L167 86V84H166L165 87H164ZM191 85H192V86H191ZM19 86L16 88L17 90H18V89H21ZM34 86H33V87H34ZM114 86H115V87H114ZM136 86H137V87H136ZM197 86H198V87H197ZM234 86H235V85H234ZM234 86H233V87H234ZM241 86H240V88H241ZM78 87H79V88H78ZM86 87H88V88L86 89ZM100 87H102V88H100ZM128 87H129V88H128ZM135 87H136V88H135ZM181 87H180V88H181ZM233 87L230 88L231 90H228L229 88L226 89L227 92L225 91V93H228L226 96H227V97L229 96V98L232 99L233 97H235V96L237 97V96H238V95H236L237 92H238V90H242V89H243L242 91H245V90H246L247 93H246V92H241V91L238 92V93H239V94L242 93L241 96H242L244 93L247 94V95L244 94V95H243V98H244L245 96H246V97H245L246 99L248 98L247 100L244 101V103L246 102L245 105H247L246 107L248 108L250 105L247 104V103H248L247 101H249L250 99H251V100L254 99V97L249 98L250 95H251V93L253 94V90H252V92H250L249 90L245 89V87H243V88L238 89L237 91H235V87H234V90L232 91V88H233ZM37 88H36V89H37ZM110 88H111V89H110ZM114 88H117L118 90H116V89H114ZM120 88H121V89H120ZM130 88H133V89H132L133 91H131ZM180 88H179V89H180ZM193 88H192V89H193ZM205 88H206V87H205ZM41 89H42V90H41ZM51 89H52V88H51ZM53 89H54V88H53ZM79 89H80V90H79ZM84 89H85V90H84ZM93 89H95V90L93 91ZM97 89H98V90H97ZM99 89H100V90H99ZM102 89H103V90H102ZM113 89H114V90H113ZM125 89H126V92H125ZM128 89H129V90H128ZM165 89H164V92L166 91L165 94H166L167 96H166L165 94L163 95V96H165V99H164V97L162 96V100H164L165 102L162 101V100H160V105H162L161 103L165 104L164 106L162 105L163 107L161 106L162 108H164L165 106L168 107V104H169V105H172V104H173V105L171 106V108H170V106H169V108L165 109L166 112H167V111L170 112V111L173 109V106H174V104L176 103L175 101H177V99H176V100H175V98L173 99V96H172V94L169 92V90H165ZM185 89H186V88H185ZM188 89H189V88H187L186 90H188ZM196 89H197V90H196ZM44 90H45V91H44ZM55 90H56V87H55ZM55 90H54V91L51 90V94H52L53 92H55ZM101 90H102V91H101ZM104 90H105V91H104ZM109 90H110V91H109ZM111 90H113V91L111 92ZM127 90H128L129 92H128ZM198 90H199V91H198ZM224 90H225V89H224ZM13 91H14V92H17L16 94L18 95L19 90L16 91L15 89H13ZM107 91H108L109 93H108ZM116 91H117L118 93H117ZM119 91H120V92H119ZM121 91H124V92L122 93ZM182 91H183V90H182ZM184 91H185V90H184ZM189 91H190V89H189ZM219 91H221V93H220L221 95H224V96H225V93L222 94V93H223V92H222L223 90H220V89H219ZM228 91H229L230 93H229ZM234 91H235V92H234ZM3 92H4V91L0 89V98L2 97V98H1L2 100H3V97H6V96H5V93H3ZM14 92H13V93H14ZM95 92H96V93H95ZM104 92H106V94H105ZM127 92H128V93H127ZM130 92H132V94H130ZM133 92H134V96H133ZM193 92H192V93H193ZM254 92H255V91H254ZM13 93H12V94H13ZM80 93H81V92H80ZM80 93L78 92V94H80ZM94 93H95L98 97L94 98V97H95ZM97 93H98V94H97ZM102 93H104V95H103ZM111 93H112V94H111ZM115 93H116L117 95H116ZM124 93H126L127 95H126V94H125L126 96L123 95ZM167 93H168V94H167ZM249 93H250V95H249ZM2 94H3V96H2ZM14 94H15V93H14ZM23 94H24V96L21 94V92L19 93V95L22 96L21 98H19V95H18V97H12V96H15V95H11V96H10V100H11V99H14V101H13V100H11V101L8 100V101H10V102H8V103H7V99H8L9 97L6 98V100L4 99V100L6 101V103H5V101H3V103H4V105L6 104V109H7V107L9 108V109H7V111L10 110V108H11V109L13 108L14 111H13V110H10V111H12V112L9 111V112L12 113V114H9V115H7V116L10 117L11 119H10V120L7 119L6 121H5V118L2 119L3 116L5 117V115H3V114L0 113V114H1V115H0V121H1L0 123H1V124L4 123V122H6V123H7L6 125H9L8 120L11 121V120L14 119V117H15V119H14L15 121L12 120L13 122H10V124H11V125H12V124H13V125L17 124L18 126H20V125L22 124L21 127H18V130L21 131L22 128H23L22 131L24 130V128L26 127V125H27V123H28V119H29V118L26 119V117H30L31 112H32L31 110H33V108H31V106H33V104H32V102H31V100L28 99V97H27L28 95L25 94V93H23ZM53 94H54V93H53ZM55 94H56V93H55ZM55 94H54V95H55ZM81 94H82V93H81ZM100 94H101V95H100ZM108 94H109V95H108ZM137 94H138V93H137ZM25 95H26V96H25ZM105 95H106V96H105ZM112 95H113V97H112ZM121 95H122V96H121ZM142 95H143V93H141L140 96H142ZM168 95H169V97H168ZM170 95H171V98H170ZM248 95H249V96H248ZM255 95H256V92H255ZM50 96H51V95H50ZM89 96H88V97H89ZM103 96H105V97L108 96L109 98L104 99L105 97H103ZM119 96H121V97H119ZM138 96H139V94H138ZM140 96H139V97H140ZM196 96H197V95H196ZM239 96H240V95H239ZM239 96H238V98H240ZM251 96H252V95H251ZM253 96H254V94H253ZM11 97H12V98H11ZM52 97H53V96H52ZM54 97H55V96H54ZM80 97H81V98H80ZM99 97H100V99H98V101L101 100V99H102V101H99V102H98V101H97V98H99ZM117 97H118V99L116 100ZM227 97H225V98L227 99ZM16 98H17V99L19 98L20 100L16 101V100H17ZM23 98L25 99L26 102L23 101V100H24ZM26 98H27V99H26ZM55 98H56V97H55ZM85 98H87L88 100L85 101ZM110 98H112L111 100L117 101V107L120 106L119 103H121V102H119V101L122 100V103H123L124 101H126L125 103H123L124 105L121 104L122 108H120V109H121L122 112L120 111L119 108H118L119 110H117V109H116L117 107H116V108H113V106H114V107L116 106V103H115V102L113 103V101L111 102V101H110ZM120 98H125L126 100H125V99H120ZM130 98L134 99V100H133V101H134V102H133L134 105L131 104L132 102H131ZM167 98H168V99H167ZM205 98H207L208 101H207V100L204 101ZM229 98H228V99H229ZM238 98H236V99H238ZM241 98H242V97H241ZM243 98H242V99H243ZM1 99H0V100H1ZM107 99H108V100H107ZM119 99H120V100H119ZM166 99H167L169 102H168ZM210 99H211V98H210ZM228 99H227V102H230V104L232 105V103H233L234 101L231 102V101H228ZM230 99H229V100H230ZM242 99H240V101H241ZM2 100H1L0 102H2ZM118 100H119V101H118ZM129 100H130V101H129ZM139 100H140V101H139ZM173 100H174V103H173ZM232 100H235V99L233 98ZM243 100H244V99H243ZM255 100H256V98H255L254 100L251 101V102H253V104L250 103V101H249V103L252 104V105L254 106V105L256 104V102H257V101H256V102L254 103ZM15 101H16L17 103H18V102H19V103H20V102H21V103L23 102L24 104H23V103H22V104L24 105V107L21 108V107H22V104H21V103L19 104L20 106L18 105V106H19V107H18V106L16 105L17 103H16ZM78 101H79V100H78ZM105 101H106V102H107V101L109 102V103L107 102L108 105L106 104ZM128 101L131 102V103H129ZM138 101H139V102H138ZM179 101L181 102V100H178V102H179ZM210 101H211V103H212V100H210ZM12 102H14V103H12ZM100 102H101V103H100ZM103 102L105 103V105L103 104ZM171 102H172V103H171ZM197 102H198V101H197ZM197 102H196V103L194 102V105H195V104L198 105ZM203 102H202V103H203ZM10 103H12V104H10ZM15 103H16V104H15ZM27 103H28V104L30 103L29 106H28ZM112 103H113V104H112ZM126 103H128L127 106H129V107L126 106V107H127V110L124 109ZM137 103H138V105L140 104V105H139L140 107L137 105ZM181 103H182V102H181ZM244 103H243V104H244ZM88 104H87V105H88ZM94 104L97 105V107H98V104H100V105H101V107H100L101 109H100V108H96V109H95L96 106H93ZM102 104H103L104 106H103ZM111 104H112L113 106H112ZM114 104H115V105H114ZM130 104H131L132 106H131ZM166 104H167V105H166ZM184 104H185V103H184ZM207 104H208V103H207ZM207 104H203V105H204V109H205V107H206V109H207V111H206V110H203V111H206V113H205V112L201 113V110L203 109V105H201L200 103H199V106L196 105V106H197L196 109H197L198 107H199V109H200L201 116L197 113V112H199V111H198L199 109H197V111H196V109H193V110L190 109V113H188L189 115H191V117H190V118H191L190 121L188 120L189 117L186 118V117H187L186 115H188L187 112H189L187 108H186V110H184V108H185L184 106H186V105H184V106H178V103H177V106H175V108H176V107H177V108L174 109V110L177 111V109H179V111H180V107H181V110L183 109L184 112H183V111H180L179 113L182 114V113H185V111H186V115L183 116V117L186 116V117H185L186 119H183V120H185L184 123H185L186 128H187V127H188V128H189V127H190V128H191V127H194V128H195V127H199L198 125H194V124H196L195 122H197L198 124H199L200 122H202V124L200 123V126H202L203 124H205V125H203L204 127L206 126V127H209V128H210V127H213V125H214L213 122L216 120V118H214L215 115H217L218 113H220V112H221L220 110H222V112H224V111H223L222 108L220 109V108H217V106H213V105H214L213 103L210 104V102H209V105H207ZM233 104H235V102H234ZM241 104H242V103H240L239 105H241ZM8 105H9V106H8ZM30 105H31V106H30ZM100 105H99V106H100ZM110 105H111V106H110ZM175 105H176V104H175ZM179 105H182V104L179 103ZM205 105H207L208 108H207V106H205ZM210 105L213 106V107H216V108H215V111H217V114L215 113V111H214V112L212 111V107H211ZM236 105H237V103H236ZM236 105H235V106H236ZM239 105H238V106H239ZM11 106H12V107H11ZM14 106H15V107H14ZM16 106L18 107V109H17ZM107 106H108V107H107ZM135 106H136L137 108H135ZM209 106H210V107H209ZM238 106H236L235 109H236ZM253 106H252V108H253ZM255 106H256V105H255ZM258 106H259V105H258V102H257V108H258ZM109 107H110L112 110H110ZM126 107H125V108H126ZM130 107H133V108L137 109V110H135L137 114H138V111H139L140 119L136 116V115H137L136 113H135V115H134V113H133V115H131L132 113H130V117L132 116V118H130L131 120H129V119H128V118H129V113H128V114L126 113V114L128 115V116H125V117H127V118H124V119H126V121H125V122L127 123L126 125L128 126V125L130 124L128 127H130L131 129H133L132 126H134V125H135L134 128H135L136 126H138V128H137V127H136V128L138 129L139 132L141 131V132H140V135H141V136H139V137H140L141 139L143 138L144 140H143V142H142V140L137 136V135H139V132H138V131H137L138 133L136 132L135 135H136V137H138L139 140H138V139H137V141L135 140L136 137H134V132H135L136 130H133L132 132L129 131L130 133H132V135H131L129 132H126L128 129L123 130V131H125L124 133H127V134L129 133L130 135H129V137H127L128 135H126V136H125L126 138H123V139L121 138L122 141H121V139H120L121 142H124L123 140L126 141V142H124V144L127 143V144H126V148L124 149V151L121 150L122 152H124V154H122V152L120 151V149H123L125 146H124L123 144H120V143H121L120 141L117 142V141H118L117 139H118L120 136L123 135V134H122L123 132L121 131L122 133H121V132L119 133V131L121 130V128H119V127L117 126L118 129H116V124H117V122H119L118 125L121 124L120 119L123 117V116H122L123 111H125V112H126V111H128V112H133V111H134V109H131L132 111H130ZM178 107H179V108H178ZM183 107H184V108H183ZM201 107H202V109H201ZM232 107H233V105L230 106V109H231ZM241 107H242V108H243V107L246 108L245 106H242V105H241ZM241 107H240V106L238 107V111H237L238 113H237L236 111H233V112H232V109H231V110L229 111V112H231L230 114L234 113V114L231 115V116L229 115V113H227L228 110L225 109V110L227 111V112H226V113H227L226 115H228V117H227L224 113H222V114H224V115H223L224 118L227 117V118L225 119V121H224V118H223V120L221 119L223 116H221L220 114H219L220 116L217 115V116L221 117V118H220V119H221L220 121L224 122L226 125H229V128H230V124L232 123L231 120H233V119L236 117V118L233 120L234 122H236V123L233 122L234 124H236V125H235L236 127L233 126V128L231 127L230 130L228 131V126H226L225 124L222 125V129H225L223 126H225V127L227 128L226 131L230 134V137H233V136L235 137V136H236L235 138L233 137V139H235V141H236V139H237V140H238L239 138L241 139V135L239 134V132L237 133L239 136H238L237 134H235L236 131H239V129H240V131H242L243 129H246L247 131H249V130L251 131V129H249V128H251V127H252L253 125H255V123H256V121H255L256 118H255V116H254V115H255L254 113H253V115H251V117L253 116V117L255 118V120L252 119L253 117L251 118L252 120L249 118L250 116L248 117V115H250V114L246 115V114L248 113V112L246 113V110L249 111L248 109H250V108H248V109H243V111L245 112V114H243V116H242V115H238V116H236L235 112H236L237 114H239L240 109H242ZM250 107H251V106H250ZM15 108H16V109H15ZM20 108H21V109H20ZM29 108H30V109H29ZM128 108H129V109H128ZM191 108H195V106H193V104H192V107H191ZM239 108H240V109H239ZM252 108H251V109H252ZM257 108H256V111H259V109H257ZM27 109H28V110H27ZM103 109H104V110H103ZM105 109H106V110H105ZM115 109L118 111V113L116 112L117 114L115 113L116 115L114 114V112L116 111ZM122 109H124V110H122ZM140 109H141V108H140ZM213 109H214V108H213ZM217 109H218V110H217ZM233 109H234V108H233ZM235 109H234V110H235ZM254 109H255V108H254ZM100 110H101V111H100ZM107 110H110L111 112H113V115L116 116V117H120V116H122V117H121V118H117V119H116V117H115V119H114V116L111 115L112 113L108 112ZM113 110H114V111H113ZM194 110H195V111H194ZM236 110H237V109H236ZM16 111H17V112H16ZM23 111H24V112H23ZM25 111H26V113H25ZM28 111H29V112L31 111V112L29 113ZM99 111H100V112H99ZM106 111H107V112H106ZM163 111H164V109H163ZM192 111H194V112H192ZM241 111H242V110H241ZM241 111H240V112H241ZM243 111H242V112H243ZM250 111H251V110H250ZM252 111H253V110H252ZM252 111H251V113H252ZM256 111H255V113H257ZM15 112H16V114H15ZM27 112L29 113V115H28ZM53 112H54V113H53ZM74 112H75V113H74ZM80 112H81V111H80ZM80 112H78V110L73 111V113L71 112L72 115H70V114H69V115H70V117L72 116V118H69V116H67V118H68V119H67V120H68V121H67V122H68L67 124H70L69 119H70V120L72 119V120H71L72 124H73V125L75 124V125L72 126V127L78 126V127H79V132H80L81 135H82V134H85V132H86V131L84 132V131H82V130H85V129H87V128L89 129L90 126H91L90 129L92 130L93 125H92V123H90V121H91L92 119H91L90 121L87 119V121L84 123V119H83V118H80V117H82V113H80ZM94 112L97 113V111H94ZM101 112H102V113H101ZM177 112H178V111H177ZM244 112H243V113H244ZM20 113H21V114H20ZM106 113H107V114L110 113V114H108V116H107ZM167 113H168V112H167ZM213 113H215V115H214ZM6 114H7V113H6ZM13 114H14V115H13ZM49 114H50V115H49V118H51V121H50V122H51V126H52V128H53V130H54V132H53L54 134H50V136L52 137V135H55V134L57 133L56 135H57L58 137H57L56 135L54 136V140H55V142L58 143L59 145H61L60 143H62V141H63L64 143H62V145L64 146V144H67V143L69 142L68 140H69L70 138H68V137H70V136H68V134H67L64 130L62 131L63 134H62L61 132H58V130H59L60 128H61V130H62L61 125L58 124V123H59V122H58L59 119H60V120H59L60 123H62V122H61V118H59V114L56 113L55 110H53V111L51 110ZM52 114H53V115H52ZM54 114H55V116H54ZM103 114H104V116H103ZM126 114H124V115H126ZM139 114H138V116H139ZM181 114H180V115H181ZM197 114H198V115H197ZM205 114H206V115H205ZM241 114H242V113H241ZM10 115H12V116H10ZM57 115H58V116H57ZM93 115L96 116V114H93ZM110 115H111V116H110ZM164 115H165V118H166V116H168V114H167V115L165 114V111H164ZM192 115H193V116H192ZM213 115H214V116H213ZM244 115H246V116L249 118V120H251V121L253 122V123L250 122L251 124L249 123V127H248V122H247V124H246V120H247L248 118L246 119V116H244ZM7 116H6V117H7ZM50 116H51V117H50ZM95 116H92V117H93V120L95 119V118H94ZM109 116H110V118H109ZM195 116H196V117H195ZM203 116H204L205 119H207V121H206V120L204 121ZM206 116L209 117V118H207ZM229 116H230V119L233 118L234 116H235V117H234L233 119L229 120ZM8 117H7V118H8ZM12 117H13V118H12ZM19 117H20V118H19ZM52 117H53V118H52ZM56 117H57V118H56ZM76 117H77V118H76ZM96 117H97V116H96ZM111 117H112L113 119H112ZM133 117H135V118L137 117L136 120H135ZM163 117H164V116H163ZM193 117H194V118H193ZM198 117H199V118L202 117L203 119L201 118V119L199 120V119H197ZM212 117H213L215 120H214ZM219 117H217V119H219ZM241 117H243V119H241ZM79 118H80V119H79ZM97 118H99V117H97ZM97 118H96V119H97ZM238 118H239V120H238ZM24 119L27 120V121H26L27 123H24ZM52 119H53V121L55 120V121L57 122V124H58V125H55V127H54L53 123L56 124V122H55V121L53 122ZM82 119H83V120H82ZM100 119H101V118H100ZM104 119H105V118H104ZM111 119H112V120H111ZM132 119H133V125H132V122H131ZM193 119H194V120H193ZM196 119H197V121H196ZM244 119H245V120H244ZM2 120H4V121L2 122ZM85 120H86V119H85ZM93 120H92L91 122H94ZM97 120H98V119H97ZM102 120H103V119H102ZM115 120H117V121L115 122ZM128 120H129V121H128ZM186 120H187V122H186ZM198 120H199L200 122H198ZM213 120H214V121H213ZM226 120H227V121L229 120V124H227L228 122H227ZM240 120H241V122H242V120L245 121V122L243 121V122L245 123V126H244V123H243V124H242L243 126H242L241 128H239V126H237L238 123L240 122ZM249 120H247V121H249ZM77 121H78V122H77ZM79 121H80V123H82V124L84 123L83 125H85V124H86V125L83 126V127H81L82 125L79 123ZM88 121H89V124L87 123ZM111 121H112V122H111ZM121 121L124 122V120H122V119H121ZM134 121H135V122H134ZM193 121H194V122H193ZM203 121H204L205 123H204ZM230 121H231V123H230ZM254 121H255V123H254ZM14 122H15V123H14ZM17 122H18L19 124H18ZM52 122H53V123H52ZM95 122H96V121H95ZM110 122H111V123H110ZM128 122H129V123H128ZM206 122H207V125H206ZM210 122H211V125L213 124L212 126L209 125ZM215 122H216V121H215ZM215 122H214V123H215ZM226 122H227V123H226ZM241 122H240V124H239L240 126H241ZM77 123H78L79 125H78ZM97 123H98V121H97ZM99 123H100V122H99ZM115 123H116V124H115ZM137 123H138V122H137ZM190 123H191V124L194 123V124H193L194 126H193V125L190 126V125H191ZM87 124H88V125H87ZM109 124H110V125H109ZM179 124H182V123H178L177 125H179ZM188 124H189V126H188ZM234 124H233V125H234ZM252 124H253V125H252ZM13 125H12V127L9 125V126L11 127V128H10L11 130H12V128H14L15 126H17V125H15V126H13ZM70 125H71V124H70ZM70 125H69V126H70ZM114 125H115V126H114ZM123 125H124V126H123ZM126 125H125V123H124V124L122 123V125H121L120 127H123V128H124ZM131 125H132V126H131ZM231 125H232V124H231ZM250 125H251V127H250ZM88 126H89V127H88ZM109 126H111V128H110ZM127 126H126V128H128ZM246 126H247V127H246ZM57 127H60V128L58 129ZM70 127H71V126H70ZM78 127H76V128L78 129ZM84 127H85V129H84ZM180 127H181V125L179 126V128H180ZM243 127H244V128H243ZM245 127H246V128H245ZM253 127H254V126H253ZM253 127H252V129L255 128L256 130H254V131H256V133H257V135H258V134H259V131H260V129H258L259 127H256V125H255L254 128H253ZM55 128L57 129V132L55 131V130H56ZM82 128H83V129H82ZM136 128H135V129H136ZM179 128H178V129H179ZM184 128H185V127H184ZM184 128L181 127V129H179V130L182 132V135L184 134L183 136H185V133L187 134V133H190V132L192 131V130H191V131L187 132L188 129L185 128V130H184ZM190 128H189V129H190ZM238 128H239V129H238ZM260 128H261V130H263V129H262V126H260ZM8 129H9V128H8ZM10 129H9V133H10L11 136H12V134L15 133V132H16L15 134H17V135H14V134H13L14 136H16V138H15L14 136H12V137H14L13 140L15 141V140L17 139L18 135L21 134V133H20V131H19V133H17L18 130H16V129H17L16 127L14 128L15 131L12 130V131L10 132ZM88 129H87V132H86L87 135H88V134H91V130H90V129L88 130ZM112 129H113V130H112ZM115 129H116V130H119V129H120V130H119V131H116ZM124 129H125V128H124ZM139 129H140V130H139ZM182 129H183L184 131H182ZM191 129H192V128H191ZM237 129H238V130H237ZM241 129H242V130H241ZM257 129H258V130H257ZM231 130H232V131H231ZM234 130H235V132H233ZM246 130H243V131L246 132ZM59 131H60V130H59ZM101 131H102V132H101ZM230 131H231V132H230ZM243 131H242V132H243ZM252 131H253V130H252ZM12 132H13V133H12ZM111 132L115 133V135H116L117 132H118V136H119V137L115 139L116 141H113L114 144H110V142L107 143V144H108V145H109V144H110V145H116L115 142H117V148H119L121 145H123V147L121 146V148L118 149V150L121 152V155H119V156H122V157H118V160L120 159L119 161H115V160H117V159H115L116 156H117V154H119V152L117 153V151H118L117 148H115L116 146H114V148H112L113 146H112V147H111V146L109 147V146L106 145V143H105V145L108 146V149H107V147H106V149H107V150H105L106 154H105V153H101V148H102L103 145H104V143L102 144L103 141H101V139H102V140L104 139V142H108L107 140L105 141V139H107V137H108V138H112V139L115 138L114 135H113ZM244 132H243V133H244ZM262 132H264V131H262ZM262 132H260V135H259V139H260L259 141H260V142H261L262 138L264 139V137H261V138H260V136H263V135H264ZM51 133H52V131H51ZM60 133H61V134H60ZM233 133H234L235 135L232 136L231 134H233ZM250 133H252V132H250ZM250 133L247 132L246 134L248 135V134H250ZM253 133H255V132H253ZM253 133H252V135H253ZM256 133H255V134H256ZM66 134H67V135H66ZM86 134H85V135H86ZM108 134H109V135H108ZM110 134H111L113 137H112ZM119 134H121V135H119ZM241 134H242V133H241ZM244 134H245V133H244ZM244 134H242V135L244 136ZM255 134H254V135H255ZM85 135H83L84 138H86ZM187 135H188V134H187ZM252 135H250V136L248 135L247 137L250 138ZM64 136H65V137L68 136V137H67V138H64ZM88 136H90V135H88ZM88 136H87V137H88ZM104 136H106V137H104ZM110 136H111V137H110ZM243 136H242V139H241V140H244V139L246 138V135H245L244 137H243ZM55 137H56V138H59L60 140L56 141V138H55ZM61 137H62V138H61ZM100 137H101V139H100ZM102 137H103V138H102ZM116 137H117V136H116ZM122 137H124V136H122ZM149 137H150V138H149ZM238 137H239V138H238ZM252 137H253V136H252ZM254 137H257V139L254 138ZM254 137H253V138L257 140V141H256V142H257L256 144H259V145H260V142H258V136H254ZM128 138H130V139H129V142H128V140H126V139H128ZM147 138L150 139V142H149V141H146V140H148ZM151 138H152L153 140H155V141L151 140ZM243 138H244V139H243ZM63 139H67L68 142H65V140H63ZM112 139H110V141H111ZM254 139H253V140H254ZM54 140H53V138H52V141H53V142H54ZM130 140H131V141L134 140V142L131 143ZM241 140H239L238 142H242ZM253 140L249 139V141H250V143H252V145L255 143V141H253ZM135 141H136L137 143H136ZM138 141H139V142H138ZM140 141H141V142H140ZM59 142H60V143H59ZM70 142H71V141H70ZM70 142H69V143H70ZM72 142H73V141H72ZM77 142H78V141H76V143H77ZM113 142H112V143H113ZM144 142H145V145L142 144V143H144ZM147 142H148V144H149L150 146L153 147V149H151V147L147 145ZM15 143L17 144L16 141H15ZM74 143H75V142H74ZM74 143H73V144H74ZM118 143L120 144V146L118 145ZM129 143H131V144H130V147L134 144V146L132 147V149H133V148L135 149L134 151H137V150H136V149H137V146H135L136 144H137L138 146H140L139 148H141V150H143V151L140 152V150H139V148H138V150H139V151H138V154L140 155L139 158H138L137 155L135 156V154H137V152L134 153V151L131 150V148L128 146ZM262 143H263V142H261V144H262ZM13 144H14V143H13ZM13 144H12V148H13L14 145H16V144H14V145H13ZM71 144H72V143H71ZM78 144H80V142H79ZM78 144H75V145H72V146L74 147V146H76V145H78ZM81 144H82V142H81ZM155 144H156V143H155ZM256 144H254V145H256ZM105 145H104V146H105ZM142 145H143V147H145V146L150 147V151L148 152V149H147V148H143V147H141ZM156 145H157V144H156ZM156 145H155V146H156ZM66 146H69V145H66ZM78 146H79V145H78ZM78 146H77V147H78ZM81 146H83V145H81ZM84 146H85V144H84ZM84 146H83V149H84ZM127 146L129 147V148H128V150L130 151L129 153H131V155H133V157H131V156L128 157V154H126V152H127V151H126V150H127ZM14 147H16V149L13 148L14 151L17 150V151L14 152V153L18 154V153H17V152L19 151V148H18L19 146H18V144H17V146H14ZM27 147H28L29 150H31L30 148H31L32 146L30 147V145H28ZM77 147H74L75 150H77V151L80 152L82 149L79 148V147H78V148H79V149H78ZM135 147H136V148H135ZM17 148H18V149H17ZM76 148H77V149H76ZM110 148H111V149H110ZM0 149H1V148H0ZM102 149H105V148H102ZM109 149H110V151H109ZM112 149H113V150H112ZM146 149H147V152H144V150H146ZM1 150H2V149H1ZM1 150H0V152H1ZM111 150H112V151H111ZM114 151H116V153H115ZM132 151H133V152H132ZM2 152H3V150H2ZM2 152H1V153H2ZM102 152H104V151L102 150ZM107 152H108V154H107ZM110 152H113V153H115V154L110 153ZM1 153H0V154H1ZM99 153H100L101 155H100ZM127 153H128V152H127ZM141 153H142V156H141ZM148 153H149V154H148ZM98 154L100 155V157L98 156ZM102 154H104V155L102 156ZM110 154H111V155L113 154L112 156H114V158H112V156H111ZM144 154H146V155L148 154V155L145 156ZM75 155H76V156H75ZM78 155H79V156H78ZM108 155H109V156H108ZM124 155H125V157H124ZM126 155H127V157H126ZM153 155H155V157H153ZM80 156H81V157H80ZM110 156H111V157H110ZM144 156H145V157H144ZM148 156H149V159L151 160L150 162L148 161ZM79 157H80V159H81L82 161L79 159ZM95 157H96V159H95ZM102 157H103V158H102ZM108 157H109V158H112V159H108V160H107ZM135 157H137V159L140 160V162H139L140 164L137 162L138 160L134 159ZM142 157H144V158H142ZM124 158H125L126 160H125ZM128 158H129V159L132 158L131 161H128V160H129ZM52 159H53V158H51L52 164H54L53 162H55V160L53 159V160H54V161H53ZM76 159H77V160H76ZM88 159H89V160H88ZM113 159H114V160H113ZM122 159H123V160H122ZM141 159H142V160L145 159V160L142 161ZM157 159H158V158H157ZM92 160H93V162H92ZM101 160H102V162H100ZM109 160H110V162H112V163L115 161V162H114L115 167H114L113 170L111 171L112 173L109 172L110 169H107V170L105 169V170H104V168H103V170H104L105 173H104V172H101V171L99 170V168H100V166L103 167V165H102V164H104L103 161H104V162L107 161V162H106V165H108L107 163H108ZM111 160H113V161H111ZM121 160H122V161H121ZM134 160H135V161H134ZM146 160H147V161H146ZM153 160H155V161H153ZM34 161H35V162L31 161L30 163H35V165H38V162H37L36 160H34ZM46 161H47V162H46ZM78 161H79V163H78ZM87 161H88V162H87ZM95 161H96V163H95ZM123 161H124V162H123ZM132 161H134L135 164H136V162L138 163V168H137V167L135 168L136 165H135L134 163H131V164H132L131 166L129 165V163L132 162ZM144 161H145L146 163H148V164L146 165V163H145ZM74 162H76L77 164H74ZM82 162H84V164H83ZM117 162H118L119 164H118ZM121 162H122V163H121ZM127 162H128V163H127ZM141 162L145 163L146 166H145L143 163H141ZM36 163H37V164H36ZM39 163H41V162H39ZM71 163H72V164H71ZM93 163H94V165H96V164H97V165H96V166H93ZM125 163H126V164H125ZM150 163H151V164H150ZM86 164H87V165H86ZM100 164H101V165H100ZM109 164H110V163H109ZM133 164L135 165L134 167H132ZM141 164H142V165H141ZM35 165H34V166H35ZM71 165H72V166H71ZM77 165L80 166V167H78ZM84 165H85L86 167L88 166L89 169H87ZM98 165H99V168H98ZM106 165H105V166H106ZM114 165H113V166H114ZM148 165H149V166H148ZM38 166H39V165H38ZM73 166H74V169H76V171L73 169ZM83 166H84V167H83ZM91 166H92V167H91ZM121 166H122V167H121ZM129 166H130V167H129ZM142 166H144V167H142ZM147 166H148V167H147ZM94 167H95V168H94ZM123 167H124V168H123ZM125 167H126V168H125ZM131 167H132L133 169H131ZM154 167H155V168H154ZM28 168H26V169H28ZM67 168H68V170H67ZM71 168H72V169H71ZM92 168H93V169H92ZM116 168H117V169H116ZM118 168H119V169H118ZM128 168H130V169H128ZM140 168H141V170H142V168H144V169L147 168L146 170H144V169L142 170V174H143V175H142L141 173H140L139 175L137 174V173H139V171H137V170H140ZM151 168H152V169H151ZM79 169H80V170H79ZM83 169H84V170H83ZM111 169H112V168H111ZM127 169H128V170H127ZM136 169H137V170H136ZM148 169H150V170L148 171ZM77 170H78V172H81V173H78ZM91 170H92V173H93V174H94V172H95V174H96V171H98V170H99V174H100V172H101L102 175L98 176V174H96L97 177H96V176L92 177V178H94V179L96 178L97 180H100V181H98L100 184L97 183V181L95 182V181H93V179H91V176H92V175H91V176L89 175L90 178H89V177H85V176H88V175H85V174H88L89 171H90L89 174H91ZM95 170H96V171H95ZM101 170H102V168H101ZM117 170H118V172H117ZM125 170H126V171H125ZM40 171H41V172H40ZM49 171H50V170H49ZM82 171H83V172H82ZM114 171H115V172H114ZM131 171H136V172H135L136 174H135L134 172H131ZM42 172H43V173H42ZM45 172L47 173L48 171H45ZM75 172H77L78 174L75 173ZM106 172H107V173H106ZM143 172H145V173H143ZM153 172H154V171H153ZM36 173H37V174H36ZM41 173H42V174H41ZM46 173H44V174L46 175ZM48 173H49V172H48ZM48 173H47V174H48ZM60 173H61V175H59ZM70 173H71V174H70ZM97 173H98V172H97ZM103 173H104V174H103ZM116 173H117V174H116ZM125 173H126V174H125ZM127 173H128V174H127ZM133 173H134V174H133ZM24 174H25V173H24ZM40 174H41V175H40ZM62 174H63V175H62ZM66 174H67L68 176H66ZM80 174H82V175H81V176H82L81 179L84 181V182H83L84 186H85V183L87 184V182H88V183H89L90 181L93 182V183L95 182L94 184H92L91 188H90V187L83 188V187H84L83 184H80V183H79V180H80V179H78L77 177H79L78 175H80ZM83 174H84V177H83ZM95 174H94V175H95ZM112 174H113V175H112ZM119 174H120V176H119ZM121 174H123V175L125 174V176H126L127 178L124 179L123 177H125V176H123V175H121ZM130 174H132V175H130ZM57 175H59V176H65L66 179H64L63 177H60V181H63V182H60V181H59V178H58ZM106 175H107V177H106ZM111 175H112V176H111ZM116 175H117V176H116ZM128 175H129V176H128ZM133 175H134V176H133ZM137 175H138V176H137ZM141 175H142V176H141ZM23 176H25V175H23ZM34 176H35V177H34ZM37 176H38V177H37ZM41 176H42V177H41ZM74 176H75L76 178H74ZM81 176H80V177H81ZM101 176H102V177H101ZM108 176H109V177L111 176V177L108 178ZM135 176H136V177H135ZM145 176H146V178H144ZM148 176H149V177H148ZM3 177L5 178L6 176H3ZM51 177H52L53 179H52ZM80 177H79V178H80ZM100 177H101V178H100ZM112 177H113V178H112ZM120 177H122L123 179L120 178ZM129 177H130L131 179H132L133 177H135L134 179H132V181H133V180H135V181L137 180V181H138L139 179H142V180H143V183H140V182H139V183H138L139 185L136 186V185H137V184H136L137 182H136V183H135V181L132 182V181L130 180ZM42 178H43V179H42ZM83 178H84V179L87 178V179H89V181L86 180V179L84 180ZM148 178H149V181H150L149 183H147V182H148V181H147ZM6 179H8V178H5L4 183H5V182H6V183L8 182L9 186H7V184H4V185L8 187L9 191L11 192V195H12V193L14 194L12 198H14V197L17 196V197H16L17 200H16V198H15V201H19V196H21V197H20V200H21V198H23V196L21 195L23 190H22L20 187H18V186H15L16 188L13 187L14 184L16 185L15 181H13V180L11 181V184H12V186H11L9 179H8V181H7ZM10 179H11V178H10ZM30 179H31V180H30ZM62 179H63V180H62ZM90 179H91V180H90ZM109 179H110L112 182H111V181L109 182ZM117 179H118V180H117ZM120 179H121V180H120ZM127 179H129L130 181L127 180ZM200 179H201V180L203 179L202 181H204L205 178H199L198 181L195 180L196 182H193V184H194V183H197L196 185H195V184L193 185V188H195V186H196V187H199V188H196V189H195L196 191H197V189H199V191H200L201 188L203 189V187H201V186H202L204 183H203ZM207 179H208V178H207ZM207 179H205V181H206ZM122 180H123V181L125 180V181H127V182L129 181V182L133 183V186H134L135 188L137 187L136 190H135V189L132 190V188H134L132 185H131L130 187H128V189H127L126 187H124L125 184H126V182L124 181L123 183H125V184H123V183H121ZM142 180H141V182H142ZM209 180H211V179L209 178L208 181H206V182L208 183ZM120 181H121V182H120ZM139 181H140V180H139ZM205 181H204V182H205ZM0 182L3 184V180H2V178H1ZM27 182H26V183H27ZM68 182H70V184H69ZM80 182H81V181H80ZM114 182H116V183H114ZM199 182H200V186H199ZM210 182H211V181H210ZM13 183H14V184H13ZM34 183H35V184H34ZM42 183H43V184H42ZM103 183H105V184H103ZM111 183H112L113 185H111ZM134 183H135L136 185H135ZM201 183H202V185H201ZM207 183H205L206 185L204 184V187L206 186V188H204L203 190H201L202 193H199L198 191L196 192V191L194 190V192H196V195H194V196H196V197L194 198V197L192 196V199H193V198L195 199L194 201H192V203H193V202H196V200H197V201H200L199 204L197 203V206L195 205L196 207H194L192 210H189V209H191V208L193 207L192 204H191L192 207H190V208L188 207V208H189V209H188V217H191V218H188V220H189V219H193L192 217H195L194 221H195V222H196V221L199 222L198 224H196L197 222H196V223L194 222V223H195V224H194V223H191V222H193L192 220H191V222H190V220H189V227H190V228H189V231H190V233L192 234V238H194L195 241L197 242V243H196L197 247H198L199 249H201V250H202V247H203V248L205 247V248L207 249V251L210 250L212 254L214 253L215 255H214V256L212 255V258H214V257L217 256L216 258H217V261H219V264H220L221 262L224 263V262H225V259H226L227 257H229V256H233V255L235 254V252H236V250H237V249L235 250V248H237L236 246H237L238 244H240V246L244 247L243 245H246L245 242H247V244H248V245L245 246V247L248 248V246H250V247L248 248V251H249V250L251 251V250H253V249H255V250L257 249V251H258V249L260 248V245L262 244L263 246L261 245V248H262L263 251L260 250V252L262 251V252L264 253V240H263V239H264V230H261L262 232L259 231V230L255 231V233H254V232H251V231L245 229V228H247L246 226L244 227V225H246V223H244V225L242 226L241 224H242L243 222H242V221H239V220H241V219L243 218L244 215H249V214H250L249 217L252 216V218H253V217L255 216V217H257V219H258V218H259V219H263V217H264V213H263V212H264V209H263V208H264V204H263V203H264V191H263V190H264V184H261L260 187H259V185H258V190H260V188H261V190H260V192L257 191V193L259 192V193H258V196L260 197L258 200H259L261 203H260L258 200H256V201H255V200L253 201V199L251 200L252 196H250V194H247V193H249V192L246 193V192L244 191V193L237 194L238 192H236L237 190H236V188H235L234 191H235L236 194L234 193V191H233V194L235 195V197H236V196L239 197V198H237V199H239V200H237L236 202H238V201L240 202V206H241V208L243 209V210H242V209H239L240 207L237 206V203L234 204V202L231 201L230 198H229L228 200H230L231 202H233V204H230L231 202L228 201L227 199H225L226 197L224 198L223 195H225V194L222 193L223 195H221V194L217 195L218 193L215 192V191H217V189L214 188V190H212V192H211V189L209 188V187H211V186L208 185V184H210V183H208V184H207ZM212 183H213V181L211 182V185H212ZM40 184H42V186H41ZM47 184H48V185H47ZM55 184H56V185H55ZM74 184H75V186H73ZM109 184H110V185H109ZM0 185H1V184H0ZM35 185H36V186H35ZM37 185H39V186H37ZM43 185H44V186H43ZM45 185H46L48 188H47ZM116 185H118V188H116ZM119 185H122V188H123V189L126 188V189H125L126 191L123 190V189H121V187H120ZM5 186H3V185H2V187L0 186V189L4 188V190L10 195L9 191H7V187H5ZM10 186H11V187H10ZM52 186H53V187H52ZM68 186H69V188H68ZM77 186H78V189H79V190H77V188H76ZM100 186H101V187H100ZM145 186L148 187V188H150V187L153 188V189H151L152 191L149 190L148 188H146ZM213 186H214V185H213ZM213 186H212V187H213ZM12 187H13V189H14L15 191H14V190L11 191V190H12V189H11ZM17 187H18V188H17ZM50 187H51V188H50ZM70 187H71V188H70ZM95 187H96V188H95ZM109 187H110V188H109ZM119 187H120V188H119ZM212 187H211V188H212ZM214 187H215V186H214ZM5 188H6V189H5ZM75 188H76V189H75ZM105 188H106V189H105ZM111 188H112V189H111ZM129 188H131V189H129ZM141 188H144V189H141ZM207 188H208V189H207ZM20 189H21L22 191H21ZM42 189H43V191H42ZM62 189H63V188H62ZM103 189H104V190H103ZM115 189H117V190H115ZM119 189L121 190V192H122V190H123V192H122V193L119 192ZM147 189H148V190H147ZM205 189H206V190H205ZM212 189H213V188H212ZM4 190H1V191H2V192H5ZM38 190H39L40 193L38 192ZM51 190H52V189H51ZM60 190H61V189H60ZM82 190H84V191H86V192L83 191V193H84V194H83V193L81 192ZM95 190H96V191H95ZM105 190H106V191H105ZM127 190L129 191V194H130V195L133 194V193L135 192V195H134L135 197L132 198V197H133V196H132V197L130 198L129 194L127 193ZM130 190H131V191H130ZM134 190H135V191H134ZM143 190H144V191H143ZM208 190H209V191H208ZM58 191L60 192V193H59L60 195H59L58 193H56V192H58ZM93 191H94V192H93ZM97 191H98V192H97ZM108 191H110V192H108ZM111 191H113L112 194L115 192L116 195L119 196V197H120L121 194H123L124 191H125V192H126V193H125V194H126V197L129 196V200H127L128 198H126V197L124 196L125 194L122 195V199L126 200L127 204H129L128 202L132 200L133 203H130V204L133 205V206L130 205L131 207H130V206L128 207V205H126V202L123 200V201H124L123 206H125V205L127 206V207H126V206L124 207V209L126 208V210H124L123 208H121V209L119 210V205H120V204H117V205H116V206H118V207H116V208L114 207V208H115L116 210H118V211L115 210V212H114V211H113L114 208H113V210H112L113 212L111 211V209H109L110 211L106 210V209H107V207H105V206H106V203H107L108 205H111L110 203L114 201V202L112 203V206H113L114 203L116 202L115 200L118 199L117 196L115 195V193H114L113 195H109V194H111ZM132 191H134V192L132 193ZM150 191H151V192H150ZM203 191H205V193H204ZM238 191H239V192H241V191L243 192V190H240V189H238ZM37 192H38V193H37ZM48 192H49V190H48ZM103 192H104V193H103ZM118 192H119L120 194H118ZM130 192H131V193H130ZM145 192H146V193H145ZM209 192H210L211 194H210ZM214 192H215V193H214ZM217 192H219V190H218ZM35 193H36V194H35ZM46 193H47V192H46ZM93 193H94V194H93ZM198 193H199V196H197ZM219 193H221V192H219ZM262 193H263V194H262ZM18 194H19V196H18ZM23 194H24V193H23ZM48 194H49V193H48ZM68 194H69V195L72 194V196H74V198H76V199H74L72 196H71V197H72L73 199L70 198ZM97 194H98V195H97ZM103 194H104V195H103ZM106 194L110 197V199H107V198H109V197H107ZM141 194H142V193H141ZM148 194H149V195H148ZM150 194H152V197H151ZM260 194H261V195H260ZM51 195H50V196H51ZM57 195H58V196H57ZM86 195H87V197H86ZM93 195H94V196H93ZM114 195L116 196V197H115L116 199L114 198ZM146 195H148L149 197L147 196L148 198H147V197L145 198ZM155 195H156V196L158 195V194H157V191H156ZM212 195H213V196H212ZM239 195H240V196H239ZM80 196H81L82 198H81ZM83 196H84V198H83ZM88 196H89V197H88ZM92 196H93L94 198H92ZM100 196H101V198H100ZM111 196H113V198H112ZM156 196H155V197H156ZM202 196H203V198H202ZM226 196H227V193H226ZM262 196H263V197H262ZM29 197H27V199H24V202H25V200H27L28 202H30V200H29L30 198H29ZM41 197H39V198H41ZM78 197H79V198H78ZM98 197H99V198H98ZM104 197H105V198H104ZM124 197H125V198H124ZM150 197H151V198H150ZM158 197H159V200H161V202H160V203H161V207H164L163 204H165V202L163 203V200L166 201V203H167V198L165 197V199L162 200V198H164V197H161V196H158ZM212 197H214V199H212ZM111 198H112V199H111ZM140 198H141V199H140ZM152 198H153V199H152ZM196 198H198V199H196ZM218 198H220V199H218ZM232 198L234 199L233 196H232ZM232 198H231V199H232ZM32 199H33V198H32ZM57 199H58V201H57ZM71 199H72V200H71ZM96 199H97V200H96ZM100 199H102V200H104V201H102V200H100ZM105 199H106V200H105ZM114 199H115V200H114ZM120 199H121V197H120ZM122 199H121V201H122ZM148 199H150V201H152V202H154L156 205H158V207L153 203V205H155V206H153L152 208H150V206H151L152 203H151ZM205 199H206V200H205ZM210 199H211V201H209ZM221 199H222V200H221ZM233 199H232V200H233ZM241 199H242V200H241ZM89 200H90V201H89ZM107 200H108V202H107ZM112 200H113V201H112ZM214 200H218V201H214ZM262 200H263V201H262ZM27 201H26V202H27ZM46 201H47V202H46ZM49 201H50V202H49ZM91 201L93 202L92 204H90ZM97 201H98V203H97ZM109 201H110V202H109ZM117 201H118V200H117ZM121 201L119 200V203H120ZM123 201H122V203H123ZM202 201H203V202L205 201L207 204H206V203H203ZM208 201H209V202H208ZM234 201H235V199H234ZM241 201H242V202H241ZM250 201H251V202H250ZM26 202L23 203V206H24V204H25V205H28V206L30 207L29 203L27 202V204H26ZM31 202H34V199H33ZM31 202H30V203H31ZM89 202H90V203H89ZM94 202H96V205L94 204ZM99 202H100L101 204H100ZM104 202H106V203H104ZM156 202H159V201L157 200ZM201 202H202V205H201V206H198V205L201 204ZM212 202H213V203H212ZM239 202H238V204H239ZM49 203H50V204H49ZM71 203H70V204H71ZM87 203H88V204H87ZM116 203H117V202H116ZM116 203H115V204H116ZM122 203H121L120 207L122 206ZM147 203H148V204H147ZM160 203H159V204H160ZM208 203H209V205H208ZM210 203H211V204H210ZM252 203H253V204H252ZM254 203H255V204H254ZM258 203H259V204H258ZM31 204H33V203H31ZM65 204H66V207H65V206H64V207L67 208V207H68L67 204H68L69 207L72 208V209H71L72 212H71V210L69 209V207H68V209H69L68 211H69V212H68L65 208H64V209H65L67 212L64 211V209H63V205H65ZM77 204H78V205H77ZM81 204H82L83 206H82ZM137 204H136V205H137ZM142 204H141V205H142ZM193 204H194V203H193ZM226 204H227V205H226ZM229 204H230V205H229ZM256 204H257V205H256ZM260 204H261L262 206H261ZM79 205H80V206H79ZM108 205H107V206H108ZM138 205L136 206L137 208H135V210L133 209L129 214L133 213V211L135 212V211H137L138 209H140V210H138V211H140V213L137 211V212H138L137 215H139V217H140V214H141V218H142V220H141V219L138 220L139 217H138V218H137V217H133V216L131 217V216H129V215L126 214V215H127L126 217L129 218L130 221L127 223V222H126V221H128L127 218L123 217V221H124L123 223L126 222L127 224H124V226H126V228H124V229L122 228V229L125 231V230L128 229V227L130 226V222H131V221H134V220H135V222H136V221L138 220V221H137L138 223L136 222L138 228H137V226L135 227L136 230L133 228V231H136V232H133V231H132V226H130V227H129V230H127L128 232L126 231V234L129 233L130 228H131V231L133 232L134 235H132L131 232L129 233V235H128V234L125 235L124 232L121 233V234H123V235H121V234L119 235L120 237H122V236L125 235V237H126V238L124 237V240H125V239H127V237H129L130 235H132V236H136L135 234H137L138 237L136 236V237L128 238V242H130V241L132 240V241H131L132 243L130 242V244H132V245H134V246L129 245V243L126 242L127 240H126V241H123V240H121V241H120V240L117 241V242H119L118 244L123 245V247H122V246L119 247L118 244H116V243L113 244L114 242H113V243L111 242V243L108 245L107 248H108L109 251H112L114 254L112 253L113 256H112L111 259H109V261H108L109 264H124V263H125V264H136V263H137V264H149V263H150V264H157V263H159V264H166V262H168V261H167V260H168V257H169V258H172V259H171V262H169V264H172V262H173L174 264H176V263H175V252H176V248H177V246H178V244H179V242H180V240H181L180 237H177V238H179V239H178V243L174 242V239H175L176 236H175L173 233H171V234L169 233V234H170V239L172 238V240H170L169 237H165V236H167V234H168L166 230H168L169 232H171V231H170L171 229L169 230V228H170V227H169V225H170V224H169V220H167V222L165 221L166 218H164V220H162L163 222L165 221L166 223H168L167 226L164 225V223H163V225L166 226V229L164 230V228H163L164 226H163L162 223H161L162 221H160L162 218H161L160 220H158L157 214H156V217H155V215H153L158 221H160L159 223L163 226V227L160 226V227H159V230H158V225H157V228H156V223H157V221L154 222V220H153L152 218H151V220H149V219H148V216H146V214H145V212H144V211H147V210H145L142 206H141V208H140ZM144 205H145V206H144ZM207 205H208V207H206ZM255 205H256V207H255ZM258 205H260V206H258ZM23 206H22V208H20V210L23 209ZM28 206H25L26 209L24 208V211H23V212L21 211V213H20L19 210H18V215H20V217H22V219L24 218L23 220H25L28 216L30 217V215L32 214V213H29V212H28V210L31 209V207L29 208ZM73 206H74V207H73ZM92 206H93V207H92ZM148 206H149V207H148ZM202 206H203V211L206 210V212H203V211H202ZM222 206H223L224 208H223ZM231 206H232V207H231ZM245 206H246V207H245ZM252 206H253V207H252ZM32 207H33V206H32ZM83 207H84V208H83ZM108 207H111V206H108ZM156 207H157V208H156ZM197 207H198V209H197ZM204 207H206V208H204ZM243 207H245V210H244ZM250 207H251V209L253 208V209H252V211H254L253 213H252ZM27 208H28V209H27ZM76 208H77V211H76ZM94 208H96V209H94ZM105 208H106V209H105ZM127 208H128V209H127ZM147 208H146V209H147ZM195 208H196V209H195ZM228 208H229V209H228ZM256 208H257V209H256ZM260 208H261V209H260ZM46 209H47V208H46ZM101 209H104V210H105V214H104V210H101ZM129 209H130V210H129ZM141 209H142V210L144 209V211H143V212H144V213H143V216H142V211H141ZM150 209H152V210H150ZM155 209H156V210H155ZM217 209H218V210H217ZM222 209H223V210H222ZM234 209H236L237 211H235ZM258 209H259V210H258ZM25 210H26V211H25ZM51 210H52V209H51ZM51 210H50V213H52V212H56V211H53V210H52V212H51ZM123 210H124V211H123ZM127 210H128V212H125V211H127ZM195 210H197V211H195ZM208 210H209V211H208ZM211 210H212V211H211ZM220 210H221V211H220ZM229 210L232 211V212L234 211V212L231 214V212H230ZM246 210H247V211H246ZM1 211H2V210H1V208H0V214H1ZM46 211H47V210H46ZM59 211H61V213H59ZM62 211H63V213H64V212H65V213H64L63 216H62L63 218H60V217H61L60 214H62ZM82 211H83V212H82ZM98 211L101 212V213H97ZM106 211H108V212L106 213ZM149 211H147L146 213H148ZM154 211H155V212H154ZM191 211H192V212H191ZM210 211H211V212H210ZM239 211H240V212H239ZM30 212H33L32 209H31ZM70 212H71V213H70ZM93 212H94L95 214H94ZM124 212H125V213H124ZM194 212H196V213H194ZM199 212H200V213H199ZM214 212H215V213H214ZM220 212H221V213H220ZM223 212H224V213H223ZM237 212H238V213H237ZM241 212H242V214H241ZM244 212H245V213H244ZM58 213H59V214H58ZM96 213H97V214H96ZM191 213H193V214H191ZM198 213H199V214H198ZM218 213H219V214H218ZM222 213H223L224 215H223ZM227 213H228V214H227ZM258 213H259V214H258ZM261 213H262V214H261ZM23 214H24V217H23ZM25 214H26V215H25ZM28 214H29V215H28ZM74 214H75V216H74ZM81 214H82V215H81ZM103 214H104V215H103ZM150 214H151V213H150ZM160 214H161V213H159L158 216H160ZM189 214H190L191 216H189ZM202 214H203V215H202ZM213 214H214V215H213ZM221 214H222V215H221ZM226 214H227V215H226ZM230 214H231V216H230ZM233 214H234V215H233ZM253 214H254V215H253ZM257 214H258L259 216H258ZM18 215H17V216H18ZM59 215H60V216H59ZM93 215H95L96 217L99 215V216H98V220H97V218H96L95 216H93ZM101 215H102V216H101ZM107 215H106V216H107ZM111 215H109V216H110V218H112V219H111V220H107V219H109V217L107 216V219L105 218L104 221H103V222H104L103 225H106V226L108 225V226H109V224L112 222L113 218H115V216H114L115 214H114L113 216H111ZM131 215H132V214H131ZM144 215H145L146 217H145ZM163 215H164V214H163ZM163 215H162V216H163ZM197 215H198V216H197ZM206 215H207V216H206ZM216 215H217L218 217H217ZM228 215H229V217H228ZM232 215H233L234 218L232 217ZM241 215H242V216H241ZM262 215H263V216H262ZM32 216H33V215H31V217H32ZM56 216H57L58 218H57ZM91 216H92V217H91ZM100 216H101V217H100ZM128 216H129V217H128ZM149 216H151V215H149ZM205 216H206V217H205ZM208 216H211L210 219L207 218ZM214 216H215V217H214ZM239 216H240L241 219L239 218ZM20 217H19V218H20ZM29 217H28V219H31V218H29ZM74 217H76V218H74ZM82 217H83V218H82ZM130 217H131V218H130ZM143 217L145 218V220L143 219ZM154 217H153V218H154ZM163 217H164V216H163ZM223 217H224V218H223ZM235 217H236L237 219H236ZM249 217H248V218H249ZM255 217H254V218H255ZM260 217H261V218H260ZM86 218H87V219H86ZM94 218H96V219H94ZM120 218H121V217H120ZM124 218H125V219H124ZM135 218H136V219H135ZM146 218H147V219H146ZM149 218H150V217H149ZM155 218H154V219H155ZM159 218H160V217H159ZM201 218H202V219H201ZM203 218H204V219H203ZM205 218H206V220H205ZM213 218H214V220H213ZM219 218H221V219H219ZM238 218H239V219H238ZM245 218H246V216H245ZM252 218H251V219H252ZM254 218H253V219H254ZM22 219L20 218V221H22L21 223H23V220H22ZM28 219L25 220V221H28ZM85 219H86V220H85ZM198 219H199V220H198ZM211 219H212V220H211ZM226 219H227V220H226ZM257 219L255 218V220H257ZM76 220H77V221H76ZM88 220H89V221H88ZM93 220H94V222H93ZM125 220H126V221H125ZM140 220H141V221H140ZM143 220H144V221L148 220V222L153 220V222L155 223V225H154V223H152L153 225L149 227V224L151 225V223L146 224V222H145L144 227L142 226V232H143V233H142V232H140V231H141V230H140L141 227H139V225L141 226V224L144 222ZM200 220H201V221H200ZM222 220H223L224 222H223ZM234 220H235V222H234ZM30 221H31V220H29V222H30ZM70 221H71V222H70ZM83 221H85V222H83ZM91 221L93 222V224H91ZM109 221H111V222H109ZM142 221H143V222H142ZM220 221H221V222H220ZM227 221H228V222H227ZM29 222H27V223L24 224V225H25V226H26V225L29 226V224H30ZM32 222H33V221H31V223H32ZM79 222H80V223H79ZM87 222H88V223H87ZM89 222H90V223H89ZM105 222H106V223H105ZM107 222H108V224H107ZM135 222H134V224L136 225ZM140 222H141V224H140ZM148 222H147V223H148ZM218 222H219V223H218ZM237 222H240V223H241V224L239 223L240 226H238ZM100 223H101V221H100ZM190 223H191V224H194V225H191ZM33 224H34V226H32V224H30L31 226H29L31 229H32V228H36V226H37V228H39V227H38V226H39V223H38V222H37L36 224H35V222H33ZM87 224H88V225H87ZM94 224H96V225L98 226V231H99V236H98V237H97L98 233H97V232L94 233V231H93L94 228H95V226H96V225H94ZM143 224H144V223H143ZM143 224H142V225H143ZM35 225H36V226H35ZM73 225H75V226H73ZM86 225H87V227H86ZM90 225H91V226L93 225L92 227H94V228H92ZM135 225H134V226H135ZM146 225L148 226L149 229H147V228L145 227ZM210 225H214V226H216L217 228H216V229H212V230H210V229H211V228H210ZM217 225H219V227H218ZM221 225H222V226H221ZM223 225H224V226H223ZM83 226H82V227H83ZM88 226L90 227L89 229H92L91 231H90L89 229H88V231L86 230V229L88 228ZM97 226H96V228H97ZM100 226H101V225H100ZM177 226L179 227L178 224H177ZM235 226H236V228H235ZM237 226H238V227H237ZM241 226H242L243 228H242ZM67 227H68V228H67ZM152 227H153V228H152ZM205 227H206V228H205ZM232 227H234V228L232 229ZM37 228L34 229V230H37ZM104 228H105V226H104ZM104 228H103V230H104ZM106 228H107V227H106ZM143 228H144V230H145V228H146V230L144 231ZM201 228H202V229H201ZM209 228H210V229H209ZM237 228H239V229H237ZM55 229H54V231H56ZM64 229H65V230H64ZM200 229H201V230H200ZM203 229H204V230H203ZM206 229H209V230L207 231ZM236 229H237V230H236ZM34 230H31V231H33V233H35ZM68 230H69V231H68ZM148 230H149L150 233H151L150 236H149L150 233L148 232ZM162 230H163L164 232H163ZM191 230H193V231H191ZM229 230H230V231H229ZM232 230H233V232H232ZM240 230H241V231H240ZM243 230H247V233H248V231H249L250 233H248V234L245 233V234H246V236H245V234H243V233H244ZM39 231H41V230H39ZM89 231L91 232V234H88L90 238H89V237L86 238V236H85V238H83L84 235H85V233L87 234V233H89ZM92 231H93V232H92ZM96 231H97V230H96ZM137 231H138V232H137ZM146 231H147V232H146ZM160 231H161V232H160ZM195 231L198 232L199 234H197ZM202 231H205V233L202 232ZM210 231H211L212 234H210ZM222 231H223L224 233H223ZM67 232H68V233H67ZM145 232H146V233H149L148 235L146 234V236L149 237V238H147L145 235H143V234H145ZM153 232H154V233H153ZM165 232H166L167 234L164 235L163 233H165ZM206 232H207V233H206ZM228 232H229V234H227ZM230 232H231V233H230ZM238 232H241V233H238ZM242 232H243V233H242ZM245 232H246V231H245ZM31 233H32V232H31ZM138 233H141V234H138ZM159 233L161 234L162 237H159L160 235H158V239H157L156 234H159ZM193 233H194V234H193ZM201 233H202V234H201ZM208 233H209L210 236L208 235ZM233 233H234V234H233ZM235 233H236V236H237V237L235 236ZM253 233H254V234H253ZM57 234H56V235H57ZM63 234H64V235H63ZM65 234H66V235H65ZM68 234H69L70 237L68 236L69 238L64 239V238H66L65 236H67ZM95 234H97V235L95 236ZM200 234H201V235H200ZM214 234H215L216 238H215ZM241 234H242V235H241ZM33 235L36 236V237H35L36 239H34V236H33ZM33 235H31V238L33 239L32 242H34L35 240H36V242H37L36 244H33V248H34V245H36V246L38 247L39 238L37 237V234H36V233L33 234ZM38 235H41V234L38 233ZM58 235H57V236H58ZM91 235H92V236H91ZM93 235H94V236H93ZM140 235H142V236H140ZM224 235H225V236H224ZM228 235H230V236H228ZM248 235H249V236H248ZM257 235H258L259 237H258ZM61 236L64 237V238L61 239V238H62ZM81 236H82V237H81ZM139 236H140V237H139ZM143 236H144V238H143L144 242H143V240L141 239ZM155 236H156V237H155ZM172 236H173V237H172ZM174 236H175V237H174ZM193 236H194V237H193ZM199 236H200V238H199ZM203 236H204V237H203ZM219 236H220V237H219ZM238 236H239V237H238ZM241 236H242V237H241ZM243 236H244V239H243ZM253 236H254V237H253ZM8 237H9L8 239H7V237H6V240H5L4 242H5V244H6L7 246H11V247H12V245H13L14 243H13V242H12V243H11V242L9 243V241H10L11 238H12V235H11V236H8ZM10 237H11V238H10ZM41 237H42V236H41ZM120 237H118V238H120ZM164 237H165V239L168 238V239L170 240V242H171V243H170V246L172 247V250H171V247L169 246L168 239H166V240H165V239H162V238H164ZM201 237H202V238H201ZM206 237H209V238H206ZM222 237L224 238V240L222 239ZM245 237H246L247 239H245ZM256 237H257V238H256ZM13 238H14V236H13ZM145 238H147V241H145ZM155 238H156V239H155ZM173 238H174V239H173ZM203 238L206 239V240H205V241L201 240V239H203ZM226 238H227V239H226ZM232 238H233V240H232ZM238 238H239V239H238ZM240 238H241V239H240ZM254 238H255V239H254ZM262 238H263V239H262ZM82 239H84V240L86 239V240H85L86 242H85L84 240H82ZM120 239H121V238H120ZM134 239H135V240H134ZM154 239H155V243H156L157 240H158V242L160 241V243L162 242L161 240H165V243H163L164 241L162 242L163 244H159V243L157 242V243L154 244V246H153L152 243L154 242V241H153ZM160 239H161V240H160ZM210 239H211V240H210ZM214 239H215V240H214ZM229 239H231V240H229ZM234 239H235V240H234ZM237 239H238V240H237ZM261 239H262V240H261ZM7 240H9V241L7 242ZM14 240H15V238H14ZM16 240H17V239H16ZM79 240H80V242H82V243H80ZM88 240H89V241H88ZM94 240H96V242H94ZM102 240H103V239H102ZM208 240H209L210 242H209ZM220 240H221L222 244H221ZM227 240H228V241H227ZM247 240H248V241H247ZM249 240H250V241H249ZM252 240H253V241H252ZM12 241H13V240H12ZM87 241L89 242V245L87 244V243H88ZM90 241H91V242H90ZM92 241H93V242H92ZM115 241H116V240H115ZM122 241H123L124 243H123ZM139 241H140V242H139ZM149 241H150V244H149ZM152 241H153V242H152ZM199 241H201L200 243L205 242L206 244H204V243L200 244ZM212 241H214V242H213L214 244L212 243ZM225 241H226V242H225ZM242 241H243V242H242ZM6 242H7V243H6ZM14 242H16V241H14ZM40 242H42V240H41ZM84 242H85V243H84ZM166 242H167L168 244H166ZM215 242H218V243H217L218 245H217ZM228 242H229V243H228ZM260 242H261V243H260ZM92 243H93V244H92ZM95 243L97 244L96 249L94 248V247L96 246ZM122 243H123V244H122ZM219 243H220V247H219ZM253 243H254V244H253ZM258 243H259V245H258ZM8 244H10V245H8ZM66 244H67V243H66ZM91 244H92V245H95V246L93 247ZM151 244H152V246H151ZM164 244L168 245V246L170 247V249H168V246H166V245H164ZM210 244H211V245H210ZM225 244H226V245H225ZM251 244H252V245H251ZM85 245H87V246H89V247H87V246H85ZM90 245H91V247H93V248H91L92 250L95 249V250L93 251L92 254L89 253L90 250H88V248H90ZM115 245H116V249L114 248ZM137 245H138V246H137ZM155 245H157V247H155ZM161 245H162V246H161ZM163 245H164L165 247H167V249H166L165 247H164V249L168 250L169 252H168V251L166 252V250L163 249ZM221 245H222V246H221ZM13 246H14V245H13ZM15 246H17V243L15 244ZM42 246H43V243H42V244H39V248H40V247L43 248ZM117 246H118V247H117ZM146 246H147V247H146ZM150 246H151V247H150ZM159 246H160V248H159ZM227 246H228V247H227ZM251 246H252V247L255 246V247L252 248ZM256 246H258V247L256 248ZM37 247H36V249H37ZM58 247H59V248H58ZM131 247H132V248H131ZM135 247H137V249H136ZM152 247H153V248H152ZM221 247H222V249H221ZM226 247H227V248H226ZM229 247H230V248H229ZM231 247H232V248H231ZM15 248H16V247H15ZM67 248H68V249H67ZM72 248H73V250H72ZM97 248H98V250H97ZM118 248H119V251H121V248H122V251H121L122 254H121V252L119 253V251L117 250ZM128 248H129V249H128ZM130 248L132 249V250H131L132 253L130 252ZM140 248H141V249H140ZM147 248H148V249H147ZM208 248H209V249H208ZM224 248L227 249V251H226ZM261 248H260V249H261ZM75 249H76V250H75ZM110 249H111V250H110ZM112 249H114V251H115L116 253H115ZM152 249H153V250H152ZM160 249H161L162 251H161ZM223 249H224V250H223ZM231 249H232V250H231ZM33 250H34V249H33ZM37 250H38V249H37ZM40 250H41L42 253H41V254H40V253L38 254V253L36 252L37 255H38V256H39V255H40V256H41V255H44L43 250H42V249H40ZM70 250H71V251H70ZM77 250H79V252H78ZM87 250H88V251H87ZM96 250H97V251H96ZM143 250H144V251H143ZM149 250H151V253L149 252ZM213 250H214V251H213ZM217 250H219V252H218ZM228 250L231 251V252H229ZM246 250H247V249H246ZM255 250H253V251H255ZM74 251H76V252H74ZM83 251H84V250H83ZM95 251H96V252H95ZM117 251H118V252H117ZM123 251H124V252H123ZM136 251H138V252H136ZM202 251H203V250H202ZM205 251H206V250H205ZM207 251H206V252H207ZM212 251H213V252H212ZM215 251H216V252H215ZM221 251H222V253H221ZM225 251H226V252H225ZM232 251H233V252H232ZM234 251H235V252H234ZM253 251H252V252H253ZM34 252H35V251H34ZM38 252H39V250H38ZM125 252H126V253H125ZM135 252H136V254H135ZM144 252H145V254H143ZM162 252H163L165 255L168 254L167 256H165L166 259L164 258L163 254L161 255ZM224 252H225L226 254H225ZM25 253H26V251H25ZM29 253H31V255H29ZM36 253H33V252H31V251H28L26 254H27L28 257L32 256V259H33V257H34L33 254L35 255ZM72 253H73V254H72ZM110 253H111V252H110ZM141 253L143 254L142 257H141V255H140ZM147 253H148V254H147ZM169 253H170L171 255H170ZM209 253H210V252H209ZM217 253H219V254H217ZM263 253H262V254H263ZM26 254H25V255H26ZM55 254L53 253L52 255H54V257L57 258V257H58V256H57L58 254H57V255H55ZM75 254H76V255H75ZM93 254H95V255H93ZM115 254H116V256H115ZM117 254H118V255H117ZM125 254H126V255L128 254L129 256H126ZM153 254H154V256H153ZM155 254H156V255H155ZM158 254H160V255H158ZM172 254H173V255H172ZM224 254H225V255H224ZM52 255H48V256H46V254H45L46 258H45L44 256H43L44 259L40 257V258L43 259V260H41L39 257H37V256L35 255L37 258L35 259V257H34L33 260H34V262H36V263H34V264H38V263L40 264V261H42V263H45V264H46L47 262H48L49 264H56V261H57L58 259L55 261V258L53 257L52 259H54V261L50 260L51 257H52ZM77 255H78V256L81 255V256H79V257L77 258ZM110 255H111V254H110ZM120 255H121V256H120ZM138 255H139L140 257H138ZM150 255H151V256H150ZM226 255H227V256H226ZM50 256H51V257H50ZM56 256H57V257H56ZM61 256H62V255H61ZM73 256H74V257H73ZM96 256H98V255H96ZM96 256L93 257V258H94L93 261H95V262H92V261H89V262H91L92 264H94V263H95V264H96V263H97V264H100V261H98V260H100V258H99V259H96V258H98V257H96ZM117 256H118V257H117ZM130 256H131V257H130ZM225 256H226V257H225ZM263 256H264V255H263ZM62 257H63V256H62ZM62 257H61V259H60L62 262L57 261V264H58V262H60L61 264H63V259H62ZM64 257H63V258H64ZM87 257L89 258L88 260H87ZM115 257L118 258V260H117V259L115 260ZM126 257H127V258H126ZM132 257H133V258H132ZM144 257H145V258H144ZM153 257H154V258H153ZM221 257H222V258H221ZM113 258H114V259H113ZM128 258H129V259L131 258V261H130V260L128 261ZM134 258H135V260H134ZM138 258H139V259H138ZM140 258H141V261H142V262L140 261ZM148 258H150V260H149ZM159 258H160V259H159ZM173 258H174V259H173ZM48 259H49V260H48ZM126 259H127V260H126ZM132 259H133V260H132ZM142 259H143V260H142ZM144 259H146V260H144ZM153 259H154V260H153ZM161 259H163V260H161ZM37 260H39V262H38ZM44 260H45V262H44ZM47 260H48V261H47ZM84 260H85V262H84ZM113 260H114L115 262H113ZM138 260H139V261H138ZM159 260H161V261H159ZM172 260H173V261H172ZM213 260H214V259H213ZM222 260H223V261H222ZM68 261H67V262H68ZM110 261H112V262H110ZM147 261H148V262H147ZM155 261H156V262H155ZM190 261H191L192 263H191ZM210 261H212L211 257H210ZM89 262H88V263H89ZM127 262H128V263H127ZM129 262H130V263H129ZM134 262H135V263H134ZM160 262H161V263H160ZM164 262H165V263H164ZM183 262H187V263L189 262L188 264H190V263H191V264H195V261H194L192 258H190V259L186 258V260H184ZM233 262H234V261H233ZM235 262H237L238 264H243L240 260H236ZM235 262H234L233 264H237V263H235ZM48 263H47V264H48ZM83 263H82V264H83ZM187 263H184V264H187ZM89 264H90V263H89ZM182 264H183V263H182ZM230 264H231V263H230Z\"/></svg>",
	"mask_w": 264,
	"mask_h": 264
}]
</instances>
